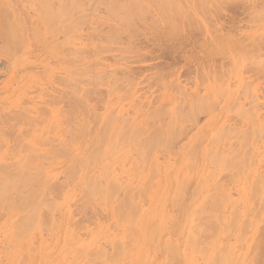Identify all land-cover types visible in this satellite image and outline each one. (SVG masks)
Returning a JSON list of instances; mask_svg holds the SVG:
<instances>
[{
	"label": "rangeland",
	"instance_id": "obj_1",
	"mask_svg": "<svg viewBox=\"0 0 264 264\" xmlns=\"http://www.w3.org/2000/svg\"><path fill=\"white\" fill-rule=\"evenodd\" d=\"M9 1V0H8ZM11 2H12V0H10ZM9 1V2H10ZM27 1V2H26ZM54 1V0H53ZM56 1V0H55ZM54 1V2H55ZM70 1V0H69ZM81 1V3H79V4H81L82 5V3H83V6H85V7H83V9L82 8H80L81 7V5H76L75 6V8L74 7H72V10L71 11H68V13H67V11H66V13H64V15H60V17H64V18H59L60 20H57L58 18L56 17L55 19H53V21L55 22H52V20H51V22L53 23V26H52V24H51V22L49 21V22H46V18H45V16L44 15H42V17H40L41 15H40V13H41V11H40V13L38 14V12L39 11H34V10H37L36 8H37V5H36V7L34 6L35 5V3L31 0V2L29 1V0H13V2H14V4H10L9 2H7V0L5 1V0H2V1H0V8H3V9H5L6 10V12H7V14H6V12H5V14H6V16L8 15V19L6 18V16H4V19L5 20H9L11 17H13V15L15 14V10H18V9H20V11H21V14H20V11L18 10L17 11V13H19L18 15H15L16 17H20L21 18V21L23 20V22H21V25L19 26V28L20 29H15L14 30V35L13 36H16V34H18L17 36L19 37V35H22V36H20L19 38H18V40H20L19 42L17 41V43H16V41H14L13 40V38H8L7 40H4L5 42L7 41V44L8 43H10V44H8V46H10V49H11V55H10V52H8L9 50H7L9 47L7 46V44L6 43H4V44H2V40H3V38H5V37H2L1 36V34H0V51L1 52H3V54H4V52H5V54L7 55V53H9V55H7V57H9V56H12V57H10V61H8L7 59V57H5L6 55L4 54V55H2V53L0 52V116L1 115H3L4 113L3 112H5V111H7V112H5V116H10V117H12V118H15L14 120L17 122V123H13V122H15V121H9V120H7V119H9L10 117H5L4 115H3V117H2V119H1V117H0V123H2L1 125H2V130H1V127H0V166H2L1 167V169H0V178L1 177H3V176H5L6 174H11V173H14L15 171H17V170H19V171H21L22 173H24L25 175H27V173L29 172V173H31V171H33V173H35L34 175H33V177H32V181H31V184H32V187L34 186L35 187V185L34 184H36L37 185V188L36 189H38L39 187V189H38V195L37 194H35V197H36V199L34 200V202H39V199H40V197H41V199L42 200H40V201H43V200H45L46 198L48 199V197L46 196V198H43L42 196H41V194H42V192H44V195H46V194H48V196L50 197L51 196V198L52 199H55V200H53V201H55L54 203V205H53V208H52V199L50 200V198L47 200H45L44 202H43V204H41V203H38V204H41V206L39 205L38 206V204L36 205V203H34V207H35V205L36 206H38L36 209H38L37 211L38 212H36V210H34L33 209V212L35 211V213H36V215H35V213H34V215L33 216H31V217H33V218H30V221L28 220V222L30 223H28V225H30L31 226V224L32 225H34L33 227H34V229L32 230V228L33 227H31V229H29L28 230V228H27V231H25L24 233L26 234H24V233H22L21 231V233L19 232V228L17 227L18 225H20V223H22V221H23V219H20V218H22V214L23 213H25V212H27L28 210L27 209H29L30 208V206H28V205H26V206H24L23 207V205L21 204V206L19 205H17V203H18V201H19V195L20 196H22V193L24 192V191H26L28 188H26V187H24V189H23V187H22V189H23V191H19V190H16L18 187H21L22 185H20V184H18L19 186L17 187V188H15L14 186L13 187H11V188H8V191H7V196H6V198H7V200L5 201V199L2 201V202H0V264H17L18 263V261L20 260V262H21V258H23V260L24 259H26L25 261L27 262H25V264H87V263H89V264H165L166 262H168V260H167V258H170L172 255L171 254H173V255H175V256H178V257H176L175 258V256H172V258H170V260H169V262H174V261H177L176 263H178V261H179V259H180V262L179 263H182V264H218L217 262H219V264H234V263H237V264H253L254 262V264H264V219L262 220V218L264 217V206L263 207H260V205L262 204V202H261V204H260V200H261V196L262 197H264V194H262V192L264 193V134H262V137H263V139H262V137H259V135L262 133V131H264V129H263V126H264V124L263 123H260V121L261 120H263L264 121V73H263V71H264V62H262V61H264V37L262 36L261 37V34H263L264 33V18H263V20H259V19H261L262 18V16H263V13H264V9H262L263 7L262 6H264V0H258V1H260V3L261 2H263V5H261L259 2H257L256 0H254L255 2H257V3H259L258 4V6H257V9H256V5L254 6V3H253V5H252V2H254L253 0L251 1V2H249L250 0H234V3H230V2H232L233 0H227V1H230V2H228V3H230V4H228L227 3V5H226V1H221V0H219L218 2H219V4H218V2H217V0H216V2H215V0H207L208 2V4L206 3L205 4V6L206 7H208V8H211L210 10L208 9V8H206V9H208L207 11L206 10H203V8H201L200 10H199V12L197 13L196 11H198L197 9H195V4L192 2V1H190V0H177V2H178V5H179V3H183V4H180V7L182 8L183 6H185L184 8H189L191 11H189L190 12V14H192V16H193V18L192 19H190L189 20V22H192V20L193 19H195V24H193L194 26H195V28L193 29V27L194 26H192V27H190L192 24L191 23H189V25H186V26H189L188 28L189 29H184L183 30V28L184 27H186L185 25L183 26V28H181V30H179L178 29V31L177 32H181L182 33V35H181V33H178L177 34V32L176 33H171L170 32V34H168L169 33V31H167V29H164V27H165V23H163L162 21H160L162 18H161V16H160V14H158V12H157V10L151 5V4H149L148 2H150L151 1V3H153L152 2V0H145V1H143L142 0V2L143 3H145L144 5L146 6V7H148V8H146L147 9V12H146V14H145V16L142 18L143 20H141L142 21V23H143V21L146 23V25L145 24H142L141 23V21L138 19H135V24L134 25H136L137 24V29H135L134 27H133V30H132V32L134 31V33H131V31H130V29H128L129 31H127V29H126V32H129V35H128V33H126V32H124L125 30L124 29H121L122 31H120L118 28L116 29V30H119V31H114L115 29L114 28H116L117 26H119V27H121L120 25V22L118 21V23L119 24H117L116 22H115V20H117V19H115V20H113L112 19V17L111 16H109L110 15V8H109V10H108V7H109V5L106 3V2H104L103 0L101 1H99L100 3L98 4V6H97V1L98 0H95V1H93L92 0V2H91V0H90V4H89V1L88 2H86L85 1V3L83 2L84 0H80ZM79 1V2H80ZM120 1V0H119ZM122 1V5L126 8V9H129L130 8V3H128L126 0H124V2H123V0H121ZM154 1V3H156V1H157V4H160L159 3V1L160 0H153ZM179 1H181V2H179ZM184 1V2H183ZM220 1H221V3H220ZM24 2V3H23ZM26 2V3H25ZM95 2V3H94ZM189 3V4H187V3ZM192 2V3H191ZM210 2V3H209ZM214 3V6H215V4L217 5V7L216 8H220V10L219 11H217V12H214V11H216L217 9L216 8H214V6L212 5V6H210L209 4H213ZM11 5V6H13V7H11V6H7L6 5V7H5V5ZM16 3V4H15ZM88 3V4H87ZM92 3H94V4H92ZM124 3H125V5H124ZM236 3V4H235ZM243 3V4H242ZM248 3H250V4H248ZM256 3V4H257ZM30 6H28V5ZM120 4V3H119ZM161 4H162V2H161ZM188 6H187V5ZM221 4H222V6H221ZM24 5L26 6V7H24ZM101 5V6H100ZM102 5H104L105 6V8L108 10H106L105 8H104V6H102ZM121 5V4H120ZM181 5H183V6H181ZM191 5V6H190ZM192 5H194L195 7L193 8L192 7ZM220 5V6H219ZM3 6V7H2ZM92 6H94V10H95V13H94V10L93 11H91V8H92ZM151 6V7H150ZM204 6V5H203ZM224 6V7H223ZM252 6V7H251ZM16 7H17V9H16ZM87 7H89V8H87ZM95 7H97L96 9H95ZM118 7H120V6H118ZM160 7V6H159ZM249 7V8H248ZM254 7H255V11H254ZM7 8V9H6ZM32 8V9H31ZM80 8V9H79ZM123 8V7H122ZM152 8H154V9H152ZM161 8V7H160ZM163 8V7H162ZM197 8V7H196ZM204 8V9H205ZM218 8V9H219ZM259 8V9H258ZM260 8H261V11H263V12H261V11H259L260 10ZM34 9V10H33ZM74 9H75V11H74ZM78 9V10H77ZM89 10V12H92V13H94V14H92L91 13V15L92 16H90V18H89V16L88 17H86V13L85 12H88V10ZM124 9V8H123ZM123 9H121V10H123ZM213 9V10H212ZM216 9V10H215ZM116 10V9H115ZM118 12L119 13H121V12H123V11H121L119 8H118ZM196 10V11H195ZM212 10V11H211ZM258 10V11H257ZM12 11H14V12H12ZM72 11H74V12H72ZM107 11V12H106ZM121 11V12H120ZM163 11H165L164 10V8H163ZM194 11V12H193ZM255 12L256 14H254L255 15V18H254V16H253V13H251V12ZM88 12V13H89ZM215 13L216 15H218V16H216V17H214L215 15L213 14H211V13ZM14 13V14H13ZM16 13V14H17ZM30 13V14H29ZM36 13V14H35ZM82 13H85V14H82ZM87 13V15H90V13L88 14ZM102 13H104V14H102ZM149 13V14H148ZM197 13V14H196ZM200 13V14H199ZM211 15V16H208L209 14ZM262 13V14H261ZM42 14V13H41ZM67 14V15H66ZM71 14H73V15H71ZM80 14H82V15H84V17L85 18H89V19H87L88 21H92L90 24L88 23V21H87V23H85L84 24V22L86 21V19H85V21H82L81 22V20H84V18H83V16L82 15H80ZM96 14V15H95ZM106 14H108V15H106ZM196 14V15H195ZM199 14V15H198ZM208 14V15H207ZM12 15V16H11ZM40 15V16H39ZM74 15H75V17H76V15L77 16H79V17H77V18H79V19H81L80 20V23H79V25L78 26H74V25H77V24H75V20H77L75 17H74ZM204 15V16H203ZM205 15H207V16H205ZM259 15H261V16H259ZM26 16L28 17L27 18V20L25 19L26 18ZM33 16V17H32ZM94 16H97V17H94ZM101 16V17H100ZM199 16V17H198ZM252 16V17H251ZM32 17V18H31ZM70 17V18H69ZM75 18L74 20L73 19H71V18ZM152 17H154V19L152 18ZM155 17H157L156 19H158L157 21L160 23H157V21H153V20H156L155 19ZM160 17V18H159ZM201 17V18H200ZM204 17L205 18H207L209 21H206V22H203L205 19H204ZM212 18V20H211V18ZM258 17H260V18H258ZM105 18H108L107 20L105 19ZM148 18H151V19H153V20H150V19H148ZM216 18V19H215ZM34 19H35V21H34ZM40 21H39V20ZM68 21H67V20ZM92 19H94V20H92ZM197 19V20H196ZM206 19V20H207ZM217 19H220V22L221 23H219V20H217ZM257 19H258V22H256L257 21ZM61 20H62V23L64 24H59V22L61 23ZM67 22H65V21ZM103 21V23L101 22V21ZM108 20H110V21H108ZM211 20V21H210ZM250 20V21H249ZM255 20V21H254ZM10 22H11V19L9 20ZM27 21V22H26ZM37 21H39V22H37ZM48 21V20H47ZM115 23H114V22ZM139 21V22H138ZM154 23H153V22ZM196 21H200V23H201V26L203 27H197V26H199V25H197V23L198 22H196ZM260 21V22H259ZM41 22V23H40ZM70 22V23H69ZM79 21H76V23H78ZM98 22V24H95V23H97ZM99 22H101V23H99ZM107 22H108V24H107ZM151 22H152V25H151ZM194 22V21H193ZM207 22H209V24H207V26L209 27V26H211V27H209L208 29H210L211 30V32H210V30H208L209 31V33L207 32V27L205 26L206 25V23ZM211 22V23H210ZM214 22V23H213ZM231 22H234L235 23V25H236V23H238V26H235L234 25V23H231ZM37 25H36V24ZM49 25H48V24ZM74 23V24H73ZM105 23H106V25H105ZM110 23V24H109ZM147 23H150L149 25H151V27L153 28V25L154 24H156L157 26L159 25V26H161L162 27V25H164V27H160V28H150V26L148 27L147 26ZM185 23H187V22H185ZM204 23H205V25H204ZM229 23H231V24H229ZM28 24V25H27ZM38 24H40V25H38ZM45 24H47L46 26L48 27V28H43V26H45ZM56 24H58V25H56ZM115 24V27L114 26H112V25H114ZM117 24V25H116ZM188 24V23H187ZM211 24V25H210ZM214 24L216 25V29H214L215 27H214ZM222 24V25H221ZM258 25V26H260L261 28L259 29V27L257 28L256 26H254V25ZM263 24V25H262ZM25 25H26V28H25ZM36 25V26H35ZM69 25H71V29L70 28H68V27H70ZM96 25V26H95ZM142 25V26H141ZM145 25V26H144ZM155 25V26H156ZM224 25H226V26H224ZM262 25V26H261ZM40 28H39V27ZM59 26H60V28H59ZM65 26H67V27H65ZM86 26V27H85ZM90 26V28H88ZM92 26H94V29H92V34L91 33H89V32H91V28H92ZM102 26V27H101ZM156 26V27H157ZM227 26H229L228 28H227ZM231 26H235V28L236 29H234L233 27H232V31H230L231 29H229V28H231ZM31 27V28H30ZM34 27H35V29H34ZM68 28V29H70L69 31H70V33H69V31L67 32V31H64V29L65 28ZM98 27H99V29H98ZM111 27H113V29H111ZM138 27L139 28H141L142 29V27L144 28V29H140V31H139V29H138ZM145 27H146V29H145ZM198 29H197V28ZM222 27V28H221ZM30 28V29H29ZM42 28V29H41ZM62 28V29H61ZM96 28V29H95ZM109 28V29H108ZM148 28V29H147ZM166 28V27H165ZM187 28V27H186ZM199 28H201V30L199 29ZM226 28H227V30H226ZM45 29H46V31H45ZM57 29V30H60V32H58V31H55V30ZM77 29H79V30H77ZM163 30V32H165V34H166V36L165 35H163V36H161L162 34H163V32L162 33H160V30ZM217 29H219L218 31H214V30H217ZM223 29H225V30H223ZM263 31H262V30ZM29 30H31L30 32L32 33V35L34 36H31L30 35V33H29ZM34 30L37 32H34ZM62 30L64 31V34L65 35H63L62 34ZM65 30H67V29H65ZM137 30V31H136ZM156 30V31H155ZM259 30V31H258ZM16 31V32H15ZM20 31H21V33H20ZM45 31V32H44ZM52 31H53V34H51L52 33ZM100 31V32H99ZM112 31H114L115 33H117L118 32V34H115V33H112ZM143 31V32H142ZM159 31V32H158ZM40 32V33H39ZM49 32V33H48ZM56 32H58V34L56 33ZM74 32L76 33V36H74L75 34H74ZM94 32H96V33H94ZM111 32V35L110 34H108V33H110ZM120 32H122V33H120ZM155 34H154V33ZM158 32V33H157ZM192 32V33H191ZM229 32V34H226V33H228ZM230 32H232V33H234V34H232V33H230ZM26 33V34H25ZM44 33V34H43ZM56 33V34H55ZM59 33H61V34H59ZM107 33V34H106ZM142 33V34H141ZM190 33V34H189ZM218 33H221V36L222 35H233V37L231 36V39L232 38H234L235 40H234V42H237V43H240V44H233L232 43V41H233V39H232V41H228V40H230L229 38L228 39H226L225 40V35L224 36H222V37H220L219 35H217ZM261 33V34H260ZM39 34V35H38ZM68 34V35H67ZM103 34H104V39H105V37H106V35H107V39H108V36L110 35V36H112V38L113 37H118L117 38V40L115 39V38H113V40L115 41H113L110 37V42H108V40H106V41H100V39L102 40V38L103 37H101V35L103 36ZM106 34V35H105ZM178 35V36H175V35ZM192 34V35H191ZM203 34V35H202ZM210 34H213V35H211L210 36ZM214 34H216L219 38H220V40H221V38H222V41H224L223 42V44H225V46H224V48L223 47H220V48H223L224 49V53L223 54H220V53H222L223 52V50L222 49H218V50H216V52H215V54L216 55H213L212 56V54H214L213 52H209V51H205V53L203 52V48L200 46V45H202L204 42H208V43H206L207 44V46L208 45H212V42H214L212 39L214 38V37H217V36H214ZM249 34H253L254 36H256V38H257V34H260V36L257 38L258 40H256L255 39V41L252 39V36H247V35H249ZM25 35H26V37H27V39L25 38ZM48 35V36H47ZM50 35L51 36H54V37H50ZM62 37V36H64V38L62 37H60V36ZM67 35V36H66ZM72 36L71 38H69L70 36ZM91 35V36H90ZM97 35H99L98 37H97ZM180 35V36H179ZM264 35V34H263ZM16 36V37H17ZM30 36L32 37V38H34V40H32L31 41V38H30ZM60 37L57 41H55L56 39V37ZM66 36V37H65ZM89 36V37H88ZM129 36V37H128ZM152 36V37H151ZM173 36V37H172ZM185 38H184V37ZM203 36V37H202ZM207 36V37H206ZM213 36V37H212ZM254 36H253V38H254ZM22 37V38H21ZM47 37V38H46ZM48 37L51 39V41H52V45L49 43L50 42V39H48ZM96 37V38H95ZM162 37V38H161ZM188 38V40H187V38ZM199 37V39H203L204 41L202 42V41H200V43L198 42L199 41V39H194V38H198ZM223 37H224V39H223ZM243 37V38H242ZM251 37V38H250ZM262 39H261V38ZM26 39V40H28V42L27 41H24L23 39ZM68 38L70 39V41H72L71 43H69V40H68ZM99 38V39H98ZM55 39V40H54ZM63 40V41H68L67 43V45L65 46L64 45V43H63V41H61V40ZM65 39V40H64ZM153 39H154V41H153ZM158 39V40H157ZM167 39V40H166ZM182 39V40H181ZM237 39V40H236ZM239 39H241V41H243V44L241 43V41L239 40ZM243 39H245V41L243 40ZM247 39V40H246ZM250 39H251V41H250ZM260 39V40H259ZM10 40H12V42H13V45H11V41ZM49 40V41H48ZM61 41V42H58V41ZM119 40V41H118ZM165 40V41H164ZM186 40V41H185ZM208 40H210V41H208ZM121 41V42H120ZM183 41V42H182ZM221 41V42H222ZM259 43H258V42ZM20 42H22V44L20 43ZM27 42V43H26ZM75 43V45L74 44H72V43ZM106 42V43H105ZM112 42V43H111ZM120 42V43H119ZM127 42H128V44H127ZM227 42H230V45H235V47L237 46V48H235V47H233V48H235V49H238L239 50V48H241L242 49V47L244 46V45H246V42H247V44H248V46H250L251 44H252V46L254 47V45L255 44H258L257 45V47H254L255 48V50H254V48L252 47V46H250L251 48H249L247 45V48H249V50H250V52H251V54L253 55V57L254 58H259V59H262L261 61L259 60V59H255L254 60V58H252L253 59V61H250L251 63L252 62H257L258 63V61H260V62H262L263 64V66H262V74H261V72H258V71H260L261 70V65H260V68L258 67V68H256L257 66H254L253 64H255V63H252V67L256 70H254V71H252L253 70V68L251 67V63L250 64H247V63H249L248 61L249 60H251V59H249V60H247V57L248 58H250L249 56H247L248 55V53H250L249 52V50L247 49V48H243V50L246 52V50H248V52L247 53H243V54H247V55H244L243 57H242V59H241V54H242V52H240L241 50H239V53L237 52L238 50H235V49H232V50H230L231 48H232V46H231V48H229L228 46H230ZM253 42H255V44H253ZM261 42V43H260ZM263 42V43H262ZM14 43H16L18 46H16L17 47V49L15 50V48H14V45H16V44H14ZM61 43H63V44H61ZM154 43H156V44H154ZM160 43V44H159ZM197 43V44H196ZM227 43V44H226ZM6 44V46H5V48L4 47H2V45H5ZM54 44V45H53ZM66 44V43H65ZM72 44V45H71ZM94 44H96V45H94ZM107 44V45H106ZM131 44H132V46H131ZM157 44H159V45H157ZM195 44H196V46H195ZM200 44V45H199ZM21 45V46H20ZM28 45V46H27ZM60 45V46H59ZM102 46L101 48H103L102 49V51L100 50V48H99V52L97 51H95L94 52V50H93V48H97V47H99V46ZM110 45V46H109ZM199 45V46H198ZM12 46V47H11ZM24 46V47H23ZM53 46V47H52ZM88 46V47H87ZM93 46V47H92ZM104 46V47H103ZM106 46H108V48L106 47ZM128 46V47H127ZM130 46V47H129ZM178 46V47H177ZM198 46V47H197ZM203 46V45H202ZM204 46L206 47V45L204 44ZM256 46V45H255ZM259 46V47H258ZM2 47V48H1ZM8 47V48H7ZM21 47L23 48V49H21ZM28 47V48H27ZM64 47V49L65 50H67V47H68V50H70L71 51V53H73V52H76L77 51V49H78V51L76 52L77 54H78V52H79V56H80V54H82L80 57H78L77 56V54L76 53H73L72 55L70 54H68L67 56H65L64 54H61V53H65V50L63 51V49L62 48ZM69 47H70V49H69ZM90 47H92V48H90ZM167 47V48H166ZM173 47V48H172ZM195 47V48H194ZM201 47V48H200ZM212 47V46H211ZM210 46L208 47V48H211ZM27 48V49H26ZM53 48V50H51ZM113 48V49H112ZM133 48H135V49H133ZM136 48H137V50H136ZM161 48V49H160ZM172 48V49H171ZM175 48V49H174ZM208 48H206V49H208ZM263 48V49H262ZM26 49V50H25ZM62 49V50H61ZM85 49H86V51H85ZM124 49L125 50V52L124 51H122V50ZM150 51H149V50ZM169 49V50H168ZM194 49V50H193ZM201 49V51H199ZM258 51H257V50ZM58 50H60V51H58ZM67 50V51H68ZM89 50H91V52L89 51ZM131 50V51H130ZM132 50H133V52H132ZM173 50V51H172ZM177 50V51H176ZM221 50H222V52H221ZM234 50H235V52H234ZM260 50V51H259ZM53 51V52H52ZM66 51V52H67ZM83 51V53H80V52H82ZM85 51V52H84ZM122 51V52H121ZM194 51V52H193ZM196 51H198V53L196 52ZM219 51H220V53H219ZM232 51V52H231ZM54 52H56L55 54H54ZM69 52V51H68ZM89 52V53H88ZM166 52V53H165ZM174 52V53H173ZM183 52V53H182ZM187 52V53H186ZM193 54H192V53ZM197 54H199V55H197ZM201 52H203L202 54H201ZM206 52L208 53V54H206ZM50 53H51V55H50ZM164 53V54H163ZM188 53H189V56H188ZM210 53H212L211 55H209ZM219 53V54H218ZM226 53V54H225ZM229 53V54H228ZM233 53H237L236 55L238 56V59H236L237 57H236V55L234 54V56H233ZM241 53V54H240ZM14 54V55H13ZM119 54V55H118ZM145 54H146V56H145ZM181 54H183L182 55V57L180 56ZM185 54H187L186 55V57H188V58H186L184 55ZM192 56H191V55ZM194 54H195V57H193L194 56ZM205 54V56H203ZM238 54H240V56L238 55ZM49 55V56H48ZM59 55H61V57H60V62H62L63 60V58H64V60H66L67 59V61H68V58H70V60H71V57L73 58L71 61L73 62V61H79V63L76 61V63L75 62H73V63H71L70 62V60H69V62L70 63H66V61L64 62L65 63V66H64V68H62L63 66H62V63H56V57L58 58L59 57ZM78 57V58H76V56ZM135 55V56H134ZM202 55V56H201ZM228 55V56H227ZM255 55V56H254ZM16 56V57H15ZM75 56V57H74ZM84 56V57H83ZM102 56V57H101ZM123 56V57H122ZM143 56V57H142ZM160 56V57H159ZM190 56H191V58H190ZM197 56H199V58L197 57ZM208 56V57H207ZM212 56V57H211ZM225 56V57H224ZM247 56V57H246ZM261 56V57H260ZM51 57V58H50ZM184 57V58H183ZM196 57H197V59H196ZM202 57H204L203 58V60L201 59ZM205 57H207V58H205ZM222 57V58H221ZM226 57H227V59H226ZM230 59H229V58ZM234 57H235V59H234ZM246 57V58H245ZM79 58H81L82 59V61H80L79 60ZM137 58V59H136ZM180 58V59H179ZM186 58V59H185ZM243 58L245 59L244 60V62L243 63H241V61L243 60ZM15 59V60H14ZM119 59V60H118ZM136 59V60H135ZM189 61H188V60ZM225 59V60H224ZM19 60V61H18ZM58 60V59H57ZM58 60V61H59ZM62 60V61H61ZM117 60V61H116ZM194 60V61H193ZM228 60H230L231 61V63H230V61H228ZM247 60V61H246ZM258 60V61H257ZM15 61H17L18 63H16ZM50 61H52V62H50ZM55 61V62H54ZM57 61V62H58ZM95 61V62H94ZM218 61V62H217ZM223 61V62H222ZM15 64H14V63ZM49 62H50V64H49ZM81 62V63H80ZM121 62H122V64H121ZM165 62V63H164ZM198 64H197V63ZM56 63V64H55ZM94 63H96V64H94ZM98 63V64H97ZM124 63V64H123ZM202 63H203V66H202ZM230 63V64H229ZM237 63V64H236ZM240 65H239V64ZM90 64V65H89ZM158 64V65H157ZM163 64V65H162ZM196 64H197V67H195L196 66ZM214 64H216V65H214ZM219 64V65H218ZM231 64H232V67H234L233 69H234V71H232L233 72V74L231 75V70H230V68H231ZM236 64V65H235ZM245 65V67H244V65ZM259 64H261V63H259ZM258 64V65H259ZM8 65V66H7ZM10 65V66H9ZM73 65V66H72ZM81 65V66H80ZM87 65V66H86ZM95 65V66H94ZM165 65V66H164ZM201 65V66H200ZM250 65V66H249ZM256 65V64H255ZM58 66V67H57ZM60 66V67H59ZM72 66V67H71ZM83 66H84V68H83ZM205 66V67H204ZM210 66V67H209ZM238 68H237V67ZM243 66V68L241 69V67ZM247 66V67H246ZM78 67H82V70H83V72H82V70H79L78 71V73L79 72H81L80 73V77L78 76L79 74L78 73H69V71L68 70H71V71H75V72H77V70L75 69V68H78ZM88 67V68H87ZM169 67V68H168ZM202 67V68H201ZM219 67V68H218ZM237 69H236V68ZM240 67V68H239ZM10 68V69H9ZM86 68V69H85ZM91 69L92 71L94 70V72H96V71H103L102 73L104 74V77H106V78H103V75H102V73L101 72H99L98 74L100 75L101 74V76H98V75H96V73H95V76L94 75H92V74H94V72L92 73V71L91 70H87V69ZM200 68V69H199ZM247 68H249V69H247ZM252 70H251V69ZM65 69V70H64ZM162 69H164V71L162 70ZM206 69V70H205ZM208 69H210V70H212V74H211V71H208ZM215 69V70H214ZM232 69V70H233ZM235 69H236V71H235ZM244 69H247V70H245L244 71ZM258 69H260V70H258ZM52 70H53V72H52ZM85 70H87L88 72H90L91 71V73H87V71H85ZM105 70V71H104ZM258 70V71H257ZM68 71V72H67ZM86 73H85V72ZM125 71L127 72V74L125 73ZM160 71V72H159ZM163 71V72H162ZM214 71H216L217 72V75H218V73H219V75H220V79H218L217 78V75H216V72H214ZM224 71V72H223ZM227 71H228V73L229 74H227ZM67 72V73H66ZM116 72V73H115ZM123 72H124V74H123ZM142 72V73H141ZM153 72V73H152ZM159 72V73H158ZM165 72H166V74H165ZM201 72V73H200ZM224 74H223V73ZM256 72H258V74L256 73ZM49 73V74H48ZM62 73H64V74H62ZM82 73L84 74V75H82ZM107 73V74H106ZM131 73H132V75H133V79L134 80H132V78L130 77V76H132L131 75ZM141 73V74H140ZM210 73V74H209ZM254 73V74H253ZM257 75H256V74ZM46 74H47V76H46ZM71 76H70V75ZM76 75V76H73V75ZM92 75V77L90 78V76H87V75ZM106 74V75H105ZM157 74V75H156ZM161 74V75H160ZM202 74V75H201ZM207 74V75H206ZM222 74V75H221ZM236 74V75H235ZM242 74V75H241ZM14 75V76H13ZM57 76L59 79L57 80V78L56 77H54L53 78V76ZM83 77H82V76ZM154 75H155V77H154ZM169 75V76H168ZM204 75V76H203ZM209 75V76H208ZM212 75L213 76H215L216 75V80L217 81H219V82H216V80H214L215 79V77H212ZM219 75H218V77H219ZM229 75V76H228ZM235 75V76H234ZM241 75V76H240ZM259 75V76H258ZM96 76H98V77H96ZM127 76V77H126ZM150 76V77H149ZM153 76V77H152ZM166 76H168V77H166ZM224 76V77H223ZM232 76V77H231ZM68 77H70V78H68ZM71 77H73L74 79H76V80H72L73 78H71ZM75 77H77V78H75ZM145 77H147V78H145ZM157 77V78H156ZM211 77V78H210ZM222 77V78H221ZM231 77V78H230ZM243 77V78H242ZM82 79V81H81V79ZM88 78H90V79H92L93 78V80H91V82H93V83H91L89 80L90 79H88V81L92 84V86L89 84H87V79ZM120 78V79H119ZM126 78V79H125ZM204 78H205V81H204ZM210 78V79H209ZM214 78V79H213ZM245 78V79H244ZM80 79V80H79ZM85 79H86V81H85ZM109 79V80H108ZM155 79V80H154ZM160 79V80H159ZM222 79H224L223 81H224V83H223V86H224V89H222L223 87H222ZM227 79V80H226ZM230 79V80H229ZM48 80H50V81H48ZM59 80H61V82L59 81ZM107 80V81H106ZM125 80H127V81H125ZM150 80V81H149ZM154 80V81H153ZM158 80V81H157ZM242 82H241V81ZM252 80H255V81H252ZM79 81V82H78ZM84 81V83H81V82H83ZM110 83H109V82ZM132 81V82H131ZM140 81V82H139ZM156 81V82H155ZM161 81V82H160ZM165 81V82H164ZM200 81V82H199ZM209 81H211V82H209ZM238 81V82H237ZM244 81H246V83L248 82V81H250V83H247V85L249 84L250 85V87L252 88V90L253 89H255V91L253 92L251 89H249L250 87H249V85L247 86V87H249V88H246L247 90H245L244 88H243V85H244ZM68 82H70L71 84H70V86H72V87H78V89H77V91L79 90V93H77L76 92V90H74L72 87H71V89H73V90H71L70 88H69V84H68ZM75 83V84H77L78 86H74V84L72 85V83ZM97 82H99V84L97 83ZM125 84H124V83ZM134 82V83H133ZM169 82V83H168ZM215 82H216V84H215ZM63 83V84H62ZM65 83V84H64ZM94 83H97V85L96 84H94ZM127 83H129V84H127ZM164 83V84H163ZM242 83H243V85H242ZM245 83V84H246ZM85 86H84V85ZM87 84V85H86ZM123 84V85H122ZM127 84V85H126ZM131 84V85H130ZM160 84V85H159ZM168 84V85H167ZM199 84V85H198ZM225 84V85H224ZM238 84V85H237ZM61 85V86H60ZM67 85V87H65ZM99 85V86H98ZM212 85V86H211ZM219 85H221V86H219ZM210 86V87H209ZM229 86H230V88H229ZM242 86V87H241ZM81 87H85V88H89V87H96L97 89H92L91 88V90L90 89H86L87 91H85V92H87L88 93V90H90V93H88V95H89V97L87 96V95H85L87 98H84L83 96V94H85L83 91L85 90H83L82 89V91L80 90L81 89ZM123 87V88H122ZM159 87H161V89L159 88ZM167 87V88H166ZM219 87H222L221 89H219ZM239 87V88H238ZM57 88V89H56ZM69 88V89H68ZM80 88V89H79ZM103 88V89H102ZM111 88V90L113 91H111V90H109V89ZM236 88V89H235ZM240 88L242 89H244V91H243V89H242V93L241 92H238L239 90H240ZM40 89V90H39ZM56 90V92H59V93H53L52 91L53 90ZM61 89V90H60ZM102 89V90H101ZM107 91H106V90ZM181 89H182V91H181ZM215 89V90H214ZM234 89V90H233ZM58 90H60V91H58ZM114 90H116V91H114ZM208 90V91H207ZM219 91V94L218 93H215V91L216 92H218ZM222 90H228V91H226V94L224 95L223 94V92L225 93V91H222ZM233 91V93H232V91ZM249 90H251V92L249 91ZM92 91V92H91ZM94 91V92H93ZM185 91V93L186 94H184L183 92ZM189 91V92H188ZM209 91H210V93H209ZM214 91V92H213ZM220 91L222 92V96H223V98H222V96H221V94H220ZM249 91V92H248ZM44 92V93H43ZM48 92V93H47ZM55 92V91H54ZM68 93V94H66L67 96H71V92H72V94H74V97H77V96H79V94L81 95V92H83V94H82V99L84 100L83 102H80V101H82V99H80V96L79 97H77V98H79L78 100H80V101H78L76 98H74L75 99V101H73V95L71 96L72 97V100H71V98H67V99H65V97H66V95L64 94V93ZM74 92H76L77 94H75ZM187 92H188V94H187ZM196 92V93H195ZM232 94H231V93ZM235 92V93H234ZM243 92H244V94H243ZM246 92H248L249 94L248 95H246L247 93ZM62 93V94H61ZM92 93V94H91ZM104 93V94H103ZM191 93V94H190ZM238 93V94H237ZM251 93V94H250ZM252 93H255V94H252ZM45 94V95H44ZM49 94H54V96H55V98H53V95L51 96V95H49ZM56 94H58V95H56ZM96 94V95H95ZM196 96H195V95ZM204 94H206V95H204ZM211 94V95H210ZM60 95H62V97H60ZM65 95V97H63ZM94 95V96H93ZM105 95V96H104ZM128 95H129V97H128ZM187 95V96H186ZM190 95H191V97H190ZM202 95H204V97L202 96ZM235 95V96H234ZM236 95H237V97H236ZM239 95V96H238ZM36 96V97H35ZM50 97V98H52V99H48L47 97ZM98 96V97H97ZM126 96V97H125ZM200 96V97H199ZM221 96V97H220ZM253 96H255V97H253ZM103 99H102V98ZM120 99H119V98ZM188 97H189V99H188ZM192 97H194V98H192ZM197 97H199L198 99H197ZM201 97H202V99L204 98V100L206 101V102H208V98H209V103H204V100H203V103L205 104V107H207V111L205 110V109H203V111L201 112V107H200V105H201V103H199V104H197L198 102H201L202 101V99H201ZM212 97V98H211ZM227 97V98H226ZM237 99H236V98ZM246 97V98H245ZM62 98V99H61ZM112 98V99H111ZM188 100H187V99ZM220 98V99H219ZM222 98V99H221ZM54 99V100H53ZM56 99V100H55ZM86 99H88V100H86ZM100 99V100H99ZM201 99V100H200ZM214 101H213V100ZM219 99V100H218ZM22 100V101H21ZM48 100V101H47ZM50 100V101H49ZM59 101V103H57L56 101ZM62 100V101H61ZM63 100H64V102H63ZM78 101V104H77V101ZM103 100V101H102ZM138 100V101H137ZM192 100H194V101H192ZM49 103H47V102ZM51 101H52V103H53V105H52V103H51ZM56 102L55 104H54V102ZM65 101H68V102H74V104H76V106L78 105V109L76 108V111H74V113L77 115H75L74 113H73V115H75V116H73V115H71L70 113H68L69 112V109L70 110H74V105H72L71 103H70V106L72 107V108H70V106H69V104L67 103V102H65ZM96 101H97V103H96ZM171 101V102H170ZM187 101V102H186ZM193 103H192V102ZM197 101V102H196ZM223 101H224V103H223ZM239 101V102H238ZM21 102H23V103H21ZM61 102H63V103H61ZM76 102V103H75ZM186 102V103H185ZM194 102H196L195 104L196 105H194V106H196V107H193V104H194ZM213 102H215L214 104H213V106H214V108H213V106H212V103ZM217 102H218V104H217ZM229 102H231V104H232V106H229L228 105V103ZM65 103V104H64ZM81 103V104H80ZM82 103H86L88 106H85L84 104H83V107H82ZM102 103V104H101ZM178 103V104H177ZM181 103V104H180ZM183 103H185L184 105H183ZM223 103V104H222ZM235 103H236V105H235ZM237 103H239V104H237ZM252 103V104H251ZM254 103V104H253ZM18 104H20V106L18 105ZM67 104V105H66ZM145 104V105H144ZM181 106H180V105ZM192 104V105H191ZM207 104H208V106H207ZM222 104V105H221ZM144 105V106H143ZM199 105V106H198ZM247 105V106H246ZM253 105H256L255 107L253 106ZM25 106V108H27V109H29V110H27V113L25 114L26 116H23L25 119L27 118V122L29 123V124H31V126L30 125H28L27 123L25 124V123H23L24 122V120H22L23 119V117H22V113L21 112H17V113H11V111L12 112H15V111H25V109H23V107ZM61 106V107H60ZM115 106V107H114ZM132 106V107H131ZM141 106V107H140ZM201 106H203V105H201ZM210 106V107H209ZM212 106V107H211ZM222 106V107H221ZM238 106H240V107H238ZM243 106V107H242ZM21 107V108H20ZM38 107H39V110H38ZM43 109V107H44V109L45 108H47L45 111H44V109L42 110L41 108ZM80 107V108H79ZM84 107H85V109H84ZM89 107L91 108V112L92 113H94V115L90 112V111H88V109H89ZM169 107V108H168ZM177 107V108H176ZM183 107V108H182ZM199 107V109H197ZM227 107H229V108H227ZM69 108V109H68ZM88 108V109H87ZM147 108H149V112H148V109ZM170 108H172V109H170ZM180 108V109H179ZM184 108H187V110H189L188 112L190 113V115H188V113H186L187 112V110L185 111L184 110ZM194 108H196L195 110H194ZM203 108V107H202ZM223 108V109H222ZM224 108H226V109H229V110H226V109H224ZM234 108H237V109H234ZM254 108H256V111L255 110H253ZM41 109V110H40ZM62 109L64 110L63 112H62ZM66 109H68V112H66ZM109 109V110H108ZM114 109V111H113V116L114 115H116L115 116V118L117 117V119H120L119 117H120V115H121V119L124 117V119H122V121L121 120H116L114 117V120H113V118H111V116H110V111H111V113H112V110ZM151 109V110H150ZM154 109V110H153ZM210 109H212V111L210 110ZM214 109V110H213ZM233 109V110H232ZM245 110L246 111V109L248 110L247 112H249V113H253V111L255 112L254 114H255V116H254V114H252V115H250V114H248L247 112H245V115H240V116H238V114L240 113V111L241 112H243V110ZM251 109V110H250ZM9 110V111H8ZM85 111V115H86V113H87V117L85 116V115H83L84 114V112H80V111ZM109 112H108V111ZM156 110H157V112H156ZM172 112H171V111ZM221 112H220V111ZM236 110H240V111H236ZM250 110V111H249ZM41 111V112H40ZM42 111H44V112H42ZM60 111L62 112V114L60 113ZM93 111H96V112H93ZM162 113H161V112ZM170 111V113L169 114H167V112H169ZM185 111V112H184ZM209 111V114L207 113ZM26 112V111H25ZM25 112H23V115H24V113ZM66 112V113H65ZM72 112V111H71ZM106 112V113H105ZM140 112V115L138 114ZM151 112V115H148V117L146 116L148 113H150ZM155 112V114L153 115V113ZM166 112V113H165ZM233 112V113H232ZM238 113L237 115H236V113ZM18 113H21V114H18ZM41 114V115H39V114ZM43 113H46V114H44L43 115ZM47 113H48V115H47ZM65 113V114H64ZM67 113L69 114L68 116H67ZM95 113H97V115L95 116ZM143 113H144V116H143ZM156 113H157V116H156ZM176 113V114H175ZM197 113V114H196ZM205 113V114H204ZM222 113V114H221ZM246 113H247V115H246ZM7 114V115H6ZM10 114V115H9ZM30 116V119H28V115ZM61 114V115H60ZM102 114V115H101ZM107 114H109L108 115V117H109V119L107 118V120H109L110 122H108V123H110V124H112L113 126L116 124L115 123V121L117 122L118 121V123L114 126L115 128L116 127H118L119 126V128H117V129H119V130H121V131H123V132H127V134L130 136L129 138L130 139H127L126 140V142H125V144H123V147H121V146H119L118 147V145L117 146H115L114 144H112L113 142H112V140H110V141H107V144L105 143V144H99L98 145V147L99 148H101L102 147V149H100V151H98L99 150V148L97 149L96 148V150H95V152L96 151H98L97 152V155H100L101 154V151H102V154H101V156H100V158H97L98 156H95L96 157V159L97 160H94V158L95 157H92L91 158V160L93 159V161H90L89 162V159H90V157H91V155H90V157L89 158H87L88 156H89V154H88V152H90L91 151V149L93 150V148L94 147H97V145H95L94 143H93V137H94V135L96 134H98V132L100 131V129H101V126L104 124L103 122L104 121H106L105 119H106V117H107ZM158 114H159V116H158ZM202 114V115H201ZM208 114V115H207ZM215 114V115H214ZM226 114V115H225ZM229 114H231V115H229ZM241 114V113H240ZM244 114V113H243ZM11 115H14V116H11ZM20 115V116H19ZM51 115V116H50ZM67 116V117H69V116H71V117H69L71 120H73V122L74 121H76L75 123H72V121L71 120H69V118L67 119L66 117H63V116ZM83 116L82 118H81V116ZM90 115H91V117H92V119H90ZM93 115V116H92ZM122 115H124V116H122ZM137 115H139L138 117H137ZM160 115H161V117H160ZM169 115H170V118H169ZM178 115V116H177ZM249 115V116H248ZM72 116L73 117H76L77 119H75V118H73L72 119ZM143 116V118L141 119V117ZM147 118H146V117ZM149 116H152V118H153V116L154 117H156L157 119L156 120H151V119H149ZM173 116V117H172ZM181 116H182V118L185 116V119L184 120H186V119H189L190 118V120L192 121V123H191V121H188L187 120V122L186 123H184L185 121L182 119L181 120ZM201 116V117H200ZM228 116V117H227ZM232 118H231V117ZM252 116V120H253V116L255 117V119L253 120V122L251 121V119L249 118V119H247L248 117H251ZM258 116V117H257ZM22 117V118H21ZM32 117V118H31ZM40 117H41V120L39 121V119H40ZM94 117V118H93ZM95 117H98V119H97V122H94V121H96V120H93V119H95ZM128 118L129 119V121H128V123H127V125L125 124L126 122H127V119H125V118ZM137 117V118H136ZM146 119H145V118ZM160 117V118H159ZM177 117V118H176ZM193 117H195V118H193ZM211 117V118H210ZM246 117V118H245ZM6 118V119H5ZM35 118V120L37 121H35V123H34V121H30V120H32V119H34ZM88 118V119H87ZM136 118V119H135ZM173 119V121L171 122L172 123V129L170 128V120H172ZM191 118H193V120L191 119ZM201 118V119H200ZM215 118V119H214ZM217 118H218V120H217ZM237 118V119H236ZM246 120V122H245V120ZM5 120V122H6V120H7V123H5L4 121H1V120ZM11 119V118H10ZM42 119L44 120V121H42ZM62 119L64 120H66L67 119V121H65V122H68L69 123V121H70V123H72V125L73 124H75V125H69L71 128H74V129H79L80 128V132L79 131H77V130H74V129H72L71 130V128L69 129V130H67V131H69V133H71V131H72V133L73 134H77L76 136H74V135H72V134H69V133H67V132H65L64 133V131H65V129L63 128L64 127V125H65V127L67 126V124L66 123H64L63 121H62ZM81 119V120H80ZM86 119V120H85ZM132 119H134V120H132ZM149 119V120H148ZM244 121H243V120ZM11 120H13V119H11ZM20 120V122L18 123V121ZM29 120V121H28ZM69 120V121H68ZM84 120L86 121L85 123H84ZM90 120L93 122H90ZM104 120V121H103ZM113 120V121H112ZM124 120V121H123ZM125 120H126V122H125ZM132 120V121H131ZM138 120V122H135V121H137ZM151 120V121H150ZM179 120V121H178ZM217 120V121H216ZM239 120V121H238ZM242 122H241V121ZM255 120H256V124L257 123H259V124H254V122H255ZM9 121V122H8ZM38 121L39 122H41V123H39L38 124ZM79 121V122H78ZM103 121V122H102ZM164 123H163V122ZM183 121V122H182ZM195 121H196V123H195ZM234 121V122H233ZM248 121V122H247ZM25 122H26V120H25ZM33 122V123H32ZM101 122L103 123V124H101ZM125 122V123H124ZM130 122H131V124H134V126L132 127V125L130 124ZM183 124H182V123ZM208 122H210V123H208ZM213 124H212V123ZM237 122V123H236ZM262 122V121H261ZM77 123H79V124H77ZM94 123H96V124H94ZM106 123H107V121H106ZM105 123V124H106ZM123 123V124H122ZM170 123V124H169ZM178 123V124H177ZM194 123V124H193ZM249 123V124H248ZM5 124V125H4ZM77 124V125H76ZM93 126H92V125ZM161 124H163L162 125V127L164 126V129L165 130H163V132H161L162 130V128L160 127V125ZM165 124V125H164ZM184 124H186V126L184 125ZM207 124V125H206ZM227 124V125H226ZM12 125H16L15 127L14 126H12ZM32 125H33V127H32ZM96 125V126H95ZM100 125V126H99ZM124 125H126V127H124V128H122L121 126H124ZM132 127V128H128V127H130V126ZM142 125H143V128H142ZM149 127H148V126ZM151 125V126H150ZM158 127H157V126ZM167 125V126H166ZM191 125H192V128H191ZM194 125V126H193ZM227 126V127H230L231 128V126H232V129H231V132L232 133H230V130H229V132H227V131H224V129L226 128V129H228L227 127H223L224 129H222V126ZM251 125H253V127L251 126ZM256 125V126H255ZM9 128H8V127ZM10 126H12V127H10ZM53 126V127H52ZM80 126V127H79ZM83 126V127H82ZM137 126H139L140 127V130H146L145 131V133L143 132V134L144 135H146V134H148V132L150 133V134H152L155 138H156V140H157V138L159 139V140H157V141H159V145H158V148L156 149L155 147L157 146V143H156V146L155 145H153V146H155L154 147V149H153V146H152V144L150 145L149 144V146L152 148V151H150V155L149 156H147V157H145V156H143V155H145V154H147L146 152L150 149H148L146 152H145V154H144V151L143 152H140L139 150H137L138 148H137V146L135 147V145H137V143L134 141H132L131 139H133L135 136H138V137H140V138H143V136L144 135H142L141 133L142 132H139V131H137L138 129H139V127H138V129H137ZM157 127V130L155 129L156 127ZM166 126V127H165ZM176 126H177V128H176ZM183 126V127H182ZM189 126H190V128H189ZM210 126V127H209ZM239 127L238 128V130H239V132L241 131V130H246L248 127H250L252 130H253V132H255V133H257V129H258V131L260 132H258L259 133V135H258V133L257 134H255V133H251L252 131H251V129L250 128H248L251 132L249 133V135H250V140L249 139H247L248 137H249V135H248V133H247V137L245 138V140H247V141H245L243 138H239V137H237V136H239V135H243V134H245V132L244 131H242V132H244V133H241V134H239V132L237 131V134H236V136H235V134H234V132L236 133V131H234L233 129H234V127ZM68 127V126H67ZM79 127V128H78ZM121 127V128H120ZM214 127V128H213ZM256 127H257V129H256ZM259 127V128H258ZM11 128V129H10ZM14 128L16 129V130H14ZM53 128V129H52ZM69 128V127H68ZM67 128V129H68ZM91 128H93V130L91 129ZM126 128H128V129H130L129 131H127V129ZM136 128V129H135ZM146 128V129H145ZM147 128H149V130H147ZM161 128V129H160ZM166 128H167V130L170 128V133L168 134V131L166 130ZM185 130V133H186V135L185 136H182V132H184L183 131V129ZM209 128V129H208ZM213 128V129H212ZM218 128H220V129H218ZM229 128V129H230ZM256 130H255V129ZM8 129V130H7ZM61 129V130H60ZM82 129V130H81ZM98 129V130H97ZM123 129V130H122ZM133 129H135V130H133ZM176 129L178 130L177 132H178V135H176L177 134V132H176ZM207 129V130H206ZM225 129V130H226ZM237 129V128H236ZM263 129V130H262ZM24 130L27 132V134H26V132H24ZM71 130V131H70ZM92 130V131H91ZM142 130V131H143ZM182 130V131H181ZM204 130V131H203ZM209 130V131H208ZM217 130H222L223 131V136H225L224 134H225V132L226 133H229V135L227 134L225 137H223V136H220V134L218 135V131ZM233 130V131H232ZM261 130V131H260ZM20 131V132H19ZM21 131H23V133L21 132ZM83 131V132H82ZM86 131H87V133H86ZM95 131H96V133H95ZM153 133H152V132ZM159 133H158V132ZM165 131H167V132H165ZM188 131V132H187ZM206 131V132H205ZM211 131V132H210ZM221 131V132H222ZM2 132V133H1ZM6 132H7V135H6ZM11 134H10V133ZM14 132V133H13ZM78 132V133H77ZM91 132V133H90ZM125 132V133H126ZM174 132V133H173ZM208 132V133H207ZM247 132H249V131H247ZM4 133V134H3ZM18 133V134H17ZM25 133V134H24ZM80 133V135H79V137H78V134ZM88 133H90V134H88ZM132 133H134V136H133V134ZM136 133V134H135ZM137 133H139V134H137ZM164 133V135L163 136H165L164 138H163V136H162V134ZM173 133V134H172ZM196 133V134H195ZM208 134V136H207V134ZM210 133V134H209ZM264 133V132H263ZM12 134H14V135H16V136H14V135H12ZM42 134V135H41ZM64 134H66L65 136H64ZM69 134V135H68ZM87 134V135H86ZM150 134H148V135H150ZM158 134V135H157ZM193 134V135H192ZM195 134V135H194ZM197 134H198V136H197ZM221 134V135H222ZM232 134H234V137H232L233 135ZM239 134V135H238ZM253 134H255V135H258V137L259 138H257V136H253ZM12 135V136H11ZM17 135H19V137L22 139V137H23V139H24V141L22 142V140H20V144H18L19 143V138L17 139ZM71 135V136H70ZM86 135V136H85ZM147 135V136H148ZM168 135H169V137H168ZM173 135H175L174 137H175V142L173 143V144H171L172 143V141H171V139H172V137H173ZM179 135H181V136H179ZM191 135V136H190ZM200 135V136H199ZM206 135V136H205ZM216 136V138L215 137H213V136ZM15 138H14V137ZM41 136V137H40ZM67 136V137H66ZM68 136H70V137H68ZM73 136V137H72ZM132 136V137H131ZM147 136L145 137L144 136V138H147ZM176 136H179L178 138L176 137ZM48 137V139L50 140V143L48 144V141H47V143L44 141V138H45V140H46V138ZM51 139H50V138ZM65 137V138H64ZM76 137H78V138H75ZM149 137V136H148ZM153 137V138H154ZM162 137V138H161ZM208 137H209V139L210 140H208ZM217 137L219 138L220 137V139H219V142H216L218 139H217ZM235 137H237V138H239L238 139V141H237V139L235 138ZM241 137H243V136H241ZM254 137H255V139L257 138V141L258 140H260V142L258 141V143H257V141H254V142H252L251 143V141H252V139H254ZM8 138V139H7ZM13 138V139H12ZM41 138H43V139H41ZM67 138H68V140L70 141V139H72L73 140V142L71 141V142H69V141H64V139L65 140H67ZM70 138V139H69ZM151 138H152V136H151ZM169 138V139H168ZM190 138V139H189ZM200 138V139H199ZM225 138L227 139H229V141L228 140H226L225 142H224V140H225ZM231 138V139H230ZM47 139V140H48ZM63 141H62V140ZM149 139H150V137H149ZM165 139V144H163V140ZM168 139V140H167ZM174 139V138H173ZM198 139H199V141H198ZM214 139H217V140H215V142H214V144H212V142L214 141ZM234 139H235V141H234ZM243 139V140H242ZM262 139V140H261ZM10 140V141H9ZM91 140H92V143L94 144H91ZM128 140H129V142H128ZM131 140V141H130ZM134 140H135V138H134ZM182 140V141H181ZM187 140H189V141H187ZM232 140H233V142H236L237 141V144L236 143H232ZM249 140V141H248ZM42 141V144H40V142ZM52 141H54V142H52ZM56 141H58L57 143H58V145H57V143H56ZM169 143H168V142ZM198 141V142H197ZM241 141H243V143L244 142H247V143H244L245 145L247 144L248 146L246 147ZM13 142H14V144L15 145H13ZM39 142V143H38ZM43 142H44V144H43ZM66 142H68L69 144H67ZM132 143V145H131V143ZM167 142V143H166ZM171 142V143H170ZM209 142H210V144H209ZM223 142V144L225 143V146H224V148H223V146H221V143ZM230 143V145L232 146V147H237V149H235L234 148V150L233 149H231L232 147L231 146H229V143ZM241 142V143H240ZM263 142V143H262ZM18 144V146H17V144ZM22 143H24V144H26V145H30L29 147L27 146V147H24V148H22V150H21V147L22 146H20V145H22ZM36 143H38V144H36ZM51 143H53L52 145H51ZM67 145H66V144ZM128 144V146H127V144ZM189 143V144H188ZM251 143V144H250ZM255 143H257V144H255ZM48 144V145H47ZM81 144H82V146H81ZM110 144V145H109ZM170 144V145H169ZM185 144H186V147H185ZM194 144H196L195 145V148L197 149H192V148H194ZM222 144V145H223ZM233 144H235V145H233ZM241 144H243V147L245 146L246 148H245V150H246V152L248 151H250L249 152V156H248V154L246 155V156H248V157H246V160H244V158H243V153L244 154H246V152H245V150H242V148H241ZM250 144V145H249ZM253 144V145H252ZM54 145V146H53ZM56 145V146H55ZM69 145V146H68ZM92 145V146H91ZM113 145V146H112ZM120 145V144H119ZM125 145V146H124ZM161 145V146H160ZM171 145H173V146H171ZM192 145V146H191ZM198 145V146H197ZM213 145H215V146H213ZM237 145V146H236ZM239 145H241V146H239ZM12 146H16V148H14V147H12ZM58 147V150L60 149V147H62V146H64V148L66 149V148H68V149H66L65 151H68L67 152V154H66V152H62L63 154H64V156H60V155H57V153H53V149H50V147ZM60 146V147H59ZM101 146V147H100ZM110 148H109V147ZM112 146V147H111ZM114 146H115V148H114ZM160 146V147H159ZM163 146H164V148H165V151L167 150V146H168V149L169 150H172L173 152H172V154H171V151H164L162 148H163ZM181 146H183V147H181ZM208 146V148H206ZM229 146V147H228ZM252 146H253V148H252ZM128 147H131L130 149L128 148ZM134 147V148H133ZM170 147L172 148V147H174L175 148V150H174V148L173 149H170ZM179 147V148H178ZM204 147V148H203ZM14 148V149H13ZM34 148H35V150H34ZM90 148V149H89ZM114 148V149H113ZM117 148V149H116ZM119 148L121 149V148H124V149H122V151L121 150H119ZM127 148H128V151H127ZM212 148V149H211ZM214 148H215V150H214ZM222 148V149H221ZM228 148V149H227ZM13 151H12V150ZM19 149V150H18ZM25 149H30V150H25ZM48 149V150H47ZM89 149V151H87ZM113 149V151L111 152V150ZM115 149H116V151L117 152H119V153H117L116 151H115ZM161 149V150H160ZM178 149V150H177ZM182 150V152H181V150ZM184 149V150H183ZM212 150L211 152L212 153H210L209 154V150ZM227 149V150H226ZM229 149H231V150H229ZM244 149V148H243ZM17 150V151H16ZM53 150V151H52ZM61 150H63V147L61 148ZM82 150H84L85 152H83ZM106 150V151H105ZM119 150V151H118ZM138 151V152H133V151ZM146 150V149H145ZM156 150V151H155ZM163 150V151H162ZM190 150H194V153L195 152H198V153H195V155L193 156V157H190L189 155H190V153H192V151L191 152H189ZM204 150H205V152H204ZM219 152H218V151ZM223 150V151H222ZM224 150H226V152H228V151H232V152H228L227 154H225L226 152L224 151ZM240 151V157L238 158V159H240L241 157V159H240V161L242 160V163L240 164L239 163V165L236 163V167H237V169H238V171L237 170H235V169H233V170H235V171H231L232 170V168H234L235 166H233L234 165V161L236 162L237 161V158L236 159H234V157H232L231 158V155L234 153L235 154V152L237 153V151ZM255 152H254V151ZM12 151V152H11ZM16 151V152H15ZM23 151V152H22ZM115 151V152H114ZM160 151V152H159ZM176 152V154H175V152ZM181 153H180V152ZM183 151H185L186 153H184V154H182L183 153ZM217 151V152H216ZM241 151H243V152H241ZM260 151V155L258 154V152ZM29 152V153H28ZM48 152H50V156L51 155H55L54 157H53V159H52V157H50V158H47V159H44V157L42 158V160H41V158L40 157H42L41 155H43V156H46V154H48ZM57 152H60V151H57ZM72 152V153H71ZM91 152H93V151H91ZM100 152V153H99ZM130 152V153H129ZM162 152H164V153H162ZM188 152H189V155H188ZM216 152V154L217 153H219L220 154V156H222L220 159V165H219V163L217 162L216 163V161H214L215 162V165H214V167H212V165H209V164H212L213 162H211L210 160H208V159H210L211 158V156H208V155H212L213 153H215ZM223 152V153H222ZM225 152V153H224ZM15 153V154H14ZM30 153H39V154H41L40 155V157H39V155H37L38 156V158L37 157H35V156H33V155H30ZM42 153H46L45 155L44 154H42ZM61 153V154H62ZM110 153V154H109ZM112 153V154H111ZM113 153H115L114 155H113ZM136 153V157L134 158V156L132 157V155H134ZM142 153V154H141ZM161 153V154H160ZM174 153V154H173ZM178 153V154H177ZM14 154V155H13ZM35 154V155H36ZM60 154V153H59ZM66 154V155H65ZM73 154V155H72ZM82 154V155H81ZM87 154H88V156H87ZM91 154V153H90ZM93 155H95L94 153H92ZM132 154V155H131ZM139 154V155H138ZM183 156H182V155ZM198 154H199V156L200 157H202V158H199L198 157ZM208 154V155H207ZM219 154H217V155H219ZM253 154H255V155H253ZM13 155V156H12ZM28 155V157H29V155L32 157V160H31V158H30V165L31 166H29L28 167V165H29V163H28V165L26 166V164H24V161H25V163H26V161L29 159V158H27L26 156ZM49 155V154H48ZM102 155H104V156H102ZM110 155H113V156H110ZM120 155V156H119ZM123 155V156H122ZM130 155H131V157H130ZM179 155V159L177 158L176 159V157ZM188 155V156H187ZM227 155V156H226ZM238 154H236L235 156H237ZM80 156V157H79ZM87 156V157H86ZM118 156V157H117ZM138 156H140V157H138ZM142 156L144 157V158H146V160L147 159H149L148 160V162H147V165H146V167H145V169H146V172H145V169H144V171H142L143 169H141V167L143 168L144 167V165H145V163H146V160H144V158H142ZM226 156V157H225ZM256 156V157H255ZM258 156H259V158H258ZM7 157V158H6ZM10 157V158H9ZM35 157V158H34ZM48 157V156H47ZM63 157V158H62ZM111 157H115V158H111ZM189 157V159H187ZM196 157V158H195ZM207 157H209L208 159H207ZM228 158V159H230V160H232L233 161V165L230 163V169H229V171H228V169H226V173H225V171H223V170H225V169H223L222 170V168H224V167H228L229 168V165H227V163H229L230 161H226L225 160V158ZM245 157V156H244ZM252 157H253V160H252ZM22 158V159H21ZM26 158H27V160H26ZM46 158V157H45ZM75 158V159H74ZM118 158H120V159H118ZM125 158V159H124ZM132 158V159H131ZM142 158V159H141ZM182 158V159H181ZM193 158V159H192ZM250 158V159H249ZM254 158H255V160H254ZM40 159V160H39ZM44 159V160H43ZM66 159V160H65ZM70 159V160H69ZM79 159H85V163H83V165L85 166H88L89 165V167L90 168H88V167H83V165H82V163L80 162V160ZM87 159H88V161H87ZM107 159H109V163L107 162ZM125 160V163H124V160ZM155 161H154V160ZM174 159H176V161L174 160ZM198 159V160H197ZM199 159H201V161L199 160ZM68 160V161H67ZM73 160V161H72ZM115 160H117L116 162H115ZM138 160V161H137ZM139 160H140V163H141V167L138 165V163H139ZM142 160H144L145 162H142ZM187 160H188V163H187ZM207 162V164L204 162ZM212 160V159H211ZM214 160V159H213ZM263 160V161H262ZM12 161H13V163H12ZM15 161V162H14ZM78 161V162H77ZM99 163H98V162ZM114 161V162H113ZM154 161V162H153ZM174 161V162H173ZM180 161V162H179ZM199 161V162H198ZM203 161V163H201ZM225 161L227 162V163H225ZM231 161V162H232ZM245 161H247V162H245ZM10 162V163H9ZM28 162V161H27ZM41 162H43V163H41ZM45 162H48L47 164L45 163ZM80 164V165H82L81 167L79 166V168H78V164ZM80 162V163H79ZM84 162V161H83ZM94 162V163H93ZM156 162V163H155ZM179 162V163H178ZM190 162H191V164H193V165H191L192 167L191 168H195V170L194 169H191V168H188L189 166H190ZM211 162V163H210ZM238 162H239V160H238ZM243 162L245 163V164H243ZM38 163V164H37ZM40 163V164H39ZM97 163V164H96ZM106 163V164H105ZM114 163V164H113ZM121 163V164H120ZM159 163V164H158ZM175 163V164H174ZM178 163V164H177ZM184 165H183V164ZM224 163L227 165H224ZM10 165V167H9V165ZM13 166H12V165ZM16 164H17V166H16ZM25 165V166H22V165ZM43 166H42V165ZM71 164V166L73 165L74 166V164H76V167L78 168V169H76V173H74L73 171L75 170L74 168H76L75 166H74V168H72L73 169V171L72 170H69L70 172L69 173H71V172H73V174H70L72 177H73V175L75 176L74 177V181H72V178L70 179L71 181V183L69 182V181H67V180H69V179H67L66 178V175H65V173H67L68 172V170H65V171H63V173H60V172H62V170L63 169H65L66 167L67 168H69L68 167V165H70ZM97 166H96V165ZM103 164V165H102ZM123 164V165H122ZM124 164H125V166H124ZM154 166V168L152 169L151 168V166L152 165ZM182 164V165H181ZM247 164V165H246ZM261 164V165H260ZM6 165H8V168H5V170H2L4 167L3 166H5L6 167ZM55 165V166H54ZM116 165H119V166H117L116 167ZM134 165H136V169H139V170H134L135 169V166ZM166 165V166H165ZM175 165V166H174ZM178 167H177V166ZM201 167H200V166ZM216 165H217V169H216ZM231 165H232V168H231ZM251 165V166H250ZM33 166V167H32ZM59 166V167H58ZM72 166V167H73ZM109 166H110V168H111V170L109 169ZM129 166H130V168H129ZM182 166V167H181ZM188 166V167H187ZM218 166H219V168H218ZM248 166V167H247ZM261 166V167H260ZM41 167H43V170H42V168ZM139 167V168H138ZM161 167V168H160ZM170 167V168H169ZM172 167V168H171ZM177 167V168H176ZM185 167H187V168H185ZM205 169H204V168ZM211 168L212 169V171L213 172H209V168ZM251 167V168H250ZM259 167V168H258ZM27 168V169H26ZM88 168V169H87ZM115 168V169H114ZM129 168V169H128ZM134 168V169H133ZM255 168V169H254ZM34 169H36L35 170V172H34ZM40 169V171L39 172H37L38 170ZM69 169H71V167L69 168ZM94 170V171H92V170ZM101 170V169H103L100 173H99V171H97V170ZM108 169H109V171H110V173H109V171H108ZM114 169V170H113ZM152 169V170H151ZM179 169H181V170H179ZM191 169V170H190ZM198 169V170H197ZM200 169V170H199ZM216 169V170H215ZM242 170V172H243V174L244 173H246L245 175H243L242 173H240V171ZM246 169V170H245ZM251 169V171H249V170ZM2 170V171H1ZM10 170L12 171V170H14V171H12L11 173H10ZM105 170H107V171H105ZM113 170V172H111ZM115 170H117V172L115 171ZM154 170H155V174L157 173V175L159 176V177H157V176H154L153 177V173L151 172V171H153L154 172ZM161 170H162V172H161ZM176 170V171H175ZM255 170V171H254ZM26 171H28L27 173H25ZM124 171L127 173L128 172V175H126V174H124ZM132 171V172H131ZM179 171H180V173H179ZM184 171V172H183ZM203 171V172H202ZM219 171V172H218ZM224 173V175L223 176H219V175H221V174H223L222 172ZM228 171V172H227ZM248 171H249V173H248ZM3 174H2V173ZM88 172V173H87ZM105 172H107V173H105ZM123 172V173H122ZM131 172V173H130ZM134 172V173H133ZM146 173V174H143V173ZM149 172L150 173H152V174H149ZM169 172H171V174L169 173ZM207 172H208V174H207ZM215 172H217V173H215ZM221 172V173H220ZM242 174L241 176L240 175H238V176H236L237 174ZM255 172V173H254ZM259 174H258V173ZM32 173V174H33ZM69 173H67V176H69V177H71L70 175H69ZM97 173H99V174H97ZM122 173V174H121ZM132 173L134 174L132 177L133 178H131V175H132ZM161 173H162V175H161ZM165 173L167 174V175H169V176H165ZM173 173V174H172ZM178 173V174H177ZM210 173V174H209ZM215 173V174H214ZM258 174L257 176L255 175V174ZM76 174V175H75ZM97 174V175H96ZM135 174H137L136 176V181L135 180H133L134 179V177H135ZM180 174V175H179ZM199 174V175H198ZM229 174V175H228ZM230 174L231 175H233V178L231 177H229L230 176ZM249 174H250V176H249ZM251 174H252V176H251ZM98 175H100L101 177L100 178H97L98 177ZM103 175H106V178H105V176L103 177ZM143 175H145V176H143ZM147 175V176H146ZM148 175H151L152 177H150L149 179L150 180H152L151 182H149V179H147V177H148ZM173 175V176H172ZM206 175H209V176H206ZM214 175V176H213ZM255 175V176H254ZM28 176V175H27ZM43 176V177H42ZM97 176V177H96ZM127 176V177H126ZM130 178H129V177ZM178 176V177H177ZM216 176V177H215ZM235 176V177H234ZM243 176V177H242ZM248 176H249V178H248ZM262 176V177H261ZM40 177H41V179H42V182H41V180H40ZM50 177V178H49ZM57 177V178H56ZM91 177V180L89 179ZM95 177L97 178V179H95ZM109 177V178H108ZM110 177H111V180L113 181V182H115L116 184H117V181L119 182H123L124 180H127L128 181V184L126 183V185H128V186H126V187H124L125 185V181L123 182L124 184H123V186H119L120 184L118 183V188H116V189H118V190H116L117 192H116V194L114 195V193H115V190L113 191L112 189H114L113 187H115V186H110V187H112V189L109 187V185H113V182L112 181H110L109 182V180H110ZM140 177H142V178H140ZM168 179H167V178ZM170 177V178H169ZM181 177H182V179H183V177H184V180H182V182H181V180H178V179H181ZM194 177V178H193ZM211 177V178H210ZM219 177H221V178H219ZM48 178L51 180V178H52V182L53 183H56V185H52L53 186V189H55L56 188V190H57V188H60V189H58L56 192L59 194H57L56 192H54V191H50V190H52L51 188V185H50V189H48L49 190V192L50 193H48L47 191L45 192V190L44 189H46V182L47 183H49V184H51V181L50 180H48ZM64 178V179H63ZM102 178V179H101ZM105 178V179H104ZM124 178V179H123ZM152 178V179H151ZM154 178V179H153ZM178 178V179H177ZM230 179V181H229V179ZM235 178V179H234ZM247 178H248V180H247ZM61 179H63V180H61ZM85 179V180H84ZM90 180L91 181V183H90V181H88V183H87V180ZM95 179V180H94ZM130 179H131V182H133V181H135V183H132V185L130 184ZM141 179V180H140ZM145 179H147L148 180V182L150 183H148ZM176 179L178 180V181H176ZM200 179V180H199ZM205 179V180H204ZM218 179H219V181L221 182H219L218 181ZM221 179V180H220ZM254 179V180H253ZM47 180V181H46ZM55 180V181H54ZM61 180V181H60ZM65 180V181H64ZM98 180H100V182L98 181ZM103 180V181H102ZM105 180H108V181H106L105 182ZM115 180V181H114ZM170 180H172L173 181V183L170 181ZM188 180V181H187ZM190 180V181H189ZM209 180H211V181H209ZM218 181V183L216 184L215 183V181ZM255 180H261V181H259L258 182V184H260V185H258V186H260V187H258V186H256V183L257 182H255ZM36 183H35V182ZM46 181V182H45ZM49 181V182H48ZM79 181H81V182H79ZM86 181V182H85ZM95 181H98V183L97 182H95ZM143 181H146V184L143 182ZM167 181V182H166ZM208 181L210 182V186H213V189L215 188V192H217V194H220V196L219 195H217L215 192H213L212 190V187L210 188V186L208 185ZM238 181H240V182H238ZM253 181V182H252ZM61 182H63V184L60 183ZM102 182H104V183H102ZM156 185H154L153 183ZM162 183V185H161V183ZM169 182H171V183H169ZM190 182V183H189ZM192 182V183H191ZM261 182V183H260ZM43 183V184H42ZM87 183V186L88 185H90L91 184V186L93 185H95V183H96V185L97 184H102V186H103V190H104V187L105 188H109L108 190L107 189H105L104 191H105V193L107 192V191H110L111 193H109V194H107L106 195V197H105V193H101V192H104V191H102L101 190V186H99V188H100V190H99V192H100V194L98 193L97 195H95V194H91V192H90V186L88 187V191H89V197H91L92 199H91V201L93 202H91L90 201V198H88V196H86V195H88V194H85L84 193V195H85V198H86V200H87V198L89 199V201L87 200V202L85 201V198L83 199V197H84V195H82L83 194V192H86L87 193V190H86V186H83L84 184H86ZM106 183H108L107 184V186H106ZM110 183H112V184H110ZM114 183V184H115ZM147 183H148V186H151V185H154V186H151V187H153V190H152V188L151 187H148V190L146 191V197L144 196H142V193L138 190L139 189V186H140V188H146V187H144V185H147ZM157 183H158V185H157ZM159 183H160V185H159ZM169 183V184H168ZM200 183V184H199ZM250 183V184H249ZM252 183H254L253 185H252ZM64 184H66V186H64L63 187V185ZM104 184V185H103ZM135 184V185H134ZM167 184H168V186H169V188L171 189V191L169 192V188H167L168 186H167ZM170 184H171V187H170ZM192 186H191V185ZM213 184V185H212ZM216 184V185H215ZM221 185L222 184V186L223 187H226V188H222L221 187V189H223V191L226 189V191H224L226 194H224V192H221V191H219V190H217V188L215 187V186H217V187H220L219 185ZM44 185H45V188H44ZM48 185V184H47ZM61 185V186H60ZM81 185V186H80ZM96 185L94 186L95 187V189H93V187H91L92 188V190H98L99 188H98V185H97V188H96ZM180 185H182V187L183 186H186V187H184V189L182 188V190H180ZM190 185V186H189ZM203 185V186H202ZM229 185V186H228ZM243 185H245V186H243ZM117 186V185H116ZM135 186V189L133 188ZM137 186V187H136ZM160 186V187H159ZM179 186V187H178ZM203 188H202V187ZM205 186H207V187H205ZM209 186V187H208ZM253 186H256V187H253ZM55 187V188H54ZM124 187V188H123ZM176 187H178V188H176ZM189 187H191L190 188V190L191 191H189ZM257 187L258 188H261L260 190H258L257 189ZM44 188V189H43ZM82 188V189H81ZM84 188H85V191H83L84 190ZM122 189L120 192H119V190L120 189ZM127 188V189H126ZM159 188H161L160 190H159ZM176 188V189H175ZM188 188V189H187ZM200 188H202V189H200ZM210 188V190L212 191H210V190H208ZM13 190V192H15L14 191V189L16 190V192L18 191V193L19 194H15V196H14V194H13V192L10 194V190ZM20 189V188H19ZM46 189V190H47ZM63 189V190H62ZM130 189V190H129ZM137 189V190H136ZM142 189H141V191H142ZM220 189V190H221ZM241 189V190H240ZM243 189V190H242ZM253 189H254V191H253ZM256 189V190H255ZM11 190V191H12ZM42 190V191H41ZM60 190V191H59ZM112 190V191H111ZM127 190V191H126ZM134 190H136V192H135V194H134ZM146 190V189H145ZM144 189H143V192L145 191ZM151 190V191H150ZM160 192H159V191ZM166 190V191H165ZM167 190H168V192H167ZM178 190H179V192H178ZM185 190V191H184ZM207 190H208V192H207ZM249 190H252V192L250 191L249 192ZM74 191V192H73ZM83 191V192H82ZM94 191H92V193H94ZM138 191H139V193H138ZM195 191V192H194ZM219 191V192H218ZM256 191V192H255ZM262 191V192H261ZM21 192V193H20ZM37 192V191H36ZM52 192V193H51ZM82 192V193H81ZM113 192V193H112ZM125 192V193H124ZM126 192H128V196H129V200L131 199L130 198V195H131V197L132 196H134V199L136 198V197H138V198H136L133 202H138L139 201V205H140V207H142V208H140L139 207V205H138V207L140 208V210L138 209V212L137 211H135V212H137V214L135 215H133L132 216V214L134 213L133 211H132V213H131V215H130V208H128L127 207V209H125V211L126 212H128L129 214H126L125 213V211H121V209L119 210L118 209V207L120 208V206H117V204L119 205V203H118V198L120 199V197L121 198H123V197H125L127 194H126ZM131 192V193H130ZM151 192V193H150ZM176 192H177V194H176ZM181 192H183V194L182 195H179V193H181ZM194 192V193H193ZM196 192H199V193H197L196 194ZM207 192V193H206ZM254 192V193H253ZM258 192V194H261V195H257L256 193ZM46 193V194H45ZM53 193H55V195L53 194ZM78 193V194H77ZM95 193H96V191H95ZM119 193V194H118ZM137 193V194H136ZM148 193V194H147ZM150 193V194H149ZM155 193H156V195H155ZM167 193V194H166ZM203 193V194H202ZM210 193V194H209ZM212 193V194H211ZM222 193H223V196L225 197V198H227V200L229 201H227V200H225L223 197H221L222 196ZM251 195H253L251 198H253L254 196V198L252 199V201L249 199V195L250 194ZM253 193V194H252ZM8 194H10V196L8 195ZM53 194V195H52ZM66 194V195H65ZM103 194V195H102ZM110 194H111V199H110ZM113 194V195H112ZM126 194V195H125ZM141 194V195H140ZM144 194V193H143ZM162 194V195H161ZM191 194V195H190ZM193 194L195 195L194 197H193ZM208 194V197L210 196V197H212L213 199L214 198H218V196H219V200H217L218 201V203H220V204H222V207L220 206V204H217L216 202V199H214L215 200V206H216V204L217 205H219V206H216L217 207V210L219 209H222V214H221V212H220V216H222L223 218H220V216L219 217H215V216H212V218L210 217V219H212V220H214L213 221V223H212V226H211V222H212V220H211V222L209 223V222H206L205 220L204 221H199V223H202V226L198 223L197 225H200L201 226V229H203V228H207L208 230H210L211 232L213 231V233H215L216 235H212L213 236V240L212 241H214L213 243L214 244H210V243H206L205 245L203 244V248L206 250V255H204L203 253V255L201 256H199L198 254V252L200 251V253L201 252H203V251H201V249L199 250V248H202V246L201 245H199L200 243L199 242H197V239L198 238H200V237H208L207 236V231L204 229V230H202V231H204V232H202L201 230H199V232H198V234H196V236H195V240L196 241H194V240H191V242L190 243H194V242H197V243H199L198 245H197V250L196 249H194L193 250V248H192V246H194L193 244L191 245V244H188L187 245V243H186V241H188L187 239V236L188 235H192V238H193V234H191V232L193 231V230H189V229H191V227L193 228L194 226V228H195V230H196V226L197 225H193V224H195L194 222H196V221H198V219L196 220L195 218H196V216H197V212L198 213H200V214H202L203 215V213H201L200 212V208H197V207H199V205L201 204V206L204 208V209H206V208H210V207H208L207 205L208 204H211V203H207L208 202V200L210 201V199L208 198H206L205 197V195H207ZM227 194H229V197H228V195ZM247 194V195H246ZM255 194V195H254ZM37 195V196H36ZM56 195H57V197H56ZM90 195H92V196H90ZM101 197H100V196ZM138 195V196H137ZM167 195V196H166ZM187 195H190V197L189 196H187ZM201 195V196H200ZM225 195H227V196H225ZM256 195L258 196V197H256ZM18 196V197H17ZM83 196V197H82ZM115 196H116V200H115ZM120 196V197H119ZM155 198H154V197ZM157 196V197H156ZM168 196H169V198L171 199V201H170V199L168 198ZM173 196H175V199H172V197ZM181 197V198H178V197ZM203 196V197H202ZM216 196V197H215ZM231 196V197H230ZM246 196H248V198L246 197ZM15 197H17L16 198V201H15V199H13V198H15ZM68 197H69V199H68ZM148 197V198H147ZM164 197V198H163ZM176 197L178 198V201H176ZM193 197V198H192ZM11 200V205L9 204L10 203V200ZM95 198H97V199H95ZM100 198H102L101 200H100ZM105 198V199H104ZM133 198V197H132ZM139 198H141L140 200H139ZM153 198L155 199L154 201H153ZM187 198V199H186ZM232 198V199H231ZM257 198V199H256ZM58 199V200H57ZM62 199V200H61ZM76 199V200H75ZM80 199V200H79ZM108 199H109V203H108ZM145 199V200H144ZM148 199V200H147ZM161 199H162V201H164L163 203L161 202ZM167 199H169L168 201H167ZM181 201H180V200ZM190 199V200H189ZM207 199V200H206ZM243 199H244V201H243ZM248 199V200H247ZM262 199H264V198H262ZM60 200V201H59ZM82 200H84L85 201V203L87 204V203H90L91 202V204H95L97 207H92V205H87V207L85 208V206H86V204L84 203V206L82 207L81 206V204L83 203L82 202ZM98 200H100L99 202H98ZM117 201V203L115 202V201ZM143 200V201H142ZM151 200V201H150ZM158 200V201H157ZM160 200V201H159ZM172 200L174 201V202H172ZM183 200L185 201V202H183ZM192 200V201H191ZM203 200H204V202H203ZM205 200L207 201V202H205ZM232 200V201H231ZM249 200H250V202H249ZM253 200H254V202H255V200H256V203H254L253 204ZM13 201H15L14 203H13ZM51 201V202H50ZM68 201V202H67ZM114 201V202H113ZM131 201H132V199L130 200V204L129 205H132L133 206V208H131V210H133L134 209V207H135V205H137V203L136 204H134V203H131ZM170 201V202H169ZM191 201V202H190ZM211 201H213L212 199H211ZM241 201V202H240ZM3 202H5L4 204H5V206L7 207V209L6 208H4L5 206L3 205L2 206V204H3ZM48 202H50L51 204H50V206H48L49 204H48ZM153 202V203H152ZM178 202V203H177ZM196 202V203H195ZM239 202H240V204H239ZM20 203V202H19ZM104 203V204H103ZM109 205H108V204ZM149 203H151V204H149ZM177 203V204H176ZM181 204V205H178V204ZM189 203H192V204H189ZM200 203V204H199ZM214 203V202H213ZM243 203V204H242ZM102 204V205H101ZM142 204V205H141ZM162 204V205H161ZM176 204V205H175ZM199 204V205H198ZM207 204V205H206ZM237 204L239 205V206H237ZM241 204L244 206H241ZM255 204H256V206H255ZM263 204H264V200H263ZM262 204V205H263ZM10 205V206H9ZM19 207V208H17V206ZM25 205V204H24ZM43 205H45V206H43ZM47 205V206H46ZM71 205V206H70ZM112 205V207H110ZM115 205H116V207H117V213H119V211H121V213L123 214H126L127 216H129L130 217V219H129V217L126 219V220H124L125 218H124V216H126V215H121V213H119L120 215H119V217H117L118 216V214L116 213V207H115ZM148 205H150L149 206V208H148ZM157 205H159L158 207H157ZM226 205H228V206H226ZM231 205V206H230ZM254 205V206H253ZM261 205V206H262ZM16 206V207H15ZM132 206H129V207H132ZM179 206V207H178ZM197 206V207H196ZM200 206V207H201ZM204 206H206V208L204 207ZM212 206V205H211ZM214 206V204H213V207H215ZM237 207V209L239 210V213H241V216H237V217H239V218H237L236 220H238V221H231V222H233L230 226L228 225L229 224V222H230V219H231V217H233V209H234V207ZM247 206H248V208H247ZM250 206H253L254 207V209L252 210V211H248L249 210V207ZM261 208V211L262 212H260V211H257V209H260L259 207ZM20 207H22L23 209H20ZM49 207H51V208H49ZM55 207H57V208H60V209H57V213L54 211V210H56V209H54ZM81 207H82V209H81ZM109 209H108V208ZM138 207H135L136 209L138 208ZM154 207H156V208H154ZM213 207H211V208H213ZM215 207V208H216ZM219 207V208H218ZM232 207V208H231ZM236 207H235V210H236ZM239 207H240V209H239ZM253 207H250V209L251 208H253ZM258 207V208H257ZM31 208H33V206L31 207ZM46 208H49V210H47L46 211V213H48V215L49 214H51V215H49V217H47L48 219H46L48 222V224L46 223V222H44V226H45V224H46V226H50L49 227V231H46V232H44V229H46V226H45V228L44 227H42L41 226V229H40V227H39V225H40V223L42 222V220L43 219H41L42 217H41V215L39 214V212L40 213H42L41 211H39V210H42L43 211V213H44V215L46 214L45 213V210H46ZM88 208V209H87ZM145 208V209H144ZM146 208H147V210H146ZM160 208V209H159ZM184 208V209H183ZM3 209V210H2ZM19 209V210H18ZM51 209V210H50ZM63 209V210H62ZM110 209H112V210H110ZM115 209V210H114ZM153 209V210H152ZM168 209V212H166V210ZM195 209V210H194ZM197 209H200V210H197ZM204 209L202 210L203 212H204ZM226 209V210H225ZM229 209H232L233 211H231V210H229ZM17 210V211H16ZM24 210V211H23ZM25 210H27V211H25ZM32 210V209H31ZM71 210V211H70ZM128 210V211H127ZM135 210V209H134ZM146 210V211H145ZM157 210V211H156ZM186 210V211H185ZM192 210H193V212H192ZM217 210H215V211H217ZM219 210H218V212H219ZM238 210L237 211H235V213L234 214H236V212L238 213ZM50 213H49V212ZM64 211L66 212L65 214H64ZM80 211V212H79ZM114 211H115V213H114ZM141 211H143L142 213L143 214H141ZM190 211V213H188ZM196 211V212H195ZM247 211V212H246ZM255 211H257L256 213H255ZM12 212V213H11ZM18 212H19V214H18ZM70 212V213H69ZM79 212V213H78ZM82 212V213H81ZM97 212V213H96ZM113 212V213H112ZM158 212H161V213H158ZM165 212V213H164ZM186 212V213H185ZM214 213V210L213 209H209V213ZM225 212V213H224ZM231 212V213H230ZM252 212V213H251ZM194 213V214H193ZM207 212H205V214H206ZM208 213V214H209ZM210 213V215H212ZM244 213V214H243ZM250 214V215H247V214ZM257 214V215H255V214ZM261 213V214H260ZM20 214L22 215L21 217H18V216H20ZM27 214V213H26ZM33 214V213H32ZM67 214L69 215V216H67ZM71 214V215H70ZM101 214V215H100ZM161 214V215H160ZM165 214H166V216H165ZM200 214H198V215H200ZM204 214V215H205ZM246 214V215H245ZM253 214H254V216H253ZM259 214V215H258ZM25 215V214H24ZM43 215V214H42ZM43 215V216H44ZM47 215V214H46ZM47 215V216H48ZM53 215V216H52ZM57 215V216H56ZM112 215V216H111ZM186 215V216H185ZM190 215H192V216H190ZM210 215H208V216H210ZM213 215H215V213L213 214ZM217 215H219V214H216V216ZM242 215H243V217H242ZM56 216V217H55ZM117 218H120V219H116V217ZM123 217V220L124 221H122V219H121V217ZM163 216V217H162ZM168 216V219H166V217ZM235 216V215H234ZM248 216V217H247ZM256 216H258V217H256ZM261 216V217H260ZM30 217V216H29ZM37 217V218H36ZM40 217V219H41V222H39V221H37L38 220V218ZM72 217V218H71ZM132 217H133V219H132ZM136 217V218H135ZM155 217V218H154ZM160 217V218H159ZM175 218V219H177L176 221L178 222H171L170 224H169V219H170V221L171 220H175V219H171V218ZM191 219H195V220H191ZM193 217H195V218H193ZM242 217V218H241ZM245 217H247L246 219H247V222L246 221H242V219H244L245 220ZM260 217V218H259ZM20 219V220H22V221H20V220H18V219ZM35 218V221L34 220H32V219H34ZM53 218H56V220L54 219L53 220ZM70 218V219H69ZM163 218V219H162ZM199 218H200V216H199ZM204 218L205 219H207L206 218V216H204ZM204 218H202V219H204ZM221 219L220 221H221V223L218 221L219 219ZM228 218H230L229 219V221H228ZM236 217H234L233 219H231V220H234ZM254 218V219H253ZM44 219H45V216H44ZM159 219H162L163 221L161 222V220H160V222L161 223H159ZM166 219V220H165ZM181 219V220H180ZM201 219V220H202ZM241 219V220H240ZM18 220V221H17ZM34 222V223H32V221ZM46 220H43V221H46ZM117 220H119V222L117 221ZM128 220H129V222H128ZM131 220H133L132 222H131ZM153 220V221H152ZM157 220V221H156ZM200 220V219H199ZM215 220H216V224H215ZM254 220V221H253ZM256 220H257V222H256ZM17 221V222H16ZM20 221V222H19ZM57 221V222H56ZM67 221V222H66ZM148 221V222H147ZM187 221H188V223H187ZM192 221H194V222H192ZM207 221H209V219L207 220ZM262 221V222H261ZM115 222V223H114ZM120 222H123V223H120ZM138 222V223H137ZM140 222H141V224H140ZM145 222V223H144ZM164 222H166V223H164ZM168 222V223H167ZM192 222V223H191ZM207 224V223H209V224H207L205 227H204V225H205V223ZM225 222V223H224ZM252 222H253V224H252ZM3 223V224H2ZM16 223H19L18 225L16 224ZM39 223V224H38ZM110 223H111V225H110ZM126 223H128V224H126ZM130 223V224H129ZM152 223V224H151ZM175 223V224H174ZM180 223V224H179ZM218 223H220V224H218ZM222 223H224V224H222ZM234 223H235V225L237 226V230L235 229V231L233 230H231V227H232V225H234ZM242 223H244V224H246V227H247V229H245V227H243L244 229H240V228H242V227H240L241 226V224ZM255 223V224H254ZM263 225H262V224ZM13 224H14V227H13ZM117 224V225H116ZM118 224H120L119 226H118ZM139 224H140V227H139ZM150 224H151V227H150ZM164 224V225H163ZM168 224V225H167ZM172 224H174V227H172L173 225ZM177 224H178V226H177ZM204 224V225H203ZM224 226V228H222V225ZM243 224V225H244ZM251 224V225H250ZM5 225V226H4ZM27 225V226H28ZM52 225H54L53 227H52ZM130 225V226H129ZM137 226V229H136V226ZM147 225V226H146ZM156 225H157V227H156ZM167 227H166V226ZM256 225V226H255ZM15 226H16V228H15ZM23 224H21V228H23ZM26 226V225H25ZM24 226V227H25ZM26 226V227H27ZM29 226V227H30ZM57 226H60V228L59 227H57ZM127 228H126V227ZM131 226H133V227H131ZM159 226V227H158ZM166 228H165V227ZM168 226H170L169 228H168ZM200 226H198V227H200ZM253 226V227H252ZM13 227V228H12ZM129 227H131L132 229L134 228V232H133V230L131 229L129 232V234H128V232H127V230L129 229ZM154 227V228H153ZM197 227V228H198ZM203 227V228H202ZM217 227H219L218 228V231H217V233H216V230H217ZM227 227V228H226ZM239 227V228H238ZM262 227V228H261ZM18 228V229H17ZM42 228H44L43 229V231H40V230H42ZM51 228H53V230L51 229ZM140 228H142V229H140ZM148 228H150L151 230L149 231V233H147L148 232ZM155 228H156V230H157V232H156V230H155ZM158 228V229H157ZM163 228V229H162ZM168 228V229H167ZM177 228V229H176ZM193 228V229H194ZM228 228H230V229H228ZM18 230V232L19 233H16L17 232V230ZM26 228H24V230H25ZM55 229V230H54ZM63 229V230H62ZM118 229H119V231H118ZM127 229V230H126ZM153 229V230H152ZM164 229H166V231L164 230ZM172 229V230H171ZM184 229V230H183ZM199 229V228H198ZM198 229H197V231H198ZM263 229V230H262ZM14 230V231H13ZM57 230V232H55ZM105 230V231H104ZM108 230V231H107ZM140 230V231H139ZM147 230V231H146ZM164 230V231H163ZM171 230V231H170ZM175 230H178V232L177 231H175ZM181 230H183L182 232H181ZM215 230V231H214ZM224 231V234H223V231ZM230 230H231V234H233V235H231L230 234V236L231 237H229V236H227L228 234H229V232H230ZM243 231V230H245L246 231V233H244L243 235L244 236H242V234L240 233V231ZM35 231V232H34ZM53 231V232H52ZM107 231V234L105 233ZM162 231V232H161ZM175 231V232H174ZM179 231H180V234H178L179 233ZM189 231H191L190 233H189ZM201 231V232H200ZM209 231V232H210ZM220 231V232H219ZM239 231V232H238ZM241 231V232H242ZM244 231V232H245ZM15 232V233H14ZM73 232V233H72ZM104 232V233H103ZM133 232V233H132ZM185 232V233H184ZM254 232V233H253ZM132 233V234H131ZM135 233H137V234H135ZM158 233V234H157ZM176 233V234H175ZM184 233V234H183ZM195 233H196V231H195ZM194 233V234H195ZM220 234L221 233V235L218 237L217 236V234ZM227 233V235L226 236H224L225 234ZM243 233V232H242ZM253 233V234H252ZM19 234H21V235H23L22 237L23 238H21V236H18ZM32 234V235H31ZM36 234V235H35ZM70 234V235H69ZM72 234V235H71ZM105 234H106V236H105ZM127 234H128V236H127ZM141 234V235H140ZM148 234V235H147ZM151 234V235H150ZM175 236H174V235ZM178 234V235H177ZM183 234V235H182ZM210 234V233H209ZM218 234V235H219ZM238 234H240V236L242 237V238H240V236L238 235ZM14 235V236H13ZM17 235V236H16ZM56 237H54V236ZM75 235V236H74ZM126 237H125V236ZM130 235L132 236V238H130ZM169 235L171 236V237H169ZM204 235V236H203ZM239 237V238H237V236ZM255 235H257V237H254ZM62 236V237H61ZM105 236V237H104ZM116 236V237H115ZM121 236L123 237V239L121 238ZM133 236H135V238L136 239H134V237ZM142 236V237H141ZM148 236V238L150 239V238H152V239H150L151 240V242L149 241V240H147V237ZM162 236V237H161ZM177 236V237H176ZM181 236V237H180ZM212 236H209V239L211 240L212 238ZM260 236V237H259ZM15 237H18V239L17 238H15ZM129 237V238H128ZM141 237V238H140ZM179 237V238H178ZM224 237H227V238H224ZM246 237H248V238H246ZM253 237H254V239H253ZM13 238H15V241H14V243H13V241L11 242L12 243V245L9 243L10 241H11V239L13 240ZM163 240H162V239ZM181 238V239H180ZM190 238V237H189ZM197 238V239H196ZM202 238V239H203ZM205 238L203 239V240H205ZM258 238V239H257ZM108 239V240H107ZM110 239V240H109ZM116 239V240H115ZM125 239V241H127L128 242V244L130 245V242H131V244L132 243H136L137 245H135V243L133 244L134 246H133V249L131 248L132 246L130 245V247L129 248H131L130 250L128 249L127 250V245L128 244H126L123 240ZM140 239V240H139ZM156 239V240H155ZM173 239V240H172ZM175 239L176 240H178V239H180L181 241H175ZM201 239V240H202ZM226 240V241H222V240ZM244 239V240H243ZM252 239V240H251ZM62 240V241H61ZM115 240V241H114ZM138 240V241H137ZM145 240H147V241H145ZM152 240H155V241H153L152 242ZM157 240L159 241L158 242V244H157ZM183 240L185 241V242H183ZM208 240V239H207ZM207 240H205V241H207ZM260 240V241H259ZM111 241V242H110ZM121 241V242H120ZM149 241V242H148ZM162 241V242H161ZM163 241L165 242L164 244H166L167 243V245L164 247L163 246ZM212 241H210V242H212ZM239 241H241V242H239ZM256 241H257V243L259 244L258 246H257V243H256ZM113 242H115V244L113 243ZM121 244H120V243ZM148 242V243H147ZM155 242H156V244L157 245H159L157 248H158V250L157 249H155V250H157L158 251V253H157V251L155 252L156 253V256H155V253H154V251L155 250H153L155 247H153V246H155L156 244H155ZM168 242L170 243V245L171 246H175V244H177V246H175V248L173 249L172 248V250L170 249V247L171 246H168ZM178 242V243H177ZM183 242V243H182ZM202 242V241H201ZM208 242V241H207ZM221 242H223V244L225 243V242H227L226 244L227 245H224V247L222 246L223 244L221 243ZM236 242V243H235ZM126 244V246H125V244ZM155 244V245H153V244ZM159 243H161L162 245H160ZM173 243V244H172ZM189 243V242H188ZM196 243V244H197ZM205 243V242H204ZM235 243V244H234ZM253 243H256L255 245H256V247H254L255 245L253 244ZM261 243H263V244H261ZM27 244V246H25ZM120 245V248H119V250L117 249V245ZM124 244V246L126 247H124V248H122V245ZM183 244V245H182ZM185 244H186V246H185ZM207 244H209V245H207ZM216 244V245H215ZM238 244V245H237ZM15 245V246H14ZM18 245V246H17ZM65 245V246H64ZM118 245V246H119ZM151 245V246H150ZM191 245V246H190ZM214 245H215V248H213L214 247ZM222 246L223 247V249H224V251L223 250H221L220 248H222V247H220V246ZM241 247H240V246ZM243 245V246H242ZM246 246V248H245V246ZM249 245H252V246H250L249 247ZM63 246V247H62ZM143 246V247H142ZM167 246L169 247V248H167ZM179 246V247H178ZM190 247V250H189V248H187V247ZM218 246V247H217ZM233 246V247H232ZM11 247V248H10ZM137 248V249H135V248ZM163 247H164V249L165 248H167V249H165V250H162L163 249ZM185 247V248H184ZM199 247V248H198ZM206 247V248H205ZM211 247V248H210ZM244 247V248H243ZM258 247H260L261 249L259 250V248ZM79 248L80 249H82V248H84L83 250H81V251H79ZM88 248V249H87ZM152 248V249H151ZM160 248H162L161 250H160ZM179 248V249H178ZM184 248V249H183ZM218 248V249H217ZM229 248V249H228ZM243 248V249H242ZM253 248H255V249H258V250H255V249H253ZM18 249V250H17ZM54 249V250H53ZM86 249V250H85ZM115 249H116V252L118 253H116L115 252ZM126 249V250H125ZM139 249H140V251H139ZM176 249V251H174ZM182 249V250H181ZM192 249V250H191ZM227 249V250H226ZM54 252H53V251ZM88 250V251H87ZM90 250V251H89ZM166 250H171L170 252L168 251V253L166 252ZM196 250V251H195ZM230 250H231V252H230ZM52 251V252H51ZM77 251V252H76ZM100 252V254L98 253L97 254V252ZM127 252V256L125 255L126 254V252ZM172 251L174 252V253H172ZM194 251V252H193ZM217 251V253L218 254H221V256H223V258H222V261L223 262H221V260H219V261H216V260H214L216 257H214V256H219L218 257V259H221V256L220 255H217V253H216V255H215V252ZM219 251V252H218ZM239 251V252H238ZM254 251H255V253H254ZM260 253V251H261V255L258 253V252ZM11 252V253H10ZM15 252V253H14ZM80 252V253H79ZM131 252V253H130ZM154 253V254H152V253ZM176 252V253H175ZM178 252V253H177ZM186 252H187V254H188V256H187V254H186ZM210 254H209V253ZM221 252V253H220ZM233 252V253H232ZM74 253H76V254H74ZM84 254V253H86V254H84V255H82V254ZM91 253V254H90ZM115 253L117 254L116 256H114L115 255ZM125 253V254H124ZM151 254V257H150V255L149 254ZM167 255H169V256H167ZM204 253H205V251H204ZM13 254V255H12ZM23 254V255H22ZM55 254V255H54ZM57 254V255H56ZM62 254V255H61ZM108 254H109V256H108ZM110 254H113L112 255V257H111V255ZM137 254H139V255H137ZM143 254V255H142ZM186 254V255H185ZM234 254H236L238 257H240L239 259H238V257H236V255H234ZM239 254H240V256H239ZM242 254V255H241ZM21 255H22V257H21ZM33 255V256H32ZM90 255L93 257V258H91L90 257ZM130 255V256H129ZM148 255V256H147ZM158 255V256H157ZM182 255H185V257L184 256H182ZM235 257H234V256ZM259 255V256H258ZM126 256V257H125ZM138 256V257H137ZM142 256V257H141ZM152 256H154V259H153V257ZM167 256V257H166ZM210 256H213L214 257V259H213V257L211 258ZM227 256H231V259L230 258H226ZM256 256V257H255ZM263 256V257H262ZM15 257V259H13ZM110 257V258H109ZM134 259H133V258ZM137 257V258H136ZM148 257V258H147ZM157 257V258H156ZM200 257V258H199ZM201 257H203V259L204 260H202V263H201ZM209 257V258H208ZM246 257H248L247 259H246ZM251 257H254L255 258V260H253L252 259V262H250L251 260H250V258ZM13 260H12V259ZM89 258H91V260H93V262L89 259ZM112 258V259H111ZM114 258V259H113ZM126 258V259H125ZM135 258H136V260L138 261L139 260V258H140V262H137L136 263V261H135ZM193 258V259H192ZM212 260H211V259ZM232 258H233V261H231L232 260ZM246 259V261H243L244 259ZM257 258V259H256ZM259 258H262V259H260L259 260ZM28 259V260H27ZM123 259H125V260H123ZM152 259H153V263L151 262L152 261ZM188 259V260H187ZM190 259V260H189ZM207 259V260H206ZM227 259H229L230 261H228ZM12 262H11V261ZM145 260V261H144ZM158 260V261H157ZM160 260V261H159ZM167 260V261H166ZM193 260V261H192ZM198 260V261H197ZM208 260H210L211 262H213V261H216V262H213V263H209L208 262ZM248 260H250V261H248ZM14 261V262H13ZM88 261H90V262H88ZM126 261H128V263H126ZM130 261H131V263H130ZM135 261V262H134ZM143 261H144V263H143ZM157 261V262H156ZM162 261V262H161ZM186 261V262H185ZM225 261V262H224ZM254 261V262H253ZM256 261L258 262V263H256ZM260 261V262H259ZM11 262V263H10ZM33 262V263H32ZM48 262V263H47ZM121 262V263H120ZM165 262V263H164ZM168 262V263H169ZM192 262V263H191ZM246 262V263H245ZM22 264H24L23 263V261L21 262ZM21 263H19V264H21ZM170 264V263H169ZM172 264H174V263H172Z\"/></svg>",
	"mask_w": 264,
	"mask_h": 264
},
{
	"label": "bare ground",
	"instance_id": "obj_2",
	"mask_svg": "<svg viewBox=\"0 0 264 264\" xmlns=\"http://www.w3.org/2000/svg\"><path fill=\"white\" fill-rule=\"evenodd\" d=\"M0 1H2V0H0ZM5 1H6V0H5ZM9 1H10V0H9ZM9 1L7 0V2H9ZM22 1H23V0H22ZM29 1L31 2V0H29ZM32 1L35 3V5H34L35 7H36V5H37V8H36L37 10H34V9H33V10H34V11H39V10H40L42 14H41L40 11H39L38 14L40 13V15H41V16H40V15H39V16L42 17V15H44L45 18L48 20V21L46 20V22H49V21L51 22V20H52V22H54L55 20L53 21V19H55L56 17L58 18L57 20H60L61 18H64V17H60V15H64V13H66V11H67V13H68V11H71V10H72V7L75 8L76 5H81V4H79V3H81L80 0H70V1H69V0H56V1L54 0L55 2H54L53 0H32ZM79 1H80V2H79ZM85 1H86V2L89 1V4H90V0H88V1H87V0H84L83 2L85 3ZM93 1H95V0H93ZM99 1H100V0H98V1L96 2V3H97V6H98V4L100 3ZM101 1H102V0H101ZM103 1L106 2V3L109 5V7H108V10H109V8H110V10H109V11H110V12H109L110 15H109V16H111L113 20L117 19V20H115V22H116L117 24H119L118 21H119L120 24H121V25H120L121 27L117 26L116 28H114V29H115L114 31H119V30L122 31L121 29H124V30H125L124 32H126V29H127V31H129L128 29H130L131 33H134L135 30L132 32L133 27L135 28V27L137 26V24L134 25V24H135V19H137V20H138V19H139V20H140V19L143 20L142 18L145 16V14H146V12H147V9H146V8H148V7H146V6L144 5L146 2L143 3L142 0H128L129 2L126 0L128 3L131 2V3H130V8H129V9H126V8L122 5L123 3H122L121 0H120V1H119V0H103ZM143 1H145V0H143ZM155 1H156V0H155ZM186 1H187V0H186ZM190 1H192V0H190ZM209 1H210V0H209ZM218 1H219V0H217V2H218ZM221 1H223V0H221ZM221 1H220V3H221ZM224 1H226V2H225L226 5H227L228 2H230V1H227V0H224ZM224 1H223V2H224ZM251 1H252V0H250L249 2H251ZM253 1H254V0H253ZM256 1L260 3V1H258V0H256ZM26 2H27V1H26ZM26 2H25V3H26ZM91 2H92V0H91ZM123 2H124V0H123ZM152 2H153V3H151V1H150V2H148V3L151 4V5L157 10L158 14H160V16H161V18H162L160 21H162L163 23H165L164 25H165L166 28L164 27V25H162V27H164V29H167V31H169L168 34H170V32H171V33H176V32L178 31V29L181 30V28H183V26H184L185 24H186V25H189V23H191L192 25H191V26L189 25V26H190V27L194 26L193 24H195V19H193L192 22H189V20L193 18L192 14H190V12H189V11H191V10H190L188 7H187V8H184L185 6H183V5H181V6H183V7L181 8V7H180V4H183L181 1H179V2H181V3H179V5H178L177 0H160V1H159L160 4H157V1H156V3H154V1L152 0ZM161 2H162V4H161ZM183 2H184V1H183ZM192 2L195 4V6H196L197 8H196L194 5H192V7H193V8L195 7V9L198 10V11H196V10H195V11L198 13L199 10H200L201 8H203V7L205 8V7H206L205 4H206L208 1H207V0H193ZM192 2H191V3H192ZM215 2H216V0H215ZM257 2H255V1L252 2V5H253V3H254V6L256 5V6H255L256 9H257V6H258V4H259V3H257ZM263 2H264V1H263ZM263 2H261L262 4H261V3H260V4L263 5ZM9 3H10V4H14L13 0H12V2L10 1ZM23 3H24V2H23ZM31 3H32V2H31ZM94 3H95V2H94ZM94 3H92V4H94ZM119 3H120L121 5H120ZM186 3H187V2H186ZM209 3H210V2H209ZM212 3H213V2H212ZM230 3H234V0H233L232 2H230ZM230 3H228V4H230ZM256 3H257V4H256ZM3 4H4V3H3ZM15 4H16V3H15ZM87 4H88V3H87ZM187 4H189V3H187ZM187 4H186V5H187ZM207 4H208V3H207ZM218 4H219V2H218ZM235 4H236V3H235ZM242 4H243V3H242ZM248 4H250V3H248ZM260 4H259V5H260ZM0 5H1V4H0ZM4 5H5V4H4ZM6 5H7V4H6ZM6 5H5V7H6ZM27 5H28V4H27ZM94 5H95V4H94ZM124 5H125V3H124ZM203 5H204V6H203ZM209 5H210V6H212V5L214 6V3H213V4H209ZM261 5H260V6H261ZM7 6H8V5H7ZM9 6H11V5H9ZM9 6H8V7H9ZM28 6H29V5H28ZM100 6H101V5H100ZM102 6H104V5H102ZM118 6H120V7H118ZM159 6H160L161 8H160ZM187 6H188V5H187ZM190 6H191V5H190ZM219 6H220V5H219ZM221 6H222V4H221ZM0 7H1V6H0ZM2 7H3V6H2ZM11 7H13V6H11ZM24 7H26V6L24 5ZM29 7H30V6H29ZM83 7H85V6H83V3H82V5H81L80 8L83 9ZM122 7H123L124 9H123ZM150 7H151V6H150ZM162 7L164 8L165 11H163V8H162ZM216 7H217V5L215 4L214 8H216ZM223 7H224V6H223ZM251 7H252V6H251ZM255 7H254V11L256 10ZM262 7H263L262 9H264V6H262ZM80 8H79V9H80ZM87 8H89V7H87ZM93 8H94V6H92L91 11L94 10ZM96 8H97V7H95V9H96ZM104 8H105V6H104ZM118 8H119L120 10L123 9V10H121V11H123V12L120 11L121 13H119V12H118V11H119ZM154 8H152V9H154ZM204 8H203V10H206V11H207L208 9H209V10L211 9V8H208V7H206V8H208V9H206V8L204 9ZM218 8H219V7H218ZM218 8H216L217 10L215 9L216 11H214V12L219 11L220 8H219V9H218ZM248 8H249V7H248ZM6 9H7V8H6ZM16 9H17V7H16ZM31 9H32V8H31ZM38 9H39V10H38ZM75 9H76V8H75ZM75 9H74V11H75ZM92 9H93V10H92ZM105 9H106V8H105ZM115 9H116V10H115ZM155 9H154V10H155ZM258 9H259V8H258ZM18 10L20 11V9H18ZM18 10H15V14L13 13L14 15H13V17L10 18V19H11V22H10V21H9L10 19H9L8 21L4 19V16H6V14H7L6 10L3 9V8H0V34H1L2 37H5V38H3V40H2V44H4V43L7 44V41L5 42L4 40H7L9 37H10V38H13L14 41H16V40H17L18 42L20 41V40H18V38H19L20 36H22V35H19V37L17 36L18 34H16L17 37H16V36H13V35L15 34V33H14V30H15V29H20L19 26L21 25V22H23V20L21 21V18H20L19 16H18V17L15 16V15H18V14H19V13H17ZM77 10H78V9H77ZM87 10H88V9H87ZM96 10H97V9H96ZM106 10H107V9H106ZM108 10H107V11H108ZM201 10H202V9H201ZM203 10H202V11H203ZM212 10H213V9H212ZM212 10H211V11H212ZM74 11H72V12H74ZM107 11H106V12H107ZM254 11H253V12H254ZM257 11H258V10H257ZM259 11H261V8H260ZM263 11H264V10H263ZM263 11H261V12H263ZM5 12H6V14H5ZM12 12H14V11H12ZM88 12H89V10H88ZM88 12H85L86 14H85V13H82V14H85L86 17L89 16V18H90V16H92V15H91L92 12H89L90 15H87ZM193 12H194V11H193ZM203 12H204V11H203ZM250 12H251V11H250ZM253 12H251V13H253ZM16 13H17V14H16ZM89 13H88V14H89ZM94 13H95V10H94ZM94 13H92V14H94ZM197 13H196V14H197ZM217 13H218V12H217ZM20 14H21V11H20ZM29 14H30V13H29ZM35 14H36V13H35ZM68 14H69V13H68ZM82 14H80V15H82ZM102 14H104V13H102ZM148 14H149V13H148ZM196 14H195V15H196ZM199 14H200V13H199ZM199 14H198V15H199ZM208 14H209V13H208ZM208 14H207V15H208ZM211 14H212V15L214 14V15H215L214 17L218 16V15H216V14L213 13V12H212ZM218 14H219V13H218ZM254 14H256V13H255V12L253 13V16H254V18H255V15H254ZM261 14H262V13H261ZM66 15H67V14H66ZM71 15H73V14H71ZM80 15H79V16H80ZM95 15H96V14H95ZM106 15H108V14H106ZM207 15H205V16H207ZM256 15H257V14H256ZM11 16H12V15H11ZM44 16H43V17H44ZM79 16L76 15V17H75V15H74V17L77 19V20H75V24H77V25H74V26H78V25H79L80 20L82 19V18H81V19L77 18V17H79ZM82 16H83L84 20H81V22H82V21H85V19H86V21L84 22V24L87 23V21H88L87 19H89V18H85L84 15H82ZM203 16H204V15H203ZM208 16H211V15L209 14ZM208 16H207V17H208ZM259 16H261V15H259ZM32 17H33V16H32ZM32 17H31V18H32ZM43 17H42V18H43ZM94 17H97V16H94ZM100 17H101V16H100ZM198 17H199V16H198ZM251 17H252V16H251ZM6 18H7V19L9 18L8 15L6 16ZM27 18H28V17L26 16L25 19L27 20ZM59 18H60V19H59ZM69 18H70V17H69ZM75 18L72 17L71 19L74 20ZM152 18L154 19V17H152ZM156 18H157V17H155V19H156ZM159 18H160V17H159ZM200 18H201V17H200ZM210 18H211V17H210ZM216 18H217V17H216ZM216 18H215V19H216ZM258 18H260V17H258ZM263 18H264V13H263L262 18L259 19V20L261 21V20H263ZM105 19L107 20L108 18H105ZM148 19L153 20V19H151V18H148ZM204 19H205V20H204L203 22L209 21V20H208L207 18H205V17H204ZM206 19H207V20H206ZM255 19H256V18H255ZM38 20H39V19H38ZM66 20H67V19H66ZM92 20H94V19H92ZM141 20H140V21H141ZM157 20H158V19L153 20V21L155 22V21H157ZM196 20H197V19H196ZM211 20H212V18H211ZM211 20H210V21H211ZM217 20H219V23H221V22H220V19H217ZM27 21H28V20H27ZM27 21H26V22H27ZM34 21H35V19H34ZM39 21H40V20H39ZM39 21H37V22H39ZM64 21H65V20H64ZM67 21H68V20H67ZM76 21H79V22L76 23ZM100 21H101V20H100ZM108 21H110V20H108ZM153 21H152V22H153ZM193 21H194V22H193ZM249 21H250V20H249ZM254 21H255V20H254ZM260 21H259V22H260ZM52 22H51V24H52V26H53V23H52ZM55 22H56V21H55ZM55 22H54V23H55ZM65 22H66V21H65ZM89 22H90V21H88V23H89ZM91 22H92V21H91ZM91 22H90V23H91ZM101 22L103 23V21H101ZM101 22H99V23H101ZM113 22H114V21H113ZM115 22H114V23H115ZM138 22H139V21H138ZM152 22H151V25H152ZM154 22H153V23H154ZM185 22H187L188 24L185 23ZM196 22H198V21H196ZM256 22H258V19H257ZM40 23H41V22H40ZM66 23H67V22H66ZM69 23H70V22H69ZM82 23H83V22H82ZM88 23H87V24H88ZM90 23H89V24H90ZM92 23H93V22H92ZM102 23H101V24H102ZM141 23H142V21H141ZM155 23H156V22H155ZM157 23H159V22L157 21ZM157 23H156V24H157ZM210 23H211V22H210ZM213 23H214V22H213ZM231 23H234V22H231ZM231 23H229V24H231ZM263 23H264V22H263ZM35 24H36V23H35ZM47 24H48V23H47ZM47 24H45V26H43V28H44V27H45V28H48L47 26H48L49 24H48V25H47ZM59 24H61V25L63 24V23H62V20H61V23L59 22ZM73 24H74V23H73ZM95 24H98V22L95 23ZM107 24H108V22H107ZM109 24H110V23H109ZM117 24H116V25H117ZM142 24H145V25H146V23H145L144 21H143ZM149 24H150V23H147V26H148ZM156 24L153 25V28H154V29H155V28L158 29V28L161 27V26H159V25L157 26ZM159 24H160V23H159ZM207 24H209V22H207L206 25H205V23H204V25L207 27V32L209 33L208 30H210V29H208V28L211 27V26L208 27ZM27 25H28V24H27ZM36 25H37V24H36ZM36 25H35V26H36ZM38 25H40V24H38ZM46 25H47V26H46ZM56 25H58V24H56ZM63 25H64V24H63ZM63 25H62V26H63ZM105 25H106V23H105ZM145 25H144V26H145ZM151 25H149L150 28H152ZM155 25H156L157 27H156ZM186 25H185V26H186ZM197 25H199V26H197V27H202L200 21L197 23ZM210 25H211V24H210ZM221 25H222V24H221ZM234 25H235V23H234ZM262 25H263V24H262ZM262 25H261V26H262ZM69 26H70V27H68V28L71 29V25H69ZM95 26H96V25H95ZM112 26L115 27V24L112 25ZM141 26H142V25H141ZM149 26H148V27H149ZM189 26H186L187 28L184 27L183 30H184V29H186V30L189 29V28H188ZM224 26H226V25H224ZM235 26H238V23H236ZM235 26H231V28H229V29H231L230 31H232V27H233L234 29H236ZM254 26L257 27L258 25L255 24ZM38 27H39V26H38ZM65 27H67V26H65ZM65 27H64V28H65ZM85 27H86V26H85ZM101 27H102V26H101ZM162 27H161V28H162ZM197 27H196V28H197ZM214 27H215L214 29H216V25H215V24H214ZM228 27H229V26H227V28H228ZM238 27H239V26H238ZM258 27H259V29L261 28L260 26H258ZM258 27H257V28H258ZM25 28H26V25H25ZM30 28H31V27H30ZM30 28H29V29H30ZM39 28H40V27H39ZM59 28H60V26H59ZM68 28H65V29H67V30L64 29V31H67V32H68V31L70 30V29H68ZM88 28H90V26H89ZM117 28H118L119 30H116ZM153 28H152V29H153ZM194 28H195V26L193 27V29H194ZM202 28H203V27H202ZM221 28H222V27H221ZM227 28H226V30H227ZM26 29H27V28H26ZM34 29H35V27H34ZM41 29H42V28H41ZM61 29H62V28H61ZM61 29H60V30H61ZM92 29H94V26H92V28H91V32H89V33H91V34L93 33V32H92ZM95 29H96V28H95ZM98 29H99V27H98ZM108 29H109V28H108ZM111 29H113V27H111ZM135 29H137V27H136ZM138 29H139V31H140L141 28L138 27ZM142 29H144V28L142 27ZM142 29H141V30H142ZM145 29H146V27H145ZM147 29H148V28H147ZM197 29H198V28H197ZM199 29L201 30V28H199ZM35 30H36V29H35ZM35 30H34V32H36ZM54 30H55V29H54ZM60 30H57V29H56L55 31L60 32ZM71 30H72V29H71ZM77 30H79V29H77ZM218 30H219V29L214 30V31L216 32V31H218ZM223 30H225V29H223ZM261 30H262V29H261ZM30 31H31V30H29L30 35L33 36L34 34L32 35V33H31L32 31H31V32H30ZM45 31H46V29H45ZM45 31H44V32H45ZM64 31L62 30V34H63V35H65V34H64ZM114 31H112V33H115ZM136 31H137V30H136ZM155 31H156V30H155ZM258 31H259V30H258ZM262 31H263V30H262ZM15 32H16V31H15ZM46 32H47V31H46ZM58 32H56V33L58 34ZM99 32H100V31H99ZM122 32H123V31H122ZM122 32H120V33H122ZM124 32H123V33H124ZM142 32H143V31H142ZM158 32H159V31H158ZM158 32H157V33H158ZM162 32H163V30L161 29V30H160V33H162ZM210 32H211V30H210ZM20 33H21V31H20ZM36 33H37V32H36ZM39 33H40V32H39ZM48 33H49V32H48ZM56 33H55V34H56ZM69 33H70V31H69ZM94 33H96V32H94ZM123 33H122V34H123ZM126 33H128V35H129V32H126ZM153 33H154V32H153ZM178 33H181V32H177V34H178ZM191 33H192V32H191ZM230 33H232V32H230ZM25 34H26V33H25ZM43 34H44V33H43ZM51 34H53V31H52ZM59 34H61V33H59ZM74 34H75L74 36H76V33H75V32H74ZM106 34H107V33H106ZM106 34H105V35H106ZM108 34L111 35V32L108 33ZM115 34H118V32L115 33ZM141 34H142V33H141ZM154 34H155V33H154ZM177 34H176L175 36H178ZM189 34H190V33H189ZM226 34H229V32L226 33ZM232 34H234V33H232ZM260 34H261V33H260ZM260 34H257V38L260 36ZM263 34H264V33H263ZM263 34H261V37H262V36L264 37ZM38 35H39V34H38ZM67 35H68V34H67ZM67 35H66V36H67ZM110 35L108 36V39H109V40L107 39V35H106V37H105V39L108 40V42H110V38H111L112 40H113V38H115V39L117 40L118 37H117V38H116V37H113V38H112L113 35H112V36H110ZM163 35L166 36L165 32H163V34H162L161 36H163ZM181 35H182V33H181ZM191 35H192V34H191ZM202 35H203V34H202ZM211 35H213V34H210V36H211ZM217 35H219L220 37H222V36H224L225 34L221 36V33H218ZM217 35L214 34V36H217ZM230 35H231V34H230ZM230 35H228V36L225 35V37H226L225 40L229 38L230 40H228V41H232V39H233V41H232L233 44H240V43L234 42L235 39H234V38L231 39V36L233 37V35H231V36H230ZM31 36H30V38H31V41H32V40H34V38H32ZM47 36H48V35H47ZM59 36H60V35H59ZM66 36H65V37H66ZM69 36H70V35H69ZM90 36H91V35H90ZM98 36H99V35H97V37H98ZM179 36H180V35H179ZM247 36H248V37H249V36H252V39H253L254 41H255V39L258 40V39L256 38V36H254L253 34H249V35H247ZM253 36H254V38H253ZM33 37H34V36H33ZM50 37H54V36H51V35H50ZM55 37H56V36H55ZM60 37H61V36H60ZM60 37H59V38H60ZM62 37L64 38V36H62ZM62 37H61V38H62ZM71 37H72V36H70L69 38H71ZM88 37H89V36H88ZM101 37H103V38H102V40L100 39V41H106V40L104 39V34H103V36L101 35ZM109 37H110V38H109ZM128 37H129V36H128ZM151 37H152V36H151ZM172 37H173V36H172ZM183 37H184V36H183ZM202 37H203V36H202ZM206 37H207V36H206ZM212 37H213V36H212ZM261 37H260V38H261ZM10 38H9V39H10ZM21 38H22V37H21ZM25 38L27 39L26 35H25ZM25 38H24L23 40L28 42V40H26ZM46 38H47V37H46ZM57 38H58V37H56V38H55L56 40H55V39H54V40L57 41V40L59 39V38H58V39H57ZM69 38H68L69 43H71L72 41H70ZM72 38H73V37H72ZM95 38H96V37H95ZM161 38H162V37H161ZM184 38H185V37H184ZM186 38H187V37H186ZM242 38H243V37H242ZM250 38H251V37H250ZM48 39H50V38L48 37ZM98 39H99V38H98ZM115 39H114V40H115ZM194 39H195V40H196V39H199V37H198V38H194ZM223 39H224V37H223ZM261 39H262V38H261ZM0 40H1V39H0ZM60 40H61V39H60ZM60 40H59L58 42L63 41V40H61V41H60ZM64 40H65V39H64ZM114 40H113V41H114ZM157 40H158V39H157ZM166 40H167V39H166ZM181 40H182V39H181ZM187 40H188V38H187ZM212 40L214 41V42H212V45L210 44V45L207 46L206 43H208V42H204V43L202 44L203 46L199 44L202 48L204 47V48L202 49L203 52L205 53L206 50L209 51V52H213L214 54H212V53L209 54V55L212 54V56H213V55H216V54H217V53L215 54L216 50H218V49H219V50L222 49L223 52H222V50H221L222 53H220V51H219V53H220V54H223V53L225 52L224 49H223L224 46H225V44H223L224 41H222V38H221V40H220V38L217 36V37H214ZM236 40H237V39H236ZM239 40L241 41V39H239ZM243 40L245 41V39H243ZM246 40H247V39H246ZM259 40H260V39H259ZM10 41L12 42V40H10ZM17 41H16V43H17ZM34 41H35V40H34ZM48 41H49V40H48ZM118 41H119V40H118ZM153 41H154V39H153ZM164 41H165V40H164ZM185 41H186V40H185ZM200 41L203 42L204 40H203V39H202V40L199 39L198 42L200 43ZM208 41H210V40H208ZM221 41H222V42H221ZM250 41H251V39H250ZM27 42H26V43H27ZM67 42H68V41H63V43H64L65 46L68 44ZM106 42H107V41H106ZM106 42H105V43H106ZM114 42H115V41H114ZM120 42H121V41H120ZM120 42H119V43H120ZM182 42H183V41H182ZM257 42H258V41H257ZM16 43H14V44H16ZM20 43L22 44V42H20ZM49 43L52 45V41H51V39H50V42H49ZM63 43H61V44H63ZM65 43H66V44H65ZM111 43H112V42H111ZM227 43L230 45V42H227ZM227 43H226V44H227ZM241 43L243 44V41H241ZM258 43H259V42H258ZM260 43H261V42H260ZM262 43H263V42H262ZM6 44H5V45H2V47L5 48ZM8 44H10V43H8ZM8 44H7V46H8ZM72 44L75 45L74 42H73ZM72 44H71V45H72ZM127 44H128V42H127ZM154 44H156V43H154ZM159 44H160V43H159ZM159 44H157V45H159ZM196 44H197V43H196ZM196 44H195V46H196ZM204 44L206 45V47L204 46ZM253 44H255V42H253ZM11 45H13V42L11 43ZM53 45H54V44H53ZM94 45H96V44H94ZM106 45H107V44H106ZM199 45H198V46H199ZM246 45L248 46L247 42H246ZM246 45H244V46L242 47V49L239 48V50H241L240 52L243 51L242 54L240 53V54H241V59H242V57H243L244 55H247V54H243V53L245 52V51L243 50V48H244V47L247 48ZM255 45H256V46H255ZM255 45H254V47H257L258 44H255ZM16 46H18V45H17V44L14 45L15 50L17 49ZM20 46H21V45H20ZM27 46H28V45H27ZM59 46H60V45H59ZM98 46H99V45H98ZM109 46H110V45H109ZM131 46H132V44H131ZM198 46H197V47H198ZM209 46H210V47L212 46V47H211V48H208ZM231 46H232V48H231ZM250 46H252V44H251ZM250 46H248V47L251 48ZM2 47H1V48H2ZM8 47H9V48H8ZM8 47H7V48H8L7 50L10 49V46H8ZM11 47H12V46H11ZM23 47H24V46H23ZM52 47H53V46H52ZM87 47H88V46H87ZM92 47H93V46H92ZM92 47H90V48H92ZM101 47H102V46H99V47H97L96 49L93 48L94 52H95L96 50H97L98 52H99L100 50L102 51L103 48H101ZM103 47H104V46H103ZM106 47L108 48V46H106ZM127 47H128V46H127ZM129 47H130V46H129ZM132 47H133V46H132ZM177 47H178V46H177ZM201 47H200V48H201ZM220 47H223V48H220ZM228 47L231 48L230 50L237 48V46L235 47V45H234V46H233V45H230V46H228ZM233 47H235V48H233ZM252 47H253V46H252ZM254 47H253V48H254ZM258 47H259V46H258ZM27 48H28V47H27ZM27 48H26V49H27ZM61 48H62V47H61ZM99 48H100V50H99ZM166 48H167V47H166ZM172 48H173V47H172ZM172 48H171V49H172ZM194 48H195V47H194ZM206 48H208V49H206ZM249 48H247V49L249 50ZM21 49H23V48L21 47ZM26 49H25V50H26ZM62 49H63V51H64L66 48L64 49V47H63ZM62 49H61V50H62ZM69 49H70V47H69ZM112 49H113V48H112ZM133 49H135V48H133ZM160 49H161V48H160ZM174 49H175V48H174ZM262 49H263V48H262ZM0 50H1V49H0ZM51 50H53V48H52ZM67 50H68V47H67ZM67 50H65V53L63 52V53H61V54H64V55L66 54L65 56H67L69 53L72 55L73 53H76V52L78 51V49H77L76 52L71 53L70 50H68L69 52H68ZM121 50H122V49H121ZM136 50H137V48H136ZM148 50H149V49H148ZM168 50H169V49H168ZM193 50H194V49H193ZM235 50H238V49H235ZM235 50H234V52H235ZM239 50L237 51L238 53H239ZM248 50H246L245 53H247ZM254 50H255V48H254ZM256 50H257V49H256ZM10 51H11V49H10L8 52H10ZM58 51H60V50H58ZM66 51H67V52H66ZM85 51H86V49H85ZM85 51H84V52H85ZM89 51L91 52V50H89ZM97 51H96V52H97ZM122 51L125 52L124 49H123ZM122 51H121V52H122ZM130 51H131V50H130ZM149 51H150V50H149ZM172 51H173V50H172ZM176 51H177V50H176ZM199 51H201V49H200ZM257 51H258V50H257ZM259 51H260V50H259ZM0 52H1V51H0ZM11 52H12V51H11ZM11 52H10V55H11ZM52 52H53V51H52ZM96 52H95V53H96ZM132 52H133V50H132ZM193 52H194V51H193ZM196 52L198 53V51H196ZM196 52H195V53H196ZM203 52H201V54H202ZM231 52H232V51H231ZM249 52H250V50H249ZM1 53H2V55L5 54V52H4V54H3V52H1ZM55 53H56V52H54V54H55ZM80 53H83V51L80 52ZM88 53H89V52H88ZM165 53H166V52H165ZM173 53H174V52H173ZM182 53H183V52H182ZM186 53H187V52H186ZM191 53H192V52H191ZM197 53H196V54H197ZM219 53H218V54H219ZM70 54H69V55H70ZM76 54H77V53H76ZM163 54H164V53H163ZM192 54H193V53H192ZM206 54H208V53L206 52ZM225 54H226V53H225ZM228 54H229V53H228ZM234 54L236 55L237 53H233V56H234ZM240 54H238V55L240 56ZM5 55H6V54H5ZM7 55H9V53H7ZM7 55H6L5 57H7ZM13 55H14V54H13ZM50 55H51V53H50ZM81 55H82V54H80V56H81ZM118 55H119V54H118ZM182 55H183V54H181L180 56L182 57ZM186 55H187V54H185L184 56L186 57ZM190 55H191V54H190ZM197 55H199V54H197ZM251 55H252V54H251V52H250V53H248L247 56L250 57ZM48 56H49V55H48ZM51 56H52V55H51ZM75 56H76V55H75ZM75 56H74V57H75ZM77 56L80 57V56H79V52H78ZM77 56H76V58H78ZM134 56H135V55H134ZM145 56H146V54H145ZM188 56H189V53H188ZM191 56H192V55H191ZM191 56H190V58H191ZM201 56H202V55H201ZM203 56H205V54H204ZM212 56H211V57H212ZM227 56H228V55H227ZM247 56H246V57H247ZM254 56H255V55H254ZM10 57H12V56L7 57V58H8V59H7L8 61H10V60H9ZM15 57H16V56H15ZM60 57H61V55H59L58 58L56 57V60H55L56 63H62L63 61H64V62L66 61V63H70V62H71V63H73V62L76 63V61H77V60H76V61H73V62H72L71 60H72L73 58L71 57V60H70V58H68V61H67V59L64 60V58H63V59H62L63 61L61 60L62 62H60V60H59ZM83 57H84V56H83ZM101 57H102V56H101ZM122 57H123V56H122ZM142 57H143V56H142ZM159 57H160V56H159ZM193 57H195V54H194ZM197 57L199 58V56H197ZM197 57H196V59H197ZM207 57H208V56H207ZM207 57H205V58H207ZM213 57H214V56H213ZM224 57H225V56H224ZM236 57H237L236 59H238V56H237V55H236ZM246 57H245V58H246ZM260 57H261V56H260ZM50 58H51V57H50ZM183 58H184V57H183ZM186 58H188V57H186ZM186 58H185V59H186ZM203 58H204V57H202L201 59L203 60ZM221 58H222V57H221ZM228 58H229V57H228ZM252 58H254L253 55H252L250 58L247 57V60L251 59V60L248 61L249 63H247V64H250V63H251L250 61H253ZM57 59H58L59 61H58ZM136 59H137V58H136ZM136 59H135V60H136ZM179 59H180V58H179ZM188 59H189V58H188ZM188 59H187V60H188ZM226 59H227V57H226ZM229 59H230V58H229ZM234 59H235V57H234ZM255 59H259V58H254V60H255ZM14 60H15V59H14ZM69 60H70V62H69ZM79 60L82 61L81 58H79ZM118 60H119V59H118ZM189 60H190V59H189ZM189 60H188V61H189ZM224 60H225V59H224ZM244 60H245V59L243 58V60L241 61V63H243ZM247 60H246V61H247ZM259 60L261 61L262 59H259ZM18 61H19V60H18ZM55 61H54V62H55ZM57 61H58V62H57ZM116 61H117V60H116ZM193 61H194V60H193ZM228 61H230V60H228ZM257 61H258V60H257ZM260 61H258V63H257V62H256V63H255V62H252V63H255V64H256V65L253 64L254 66H257L256 68H258V67L260 68V65H261V70L258 69V70H260V71H258V70H257V71H258V72H261V74H262V66L264 65L262 62H264V61H262V62H260ZM15 62L18 63L17 61H15ZM50 62H52V61H50ZM50 62H49V64H50ZM64 62L62 63V66H63L62 68H64V66H65V63H64ZM77 62L79 63V61H77ZM82 62H83V61H82ZM94 62H95V61H94ZM217 62H218V61H217ZM222 62H223V61H222ZM13 63H14V62H13ZM52 63H53V62H52ZM56 63H55V64H56ZM80 63H81V62H80ZM164 63H165V62H164ZM196 63H197V62H196ZM230 63H231V61H230ZM230 63H229V64H230ZM252 63L250 64L251 67L253 66ZM259 63H261V64H259ZM14 64H15V63H14ZM94 64H96V63H94ZM97 64H98V63H97ZM121 64H122V62H121ZM123 64H124V63H123ZM197 64H198V63H197ZM197 64H196L195 67H197ZM236 64H237V63H236ZM236 64H235V65H236ZM238 64H239V63H238ZM258 64H259V65H258ZM262 64H263V65H262ZM89 65H90V64H89ZM157 65H158V64H157ZM162 65H163V64H162ZM214 65H216V64H214ZM218 65H219V64H218ZM239 65H240V64H239ZM243 65H244V64H243ZM250 65H249V66H250ZM7 66H8V65H7ZM9 66H10V65H9ZM72 66H73V65H72ZM72 66H71V67H72ZM80 66H81V65H80ZM86 66H87V65H86ZM94 66H95V65H94ZM164 66H165V65H164ZM200 66H201V65H200ZM202 66H203V63H202ZM57 67H58V66H57ZM59 67H60V66H59ZM204 67H205V66H204ZM209 67H210V66H209ZM236 67H237V66H236ZM236 67H235V68H236ZM244 67H245V65H244ZM246 67H247V66H246ZM79 68H80V67L75 68V69L77 70V72H75V71H71V70H68V71H69V73L71 72V73H73V74H74V73H78L79 70H82V67H81L80 69H79ZM83 68H84V66H83ZM87 68H88V67H87ZM168 68H169V67H168ZM201 68H202V67H201ZM218 68H219V67H218ZM233 68H234V67H232V64H231V68H230L231 72L234 71ZM237 68H238V67H237ZM237 68H236V69H237ZM239 68H240V67H239ZM242 68H243V66L241 67V69H242ZM252 68H253V67H252ZM256 68H255V69H256ZM9 69H10V68H9ZM78 69H79V70H78ZM85 69H86V68H85ZM199 69H200V68H199ZM232 69H233V70H232ZM236 69H235V71H236ZM247 69H249V68H247ZM247 69H244V71L247 70ZM250 69H251V68H250ZM255 69L253 68V70H252V69H251V70L254 71ZM64 70H65V69H64ZM83 70H84V69H83ZM83 70H82V72H83ZM87 70L89 71V70H91V69L89 68V69H87ZM87 70H85V71H87ZM94 70H95V69H94ZM94 70H93V71L91 70L92 73L94 72ZM162 70L164 71V69H162ZM205 70H206V69H205ZM214 70H215V69H214ZM68 71H67V72H68ZM85 71H84V72H85ZM88 71H87V73H91V71H90V72H88ZM104 71H105V70H104ZM163 71H162V72H163ZM208 71H211V74L213 73L212 70H210V69H208ZM255 71H256V70H255ZM52 72H53V70H52ZM67 72H66V73H67ZM99 72H101V71H96V72H94V74H92V75L95 76V73H96V75L101 76V74H100V75L98 74ZM102 72H103V71H102ZM102 72H101V73H102ZM159 72H160V71H159ZM159 72H158V73H159ZM214 72H216V71H214ZM223 72H224V71H223ZM223 72H222V73H223ZM245 72H246V71H245ZM258 72H256V73L258 74ZM80 73H81V72L78 73V74H79V75H78L79 77H80ZM85 73H86V72H85ZM85 73H84V74H85ZM115 73H116V72H115ZM125 73L127 74L126 71H125ZM141 73H142V72H141ZM141 73H140V74H141ZM152 73H153V72H152ZM200 73H201V72H200ZM219 73H220V72H219ZM219 73H218V75H219ZM256 73H255V74H256ZM263 73H264V71H263ZM48 74H49V73H48ZM62 74H64V73H62ZM73 74H72V75H73ZM84 74L82 73V75H84ZM106 74H107V73H106ZM106 74H105V75H106ZM123 74H124V72H123ZM165 74H166V72H165ZM209 74H210V73H209ZM223 74H224V73H223ZM227 74H229L228 71H227ZM232 74H233V72L231 73V75H232ZM253 74H254V73H253ZM257 74H256V75H257ZM69 75H70V74H69ZM76 75H77V74H76ZM76 75H73V76H76ZM82 75H81V76H82ZM92 75L90 74V75H87V76H90V78H91ZM102 75H103V78H106V77H104V74H103V73H102ZM131 75H132V73H131ZM156 75H157V74H156ZM160 75H161V74H160ZM201 75H202V74H201ZM206 75H207V74H206ZM216 75H217V72H216ZM216 75H215V76L212 75V77H215V79L213 78L214 80H216ZM218 75H217V78L220 79V75H219V77H218ZM221 75H222V74H221ZM235 75H236V74H235ZM235 75H234V76H235ZM241 75H242V74H241ZM241 75H240V76H241ZM13 76H14V75H13ZM46 76H47V74H46ZM70 76H71V75H70ZM98 76H96V77H98ZM168 76H169V75H168ZM168 76H166V77H168ZM203 76H204V75H203ZM208 76H209V75H208ZM228 76H229V75H228ZM258 76H259V75H258ZM54 77H56L57 80L59 79V78H58L57 76H55V75L53 76V78H54ZM82 77H83V76H82ZM101 77H102V76H101ZM126 77H127V76H126ZM130 77L132 78V80H134V79H133V75L130 76ZM149 77H150V76H149ZM152 77H153V76H152ZM154 77H155V75H154ZM223 77H224V76H223ZM231 77H232V76H231ZM231 77H230V78H231ZM68 78H70V77H68ZM71 78H73V77H71ZM75 78H77V77H75ZM90 78H88V79H90ZM145 78H147V77H145ZM156 78H157V77H156ZM210 78H211V77H210ZM210 78H209V79H210ZM221 78H222V77H221ZM242 78H243V77H242ZM77 79H78V78H77ZM80 79H81V78H80ZM80 79H79V80H80ZM86 79H87V78H86ZM86 79H85V81H86ZM88 79H87V81H88ZM119 79H120V78H119ZM125 79H126V78H125ZM244 79H245V78H244ZM72 80H76V79L73 78ZM91 80H93V78L90 79L89 81L91 82ZM108 80H109V79H108ZM154 80H155V79H154ZM154 80H153V81H154ZM159 80H160V79H159ZM223 80H224V79H222V84H221L223 88H222V87H219V89H221V88L224 89V86H223L224 81H223ZM226 80H227V79H226ZM229 80H230V79H229ZM48 81H50V80H48ZM59 81L61 82V80H59ZM81 81H82V79H81ZM89 81L87 82V84H88V85L90 84V85L92 86L91 83H93V82L90 83ZM106 81H107V80H106ZM125 81H127V80H125ZM149 81H150V80H149ZM157 81H158V80H157ZM204 81H205V78H204ZM240 81H241V80H240ZM252 81H255V80H252ZM78 82H79V81H78ZM108 82H109V81H108ZM131 82H132V81H131ZM139 82H140V81H139ZM155 82H156V81H155ZM160 82H161V81H160ZM164 82H165V81H164ZM199 82H200V81H199ZM209 82H211V81H209ZM216 82H219V81L216 80ZM216 82H215V84H216ZM237 82H238V81H237ZM241 82H242V81H241ZM81 83H84V81L81 82ZM97 83L99 84V82H97ZM97 83H94V84L97 85ZM109 83H110V82H109ZM123 83H124V82H123ZM133 83H134V82H133ZM168 83H169V82H168ZM245 83H246V81H244V85H243V83H242V85H243V88L245 87L244 89L247 90L246 88H249V87H250L249 84H248L249 87H247V86H248L247 83H250V81H248L246 84H245ZM62 84H63V83H62ZM64 84H65V83H64ZM68 84H69V88L71 89V87H72V86H70L71 83L68 82ZM73 84H74V86H78V85L75 84L74 82L72 83V85H73ZM87 84H86V85H87ZM124 84H125V83H124ZM127 84H129V83H127ZM127 84H126V85H127ZM163 84H164V83H163ZM83 85H84V84H83ZM99 85H100V84H99ZM99 85H98V86H99ZM122 85H123V84H122ZM130 85H131V84H130ZM159 85H160V84H159ZM167 85H168V84H167ZM198 85H199V84H198ZM221 85H219V86H221ZM224 85H225V84H224ZM237 85H238V84H237ZM246 85H247V86H246ZM60 86H61V85H60ZM84 86H85V85H84ZM211 86H212V85H211ZM65 87H67V85H66ZM209 87H210V86H209ZM241 87H242V86H241ZM69 88H68V89H69ZM72 88H73L74 90H76L77 93H79V90L77 91L78 87H72ZM76 88H77V89H76ZM91 88H92V87H89V88H88V87H87V88H85V87H84V88L81 87V89L79 88L81 91H82V89H83V90L85 89V90L83 91L85 94H83V92H81V95L79 94L80 99H82L83 97H84V98H87L85 95H87V96L89 97L88 93H90ZM93 88H94V89H97L96 87H93ZM93 88H92V89H93ZM122 88H123V87H122ZM159 88L161 89V87H159ZM166 88H167V87H166ZM229 88H230V86H229ZM238 88H239V87H238ZM243 88H242V89H243ZM56 89H57V88H56ZM73 89H71V90H73ZM86 89H90V90H88V93L85 92V91H87ZM102 89H103V88H102ZM102 89H101V90H102ZM108 89H109V88H108ZM235 89H236V88H235ZM242 89L240 88V90H239L238 92H241V93H242ZM244 89H243V91H244ZM249 89L252 90L251 87H250ZM39 90H40V89H39ZM60 90H61V89H60ZM60 90H58V91H60ZM105 90H106V89H105ZM109 90H111V88H110ZM112 90H113V89H112ZM112 90H111V91H112ZM214 90H215V89H214ZM233 90H234V89H233ZM251 90H249V91L251 92ZM54 91H55V92H54ZM106 91H107V90H106ZM114 91H116V90H114ZM181 91H182V89H181ZM207 91H208V90H207ZM217 91H218V90H217ZM222 91H225V90H222ZM226 91H228V90H226ZM226 91H225V93L223 92L224 95L226 94ZM231 91H232V90H231ZM249 91H248V92H249ZM252 91L254 92L255 89H253ZM52 92H53V93H59V92H56L55 89H54ZM76 92H74V93L77 94ZM91 92H92V91H91ZM93 92H94V91H93ZM112 92H113V91H112ZM188 92H189V91H188ZM188 92H187V94H188ZM213 92H214V91H213ZM248 92H246V93H247L246 95L249 94ZM43 93H44V92H43ZM47 93H48V92H47ZM63 93H64V92H63ZM183 93L186 94L185 91H184ZM195 93H196V92H195ZM209 93H210V91H209ZM215 93H218V94H219V91H218V92L215 91ZM230 93H231V92H230ZM232 93H233V91H232ZM232 93H231V94H232ZM234 93H235V92H234ZM61 94H62V93H61ZM64 94L66 95V94H68V93H64ZM82 94L84 95L83 97H82ZM91 94H92V93H91ZM103 94H104V93H103ZM190 94H191V93H190ZM220 94H221V96H222V92H221V91H220ZM237 94H238V93H237ZM243 94H244V92H243ZM250 94H251V93H250ZM252 94H255V93H252ZM44 95H45V94H44ZM49 95H51V94H49ZM52 95H53V98H55L54 94H52ZM52 95H51V96H52ZM56 95H58V94H56ZM65 95H64L63 97H65ZM68 95H69V94H68ZM72 95H73V101H75L74 98H76L77 100L79 99V98H77V97H79V96L74 97V94H72V92H71V96H72ZM95 95H96V94H95ZM194 95H195V94H194ZM204 95H206V94H204ZM204 95H202V96L204 97ZM210 95H211V94H210ZM51 96H50V97H51ZM71 96L69 97V96L66 95L65 99H67V98L69 97V98H71V100H72V97H71ZM93 96H94V95H93ZM104 96H105V95H104ZM186 96H187V95H186ZM195 96H196V95H195ZM221 96H220V97H221ZM234 96H235V95H234ZM238 96H239V95H238ZM35 97H36V96H35ZM50 97L48 96L47 98L49 99ZM60 97H62V95H60ZM97 97H98V96H97ZM125 97H126V96H125ZM128 97H129V95H128ZM190 97H191V95H190ZM199 97H200V96H199ZM199 97H197V99H198ZM236 97H237V95H236ZM236 97H235V98H236ZM253 97H255V96H253ZM101 98H102V97H101ZM118 98H119V97H118ZM192 98H194V97H192ZM211 98H212V97H211ZM222 98H223V96H222ZM222 98H221V99H222ZM226 98H227V97H226ZM245 98H246V97H245ZM50 99H52V98H50ZM61 99H62V98H61ZM102 99H103V98H102ZM111 99H112V98H111ZM119 99H120V98H119ZM186 99H187V98H186ZM188 99H189V97H188ZM188 99H187V100H188ZM201 99H202V97H201ZM201 99H200V100H201ZM219 99H220V98H219ZM219 99H218V100H219ZM236 99H237V98H236ZM53 100H54V99H53ZM55 100H56V99H55ZM77 100H76V101H77ZM84 100H85V99H84ZM84 100L82 99V101H80V100H78V101L83 102ZM86 100H88V99H86ZM99 100H100V99H99ZM203 100H204V98L202 99L201 102H198V103H197V104L201 103V105H203V106L200 105V107H201V112L203 111V109H205V110L207 109V107H205V104H206V103H209V98H208V102H206L207 100H206V101L204 100V103H205V104L203 103ZM212 100H213V99H212ZM21 101H22V100H21ZM47 101H48V100H47ZM47 101H46V102H47ZM49 101H50V100H49ZM61 101H62V100H61ZM78 101H77V104H78ZM102 101H103V100H102ZM137 101H138V100H137ZM192 101H194V100H192ZM192 101H191V102H192ZM213 101H214V100H213ZM53 102H54V101H53ZM56 102L59 103L58 100H57ZM56 102H54V104H55ZM63 102H64V100H63ZM63 102H61V103H63ZM65 102H67V103L69 104V106H70V103H71L72 105H74V110H70V109L68 108V109H69V112H68V109H66V112H68V113H70L71 115H73L74 111H76V108L78 109V105L76 106V104H74V102H72V101H71V102L65 101ZM170 102H171V101H170ZM186 102H187V101H186ZM186 102H185V103H186ZM196 102H197V101H196ZM196 102H194L193 107H196V106H194V105H196V104H195ZM238 102H239V101H238ZM21 103H23V102H21ZM47 103H48V102H47ZM49 103H50V102H49ZM49 103H48V104H49ZM51 103H52V101H51ZM57 103H56V104H57ZM75 103H76V102H75ZM96 103H97V101H96ZM185 103H183V105H184ZM192 103H193V102H192ZM214 103H215V102L212 103V106H213ZM223 103H224V101H223ZM223 103H222V104H223ZM64 104H65V103H64ZM80 104H81V103H80ZM83 104H84L85 106H88L86 103H82V107H83ZM101 104H102V103H101ZM177 104H178V103H177ZM180 104H181V103H180ZM180 104H179V105H180ZM215 104H216V103H215ZM217 104H218V102H217ZM222 104H221V105H222ZM224 104H225V103H224ZM232 104H233V103H232ZM232 104H231V102L228 103L229 106H232ZM237 104H239V103H237ZM251 104H252V103H251ZM253 104H254V103H253ZM18 105L20 106V104H18ZM52 105H53V103H52ZM66 105H67V104H66ZM72 105H71V106H72ZM144 105H145V104H144ZM144 105H143V106H144ZM191 105H192V104H191ZM235 105H236V103H235ZM71 106H70V108L73 107V106H72V107H71ZM180 106H181V105H180ZM198 106H199V105H198ZM207 106H208V104H207ZM212 106H211V107H212ZM246 106H247V105H246ZM253 106L255 107L256 105H253ZM60 107H61V106H60ZM75 107H76V108H75ZM114 107H115V106H114ZM131 107H132V106H131ZM140 107H141V106H140ZM202 107H203V108H202ZM209 107H210V106H209ZM221 107H222V106H221ZM238 107H240V106H238ZM242 107H243V106H242ZM20 108H21V107H20ZM40 108H41V107H40ZM79 108H80V107H79ZM168 108H169V107H168ZM176 108H177V107H176ZM182 108H183V107H182ZM213 108H214V106H213ZM227 108H229V107H227ZM23 109H25V111H26V112L23 111V112H25L24 115H23V112H22V111H15V112H12V111H11V113L14 114V113H17V112H21V113H22V117H23V116H26L25 114L27 113V110H29V109L25 108V106L23 107ZM41 109H42V108H41ZM41 109H40V110H41ZM43 109H44V107H43ZM43 109H42V110H43ZM46 109H47V108H45L44 111H45ZM84 109H85V107H84ZM87 109H88V108H87ZM147 109H148V112H149V108H147ZM170 109H172V108H170ZM179 109H180V108H179ZM195 109H196V108H194V110H195ZM197 109H199V107H198ZM214 109H215V108H214ZM214 109H213V110H214ZM222 109H223V108H222ZM224 109H226V108H224ZM234 109H237V108H234ZM38 110H39V107H38ZM85 110H86V109H85ZM108 110H109V109H108ZM108 110H107V111H108ZM150 110H151V109H150ZM153 110H154V109H153ZM184 110L186 111L187 108H184ZM205 110H204V111H205ZM210 110L212 111V109H210ZM226 110H229V109H226ZM232 110H233V109H232ZM242 110H243V109H242ZM250 110H251V109H250ZM250 110H249V111H250ZM253 110L256 111V108H254ZM8 111H9V110H8ZM44 111H42V112H44ZM63 111H64V110L62 109V112H63ZM71 111H72V112H71ZM79 111H80V110H79ZM88 111H90V112L92 111L90 107H89ZM113 111H114V109L112 110V113H111V111H110V113H109L110 116H111V118H113V117L115 118V116H116V115L113 116ZM170 111H171V110H170ZM170 111L167 112V114H169ZM185 111H184V112H185ZM188 111H189V110H187L186 113H188V115H190V113H189ZM204 111H203V112H204ZM206 111H207V110H206ZM219 111H220V110H219ZM236 111H240V110H236ZM244 111H245V110H243V112L240 111L241 114H240V113L238 114V113H236V112H235V113H236V115L238 114V116H240V115H245V112H247L248 110L246 109V111H245V112H244ZM5 112H7V111H5ZM5 112H3V113L5 114ZM40 112H41V111H40ZM62 112L60 111L61 114H62ZM66 112H65V113H66ZM80 112H84L83 115H85V111H80ZM93 112H96V111H93ZM108 112H109V111H108ZM156 112H157V110H156ZM160 112H161V111H160ZM171 112H172V111H171ZM220 112H221V111H220ZM21 113H18V114H21ZM65 113H64V114H65ZM68 113H67V116L69 115ZM91 113H92V112H91ZM105 113H106V112H105ZM157 113H158V112H157ZM157 113H156V116H157ZM161 113H162V112H161ZM165 113H166V112H165ZM207 113L209 114V111H208ZM232 113H233V112H232ZM243 113H244V114H243ZM247 113L250 114V115H252V114H254L255 112L253 111V113H249V112H247ZM247 113H246V115H247ZM4 114H3V115H4ZM38 114H39V113H38ZM41 114H42V113H41ZM41 114H39V115H41ZM44 114H46V113H43V115H44ZM61 114H60V115H61ZM74 114H75V113H74ZM92 114L94 115V113H92ZM109 114H107V117H106V119H105V120L107 121V123H106V121H104V120H103L104 122L102 121L104 124L101 122V124H103V125L101 126L100 131L98 132L97 135L95 134L94 137H93V139H92V140H93V143H94L95 145H97V147H94L93 150L91 149V151H93V152H91V151L88 152L89 156H88V154H87L88 157H87V156H86V157L89 158L90 155H91V157H90V159H89V162H90V161H93V159L91 160L92 157L98 156L97 158H100V156H101L103 150L101 151V154H100V155H97V152L100 151V149H102L101 146H100L101 148L98 147L99 144H102V143H103V144H105V143L107 144V141L112 140V142H113L112 144H114L115 146L118 145V147H119V146L122 145L121 147H123V144H125L126 140H127V139H130V138H129L130 136L127 134L126 131H125V132H126V133H125V132H123V131L117 129V128H119V126L116 127V128L114 127V126L118 123V121H119V120L122 121V119H124V117H123L122 119H121V115H120V117H119L120 119H117V117H116L115 119L118 120V121H117V122L115 121L116 124L113 126L112 124L108 123V122H110L109 120L111 119V118L109 119L110 116L108 117ZM138 114L140 115V112H139ZM154 114H155V112L153 113V115H154ZM170 114H171V113H170ZM175 114H176V113H175ZM196 114H197V113H196ZM204 114H205V113H204ZM208 114H207V115H208ZM221 114H222V113H221ZM3 115H1V116L3 117ZM6 115H7V114H6ZM9 115H10V114H9ZM27 115H28V114H27ZM47 115H48V113H47ZM62 115H63V114H62ZM75 115H76V114H75ZM75 115H73V116H75ZM93 115H92V116H93ZM96 115H97V113H95V116H96ZM101 115H102V114H101ZM139 115H137V117H138ZM148 115H151V112L148 113L146 116L148 117ZM201 115H202V114H201ZM214 115H215V114H214ZM225 115H226V114H225ZM229 115H231V114H229ZM1 116H0V117H1ZM4 116H5V115H4ZM11 116H14V115H11ZM19 116H20V115H19ZM50 116H51V115H50ZM67 116L65 115V116H63V117H66L67 119H68L69 117H71V116H69V117H67ZM73 116H72V119H73V118L77 119L76 117H73ZM76 116H77V115H76ZM80 116H81V115H80ZM85 116L87 117V113H86ZM97 116H98V115H97ZM122 116H124V115H122ZM143 116H144V113H143ZM143 116L141 117V119L143 118ZM146 116H145V117H146ZM158 116H159V114H158ZM177 116H178V115H177ZM248 116H249V115H248ZM254 116H255V114H254ZM254 116H253V120L255 119ZM2 117H1V119H2ZM5 117L8 118V117H10V116L7 115V116H5ZM22 117H21V118H22ZM26 117H27V116H26ZM82 117H83V116H81V118H82ZM137 117H136V118H137ZM139 117H140V116H139ZM139 117H138V118H139ZM145 117H144V118H145ZM147 117H146V118H147ZM160 117H161V115H160ZM160 117H159V118H160ZM172 117H173V116H172ZM200 117H201V116H200ZM227 117H228V116H227ZM230 117H231V116H230ZM257 117H258V116H257ZM10 118L13 119V120H11ZM10 118L7 119V120H9V121H15V120H14L15 118H12V117H10ZM31 118H32V117H31ZM93 118H94V117H93ZM96 118L98 119V117H95V119H93V120H96V121H94V122H97V119H96ZM107 118H108L109 120H107ZM114 118H113V120H114ZM128 118H129V117H128ZM128 118H127V117L125 118V119H127V122H126V120H125L126 123L124 122L126 125H127L128 121H129ZM136 118H135V119H136ZM146 118H145V119H146ZM169 118H170V115H169ZM176 118H177V117H176ZM193 118H195V117H193ZM193 118H191V119L193 120ZM210 118H211V117H210ZM231 118H232V117H231ZM245 118H246V117H245ZM249 118H250L251 121L253 122V120H252V116H251V117H248L247 119H249ZM5 119H6V118H5ZM24 119H25V118L23 117L22 120H24ZM28 119H30V116H29V115H28ZM67 119H66V120H65V119L63 120V119H62V121H63L64 123H66L67 126L69 127V128H68L67 126L65 127V125H64L63 128H64V129L66 128L65 131H64V133H65V132L69 133V131H67V130H69V129L71 128L69 125H70V124L72 125V123H75V122H76V121L73 122L74 119L71 120L70 118H69V120H71L72 123H70L69 120H68L69 123H68V122H65V121H67ZM87 119H88V118H87ZM90 119H92L91 115H90ZM149 119H151V120H153V119L156 120L157 118L154 117V116H153V118H152V116H149ZM149 119H148V120H149ZM171 119H172V118H171ZM182 119L184 120V119H185V116H184L183 118H182V116H181V120H182ZM200 119H201V118H200ZM214 119H215V118H214ZM236 119H237V118H236ZM243 119H244V118H243ZM243 119H242V120H243ZM7 120H6V122H5L4 119L1 120V121H4L5 123H7ZM25 120H26V122H25ZM25 120H24L23 123H25V124L27 123L28 125L31 126V124H29V123L27 122V118H26ZM40 120H41V117H40L39 121H40ZM80 120H81V119H80ZM85 120H86V119H85ZM85 120H84V123L86 122ZM113 120H112V121H113ZM132 120H134V119H132ZM132 120H131V121H132ZM151 120H150V121H151ZM187 120H188V121H191L190 118H189V119L184 120V121H185L184 123H186ZM217 120H218V118H217ZM217 120H216V121H217ZM244 120H245V119H244ZM244 120H243V121H244ZM9 121H8V122H9ZM28 121H29V120H28ZM30 121H34V123H35L36 120H35V118H34V119L30 120ZM39 121H38V124L41 123V122H39ZM42 121H44V120L42 119ZM123 121H124V120H123ZM172 121H173V119L170 120V123H171ZM178 121H179V120H178ZM238 121H239V120H238ZM240 121H241V120H240ZM261 121H262V122H261ZM261 121H260V123H263V124H264V121H263V120H261ZM19 122H20V120L18 121V123H19ZM36 122H37V121H36ZM78 122H79V121H78ZM90 122H92V121L90 120ZM135 122H138V120L135 121ZM162 122H163V121H162ZM164 122H165V121H164ZM164 122H163V123H164ZM182 122H183V121H182ZM182 122H181V123H182ZM233 122H234V121H233ZM241 122H242V121H241ZM245 122H246V120H245ZM247 122H248V121H247ZM2 123H3V122H2ZM2 123H0L1 130H2V125H1ZM13 123H17V122L15 121V122H13ZM32 123H33V122H32ZM92 123H93V122H92ZM105 123H106V124H105ZM170 123H169V124H170ZM191 123H192V121H191ZM195 123H196V121H195ZM208 123H210V122H208ZM211 123H212V122H211ZM236 123H237V122H236ZM77 124H79V123H77ZM77 124H76V125H77ZM94 124H96V123H94ZM122 124H123V123H122ZM130 124H131V122H130ZM177 124H178V123H177ZM182 124H183V123H182ZM193 124H194V123H193ZM212 124H213V123H212ZM248 124H249V123H248ZM254 124H256V120H255ZM257 124H259V123H257ZM257 124H256V125H257ZM4 125H5V124H4ZM39 125H40V124H39ZM73 125H75V124H73ZM73 125H72V126H73ZM79 125H80V124H79ZM91 125H92V124H91ZM126 125L121 126V127L124 128V127H126ZM131 125H132V127L134 126V124H131ZM162 125H163V124L160 125V127L162 128V129L160 128V129L162 130L161 132H163V130H165V129H164V126L162 127ZM164 125H165V124H164ZM171 125H172V123L170 124V128L172 127ZM184 125L186 126V124H184ZM206 125H207V124H206ZM226 125H227V124H226ZM256 125H255V126H256ZM259 125H260V124H259ZM12 126H14V125H12ZM12 126H10V127H12ZM15 126H16V125H15ZM15 126H14V127H15ZM92 126H93V125H92ZM95 126H96V125H95ZM99 126H100V125H99ZM129 126H130V125H129ZM147 126H148V125H147ZM150 126H151V125H150ZM156 126H157V125H156ZM156 126H155V127H156ZM166 126H167V125H166ZM166 126H165V127H166ZM193 126H194V125H193ZM251 126L253 127V125H251ZM7 127H8V126H7ZM32 127H33V125H32ZM52 127H53V126H52ZM73 127H74V126H73ZM79 127H80V126H79ZM79 127H78V128H79ZM82 127H83V126H82ZM121 127H120V128H121ZM132 127L130 126V127H128V128H132ZM138 127H139V126H137V129H138ZM148 127H149V126H148ZM157 127H158V126H157ZM157 127L155 128L156 130H157ZM182 127H183V126H182ZM186 127H187V126H186ZM209 127H210V126H209ZM223 127H227V126H225V125L222 126V129H224ZM233 127H234V126H233ZM8 128H9V127H8ZM12 128H13V127H12ZM67 128H68V129H67ZM128 128H126L127 131L130 130V129H128ZM142 128H143V125H142ZM170 128H169L168 130H167V128H166V130L168 131V134L170 133V131H169ZM176 128H177V126H176ZM189 128H190V126H189ZM191 128H192V125H191ZM213 128H214V127H213ZM213 128H212V129H213ZM227 128H228V129L225 128L226 130L224 129V131L229 132V130H230V133H232V132H231L232 126H231V128H230V127H227ZM229 128H230V129H229ZM236 128H237V129H236ZM238 128H239V127L236 126V127H234L233 130H234V131L237 130V131L239 132L240 129L238 130ZM248 128H250V127H248ZM248 128H247L246 130H241V131L239 132V134L244 133V132L246 131L245 134H243V135H242V134H241V135L238 134L239 136H237V137H239L240 139L243 138V139L245 140V138L249 135V133H250L251 131H252L251 133H255V132H253V130H252L251 128H250L251 131H250ZM258 128H259V127H258ZM10 129H11V128H10ZM52 129H53V128H52ZM72 129H74V128H71V130H72ZM91 129L93 130V128H91ZM135 129H136V128H135ZM135 129H133V130H135ZM143 129H144V128H143ZM143 129H142V130H143ZM145 129H146V128H145ZM171 129H172V128H171ZM182 129H183V128H182ZM208 129H209V128H208ZM218 129H220V128H218ZM254 129H255V128H254ZM256 129H257V127H256ZM256 129H255V130H256ZM263 129H264V126H263ZM263 129H262V130H263ZM7 130H8V129H7ZM14 130H16V129L14 128ZM60 130H61V129H60ZM71 130H70V131H71ZM74 130H77V131L80 132V128H79V129L76 128V129H74ZM81 130H82V129H81ZM92 130H91V131H92ZM97 130H98V129H97ZM122 130H123V129H122ZM139 130H140V127H139V129H138L137 131H139ZM142 130H140L139 132H142L141 134L144 135L143 132L145 133L146 130H143V131H142ZM147 130H149V128H147ZM185 130H186V129H185ZM185 130L183 129L184 132H182V133H183L182 136H185V135H186ZM206 130H207V129H206ZM233 130H232V131H233ZM72 131H73V130H72ZM72 131H71V133H69V134H72V135L76 136L77 134H76V135L73 134L74 132L72 133ZM167 131H165V132H167ZM177 131H178V130L176 129V132H177ZM181 131H182V130H181ZM203 131H204V130H203ZM208 131H209V130H208ZM217 131L219 132L218 135H219L220 133H221V134L223 133L222 130H217ZM221 131H222V132H221ZM237 131H236V133L234 132L235 136H236V134H237ZM242 131H244V132H242ZM247 131H249V132H247ZM260 131H261V130H260ZM19 132H20V131H19ZM21 132L23 133V131H21ZM24 132H26V131L24 130ZM82 132H83V131H82ZM151 132H152V131H151ZM157 132H158V131H157ZM187 132H188V131H187ZM205 132H206V131H205ZM210 132H211V131H210ZM258 132H259V131H258V129H257V133H258ZM263 132H264V131H262V133H261L260 135H259L260 132L258 133L259 137H262V134H264ZM1 133H2V132H1ZM9 133H10V132H9ZM13 133H14V132H13ZM77 133H78V132H77ZM86 133H87V131H86ZM90 133H91V132H90ZM90 133H88V134H90ZM95 133H96V131H95ZM152 133H153V132H152ZM158 133H159V132H158ZM173 133H174V132H173ZM173 133H172V134H173ZM207 133H208V132H207ZM207 133H206V134H207ZM247 133H248V135H247ZM257 133H255V134H257ZM3 134H4V133H3ZM10 134H11V133H10ZM17 134H18V133H17ZM24 134H25V133H24ZM26 134H27V132H26ZM69 134H68V135H69ZM132 134H133V136H134V133H132ZM135 134H136V133H135ZM137 134H139V133H137ZM148 134H150V133L148 132ZM148 134H146V135H144V136L146 137ZM184 134H185V135H184ZM195 134H196V133H195ZM195 134H194V135H195ZM209 134H210V133H209ZM221 134H220V136H223V134H222V135H221ZM227 134L229 135V133H226V132H225L224 135L226 136ZM234 134H232V135H233L232 137H234ZM255 134H253V136H257V138H259L258 135H255ZM6 135H7V132H6ZM12 135H14V134H12ZM12 135H11V136H12ZM27 135H28V134H27ZM41 135H42V134H41ZM65 135H66V134H64V136H65ZM79 135H80V133L78 134V137H79ZM86 135H87V134H86ZM86 135H85V136H86ZM157 135H158V134H157ZM163 135H164V133L162 134V136H163ZM176 135H178V132H177ZM192 135H193V134H192ZM244 135H245V136L247 135V136L245 137ZM250 135H251V134H250ZM250 135H249V137H248L247 139L250 138ZM14 136H16V135H14ZM14 136H13V137H14ZM70 136H71V135H70ZM70 136H68V137H70ZM144 136H143V138H140L141 136H140V137L135 136V137H134L135 140H134V138L131 139V140H132L133 142L135 141V142L137 143V145H135V147L137 146V148H138L137 150H139L140 152H143V151H144V154H145V152L150 148V149L146 152L147 154L143 155V156L147 157V156L150 155L149 153H150V151H152V148H151V147H152L153 145L156 146V143H157V146H156V147L153 146V149H154V147H155L156 149L158 148V145H159L158 143H159V141H157V140H159V139H158L159 137H158L157 140H156V138H155L152 134L148 135V136L150 137V139H149L148 136H147V138H144ZM151 136H152V138H151ZM174 136H175V135H173L171 141L173 140V141L175 142V137H174ZM179 136H181V135H179ZM179 136H176V137L178 138ZM190 136H191V135H190ZM197 136H198V134H197ZM199 136H200V135H199ZM205 136H206V135H205ZM207 136H208V134H207ZM225 136H223V137H225ZM241 136H243V137H241ZM40 137H41V136H40ZM66 137H67V136H66ZM72 137H73V136H72ZM78 137H76V138H78ZM131 137H132V136H131ZM153 137H154V138H153ZM164 137H165V136H163V138H164ZM168 137H169V135H168ZM213 137L216 138L215 135H214ZM237 137H235V138H236L237 141H238L239 138H237ZM14 138H15V137H14ZM18 138H19V139H18ZM49 138H50V137H49ZM64 138H65V137H64ZM70 138H71V137H70ZM70 138H69V139H70ZM74 138H75V137H74ZM76 138H75V139H76ZM161 138H162V137H161ZM173 138H174V139H173ZM179 138H180V137H179ZM257 138L255 139V137H254V139H252L251 143L254 142V141H257ZM7 139H8V138H7ZM12 139H13V138H12ZM17 139L19 140V143H18V144H20V140H22V142L24 141L23 137H22V139H21V138L19 137V135H17ZM41 139H43V138H41ZM47 139H48V137L46 138V140H45V138H44V141H45L46 143H47V141H48V144H49V143H50V140H49V139L47 140ZM50 139H51V138H50ZM168 139H169V138H168ZM168 139H167V140H168ZM189 139H190V138H189ZM199 139H200V138H199ZM199 139H198V141H199ZM217 139H218V140H217ZM217 139H214V141L212 142V144H214L215 140H217L216 142H219L220 137H219V138L217 137ZM230 139H231V138H230ZM243 139H242V140H243ZM262 139H263V137H262ZM262 139H261V140H262ZM61 140H62V139H61ZM92 140H91V144H93V143H92ZM131 140H130V141H131ZM208 140H210L209 137H208ZM226 140L229 141L228 138H227V139L225 138L224 142H225ZM249 140H250V139H249ZM249 140H248V141H249ZM263 140H264V139H263ZM9 141H10V140H9ZM62 141H63V140H62ZM64 141H69V140H68V138H67V140L64 139ZM71 141L73 142L72 139H70L69 142H71ZM173 141H172V143H171V142H170V143L173 144V143H174ZM181 141H182V140H181ZM187 141H189V140H187ZM198 141H197V142H198ZM234 141H235V139H234ZM237 141H236V142H233V140H232V143H236V144H237ZM245 141H247V140H245ZM258 141L260 142V140H258ZM258 141H257V143H258ZM52 142H54V141H52ZM57 142H58V141H56V143H57ZM128 142H129V140H128ZM164 142H165V139L163 140V144H165ZM167 142H168V141H167ZM167 142H166V143H167ZM241 142L243 143V141H241ZM241 142H240V143H241ZM38 143H39V142H38ZM38 143H36V144H38ZM66 143L69 144L68 142H66ZM66 143H65V144H66ZM130 143H131V142H130ZM168 143H169V142H168ZM225 143H226V142H225ZM225 143H224V144H223V142L221 143V146H223V148H224V146H225ZM228 143H229V142H228ZM244 143H247V142H244ZM244 143H243V144H244ZM251 143H250V144H251ZM257 143H255V144H257ZM262 143H263V142H262ZM16 144H17V143H16ZM18 144H17V146H18ZM40 144H42V141L40 142ZM43 144H44V142H43ZM48 144H47V145H48ZM52 144H53V143H51V145H52ZM67 144H66V145H67ZM94 144H93V145H94ZM119 144H120V145H119ZM126 144H127V143H126ZM149 144H150V145L152 144V146L150 147ZM188 144H189V143H188ZM209 144H210V142H209ZM222 144H223V145H222ZM243 144H241L242 146H241V145H239V146H241L242 150H245V148L248 146V145H247L248 143H247L246 145L244 144L246 147H245V146L243 147ZM250 144H249V145H250ZM13 145H15L14 142H13ZM57 145H58V143H57ZM109 145H110V144H109ZM131 145H132V143H131ZM169 145H170V144H169ZM195 145H196V144H194V148H192V149H196V148H195ZM233 145H235V144H233ZM252 145H253V144H252ZM20 146H22V147H21V150H22V148L27 147V146L29 147L30 145H26V144L22 143V145H20ZM23 146H24V147H23ZM53 146H54V145H53ZM53 146L50 147V149H53V150H54V151L52 150L53 153L55 152V153H57V155H60V156H64V154H63L62 152H66V154H67V152L69 151V150H68V151H65V150L68 149L69 147L65 149L64 146H62V147H63V150H61L62 147L59 146L60 149L58 150V147H53ZM55 146H56V145H55ZM68 146H69V145H68ZM81 146H82V144H81ZM91 146H92V145H91ZM112 146H113V145H112ZM112 146H111V147H112ZM115 146H114V148H115ZM124 146H125V145H124ZM127 146H128V144H127ZM160 146H161V145H160ZM160 146H159V147H160ZM171 146H173V145H171ZM191 146H192V145H191ZM197 146H198V145H197ZM213 146H215V145H213ZM229 146H231L230 143H229ZM229 146H228V147H229ZM236 146H237V145H236ZM12 147H14V146H12ZM30 147H31V146H30ZM108 147H109V146H108ZM181 147H183V146H181ZM185 147H186V144H185ZM231 147H232V146H231ZM0 148H1V147H0ZM14 148H16V146H15ZM14 148H13V149H14ZM96 148H97V149L99 148V150L95 152ZM109 148H110V147H109ZM114 148H113V149H114ZM128 148L130 149L131 147H128ZM128 148H127V151H128ZM133 148H134V147H133ZM173 148H174V147H172V148L170 147V149H173ZM178 148H179V147H178ZM183 148H184V147H183ZM203 148H204V147H203ZM206 148H208V146H207ZM234 148H235V147H232L231 149L234 150ZM243 148H244V149H243ZM252 148H253V146H252ZM89 149H90V148H89ZM89 149H88L87 151H89ZM94 149H95V150H94ZM113 149L111 150V152L113 151ZM116 149H117V148H116ZM116 149H115V151H116ZM122 149H124V148H121V149L119 148V150H121V151H122ZM145 149H146V150H145ZM162 149L165 151L164 146H163ZM211 149H212V148H211ZM211 149L209 150V154L212 153V152H211V151H212ZM221 149H222V148H221ZM227 149H228V148H227ZM227 149H226V150H227ZM231 149H229V150H231ZM235 149H237V147H236ZM11 150H12V149H11ZM18 150H19V149H18ZM25 150H27V149H25ZM28 150H30V149H28ZM28 150H27V151H28ZM34 150H35V148H34ZM47 150H48V149H47ZM119 150H118V151H119ZM130 150H131V149H130ZM137 150H136V151H133V152H138ZM160 150H161V149H160ZM163 150H162V151H163ZM174 150H175V148H174ZM177 150H178V149H177ZM180 150H181V149H180ZM183 150H184V149H183ZM196 150H197V149H196ZM214 150H215V148H214ZM226 150H224V151L226 152ZM233 150H232V151H233ZM246 150H247V149H246ZM246 150H245V152H246ZM12 151H13V150H12ZM12 151H11V152H12ZM16 151H17V150H16ZM16 151H15V152H16ZM30 151H31V150H30ZM57 151H60V152H57ZM82 151L85 152L84 150H82ZM105 151H106V150H105ZM115 151H114V152H115ZM155 151H156V150H155ZM166 151H167V152H168V151H171V154H172V152H173L172 150H169V149H168V146H167V150H166ZM166 151H165V152H166ZM191 151H192V153H190V155H189V152H191ZM217 151H218V150H217ZM217 151H216V152H217ZM222 151H223V150H222ZM232 151H228V152H232ZM253 151H254V150H253ZM22 152H23V151H22ZM116 152H117V151H116ZM159 152H160V151H159ZM174 152H175V151H174ZM179 152H180V151H179ZM181 152H182V150H181ZM181 152H180V153H181ZM189 152H188V155H189L190 157H193V156L195 155V153H198V152H195V153H194V150H190ZM204 152H205V150H204ZM216 152L213 153L212 155H208V154H207L208 156H211L210 159H208L209 157H207V159L210 160L211 162H213L212 164H209V165H212V167H214V165H215V162H214V161H216V160H217L216 163L218 162L219 165H220V163H221V162H220V160H221L220 158H221L222 156H220L219 153H217V154H219V155H217ZM218 152H219V151H218ZM225 152H224V153H225ZM228 152H226L225 154H227ZM241 152H243V151H241ZM249 152H250V151H249ZM249 152L247 151L246 154L243 153V158H244V160H246V157L249 156ZM254 152H255V151H254ZM28 153H29V152H28ZM55 153H54V154H55ZM59 153H60V154H59ZM61 153H62V154H61ZM68 153H69V152H68ZM71 153H72V152H71ZM90 153H91V154H90ZM92 153H94L95 155H93ZM99 153H100V152H99ZM117 153H119V152H117ZM129 153H130V152H129ZM138 153H139V152H138ZM162 153H164V152H162ZM184 153H186V152L183 151L182 154H184ZM222 153H223V152H222ZM239 153H240L239 150L237 151V153H236V152H235V154L233 153V154L231 155V158H232V157H234V159H236L237 157L239 158V157H240V154H239ZM14 154H15V153H14ZM14 154H13V155H14ZM33 154H34V155H33ZM35 154H36V153H30V155H33V156H35V157H37V158H38L37 155H39V157H40V155H41V154H39V153H37L36 155H35ZM42 154L45 155L46 153H42ZM48 154H49V155H48ZM48 154H46V156L41 155V156H42V157H40L41 160H42L43 157H44V159H47V158H50V157H52V159H53V157L56 155V154H55V155H51V156H50V152H48ZM66 154H65V155H66ZM109 154H110V153H109ZM111 154H112V153H111ZM114 154H115V153H113V155H114ZM141 154H142V153H141ZM160 154H161V153H160ZM173 154H174V153H173ZM175 154H176V152H175ZM177 154H178V153H177ZM182 154H181V155H182ZM236 154H238V155L235 156ZM247 154H248V156H246ZM258 154L260 155V151L258 152ZM13 155H12V156H13ZM30 155H29V157H28V155L26 156L27 158H29L28 160H27V158H26V160H27L28 162L26 161V163H25V161H24V164H26V166H27L28 163H29L28 167L31 166V165H30V158H31V160H32V157H31ZM57 155H56V156H57ZM72 155H73V154H72ZM81 155H82V154H81ZM113 155H110V156H113ZM131 155H132V154H131ZM131 155H130V157H131ZM138 155H139V154H138ZM188 155H187V156H188ZM253 155H255V154H253ZM47 156H48V157H47ZM102 156H104V155H102ZM119 156H120V155H119ZM122 156H123V155H122ZM133 156H134V158H135V157H136V153H135L134 155H132V157H133ZM143 156H142V158H144ZM182 156H183V155H182ZM226 156H227V155H226ZM226 156H225V157H226ZM244 156H245V157H244ZM35 157H34V158H35ZM45 157H46V158H45ZM79 157H80V156H79ZM117 157H118V156H117ZM138 157H140V156H138ZM178 157H179V155L176 157V159H177ZM198 157H199V158H202V157L199 156V154H198ZM225 157H224V158H225ZM235 157H236V158H235ZM255 157H256V156H255ZM6 158H7V157H6ZM9 158H10V157H9ZM54 158H55V157H54ZM62 158H63V157H62ZM111 158H115V157H111ZM136 158H137V157H136ZM142 158H141V159H142ZM195 158H196V157H195ZM238 158H237V161H236V162L234 161V165H233V161H232V160H230V159H228V158H225L226 161H230L229 163H227V162L225 161V163H227V165H229V168H228V167H224V168H222V170L226 168V169H228V171H229V169H230V163H231L233 166H235L234 168H232V165H231V168H232L231 171H235V170L238 171L239 168L237 169V167H236V163H237L238 165H239V163L241 164V163H242V160L240 161V159H241L242 157H241L240 159H238ZM258 158H259V156H258ZM21 159H22V158H21ZM44 159H43V160H44ZM74 159H75V158H74ZM100 159H101V158H100ZM118 159H120V158H118ZM124 159H125V158H124ZM124 159H123V160H124ZM131 159H132V158H131ZM176 159H174V160L176 161ZM178 159H179V158H178ZM181 159H182V158H181ZM187 159H189V157H188ZM192 159H193V158H192ZM211 159H212V160H211ZM213 159H214V160H213ZM249 159H250V158H249ZM39 160H40V159H39ZM65 160H66V159H65ZM69 160H70V159H69ZM79 160H80V162L82 163V165H83V163H85V159H79ZM94 160H97L96 157L94 158ZM144 160H146V158H144ZM144 160H142V162H145ZM148 160H149V159L146 160V163H145V165H144L143 168L140 166L141 163H140V160H139L138 165L141 167V169H143L142 171H144V169H145V167H146V165H147ZM153 160H154V159H153ZM179 160H180V159H179ZM197 160H198V159H197ZM199 160L201 161V159H199ZM238 160H239V162H238ZM252 160H253V157H252ZM254 160H255V158H254ZM67 161H68V160H67ZM72 161H73V160H72ZM83 161H84V162H83ZM87 161H88V159H87ZM108 161H109V159H107V162H108ZM116 161H117V160H115V162H116ZM137 161H138V160H137ZM154 161H155V160H154ZM154 161H153V162H154ZM203 161H204V160H203ZM203 161H202L201 163H203ZM231 161H232V162H231ZM262 161H263V160H262ZM14 162H15V161H14ZM77 162H78V161H77ZM77 162H76V163H77ZM80 162H79V163H80ZM97 162H98V161H97ZM99 162H100V161H99ZM99 162H98V163H99ZM109 162H110V161H109ZM109 162H108V163H109ZM113 162H114V161H113ZM173 162H174V161H173ZM176 162H177V161H176ZM179 162H180V161H179ZM179 162H178V163H179ZM198 162H199V161H198ZM204 162H205V161H204ZM211 162H210V163H211ZM245 162H247V161H245ZM9 163H10V162H9ZM12 163H13V161H12ZM41 163H43V162H41ZM45 163L47 164L48 162H45ZM81 163H80V164H81ZM93 163H94V162H93ZM124 163H125V160H124ZM155 163H156V162H155ZM178 163H177V164H178ZM187 163H188V160H187ZM205 163L207 164V162H205ZM225 163H224V165H226ZM0 164H1V163H0ZM13 164H14V163H13ZM24 164H23L22 166H25ZM37 164H38V163H37ZM39 164H40V163H39ZM77 164H78V163H77ZM80 164H78V168H79V166H80V167L82 166V165H80ZM96 164H97V163H96ZM96 164H95V165H96ZM105 164H106V163H105ZM113 164H114V163H113ZM120 164H121V163H120ZM158 164H159V163H158ZM174 164H175V163H174ZM182 164H183V163H182ZM182 164H181V165H182ZM243 164H245V163L243 162ZM8 165H9V164H8ZM8 165H6V167L3 166L4 168H3L2 170H5V168H8ZM11 165H12V164H11ZM41 165H42V164H41ZM102 165H103V164H102ZM122 165H123V164H122ZM151 165H152V164H151ZM183 165H184V164H183ZM191 165H193V164H191V162H190V166H189V167L187 166V167H188V168H191V167H192ZM227 165H226V166H227ZM246 165H247V164H246ZM260 165H261V164H260ZM12 166H13V165H12ZM16 166H17V164H16ZM42 166H43V165H42ZM54 166H55V165H54ZM72 166H73V165H72ZM72 166H71V164L68 165V167H69V168L71 167V169H69V168L66 167V168L63 169L62 172H60V173H63V171H65V170H68L67 173L70 172L69 170H72V171H73L72 168H74V166L76 167V164H74L73 167H72ZM96 166H97V165H96ZM117 166H119V165H116V167H117ZM124 166H125V164H124ZM134 166H135V169L133 168L134 170H139V169H136V165H134ZM165 166H166V165H165ZM174 166H175V165H174ZM176 166H177V165H176ZM193 166H194V165H193ZM199 166H200V165H199ZM250 166H251V165H250ZM1 167H2V166H0V169H1ZM9 167H10V165H9ZM32 167H33V166H32ZM58 167H59V166H58ZM83 167H88V168H90L89 165H88V166H86V165L84 166V165H83ZM177 167H178V166H177ZM177 167H176V168H177ZM181 167H182V166H181ZM187 167H185V168H187ZM200 167H201V166H200ZM247 167H248V166H247ZM260 167H261V166H260ZM10 168H11V167H10ZM41 168H42V170H43V167H41ZM78 168H77V167L74 168L75 170H74L73 172L76 173V172L78 171V170L76 171V169H78ZM88 168H87V169H88ZM129 168H130V166H129ZM129 168H128V169H129ZM138 168H139V167H138ZM151 168L153 169L154 166L152 165ZM160 168H161V167H160ZM169 168H170V167H169ZM171 168H172V167H171ZM188 168H187V169H188ZM203 168H204V167H203ZM208 168H209V167H208ZM218 168H219V166H218ZM250 168H251V167H250ZM258 168H259V167H258ZM26 169H27V168H26ZM109 169L111 170L110 166H109ZM109 169H108V171H109ZM114 169H115V168H114ZM114 169H113V170H114ZM152 169H151V170H152ZM191 169H194V170H195V168H191ZM191 169H190V170H191ZM204 169H205V168H204ZM209 169H210L209 172H213V171H214V170L212 171L211 168H209ZM216 169H217V165H216ZM216 169H215V170H216ZM226 169L223 170V171H225V173H226ZM233 169H235V170H233ZM254 169H255V168H254ZM2 170H1V171H2ZM35 170H36V169H34V172H35ZM91 170H92V169H91ZM94 170H95V169H94ZM94 170H92V171H94ZM102 170H103V169H101V170L99 169V170H97V171H99V173H100ZM113 170H112L111 172H113ZM179 170H181V169H179ZM197 170H198V169H197ZM199 170H200V169H199ZM240 170H241V169H240ZM245 170H246V169H245ZM248 170H249V169H248ZM12 171H14V170H12ZM12 171L10 170V173H11ZM39 171H40V169H39L37 172H39ZM105 171H107V170H105ZM115 171L117 172V170H115ZM175 171H176V170H175ZM228 171H227V172H228ZM249 171H251V169H250ZM249 171H248V173H249ZM254 171H255V170H254ZM24 172H25V171H24ZM27 172H28V171H26L25 173H27ZM73 172L69 173V175H70V174H73ZM131 172H132V171H131ZM131 172H130V173H131ZM145 172H146V169H145ZM151 172H152L153 174L150 173V172H149V174H152L153 177H154V176L159 177V176L157 175V173L155 174V170H154V172H153V171H151ZM161 172H162V170H161ZM183 172H184V171H183ZM202 172H203V171H202ZM218 172H219V171H218ZM221 172H222V171H221ZM221 172H220V173H221ZM251 172H252V171H251ZM1 173H2V172H1ZM32 173H33V171H31V173L28 172V173H27L28 176H27V175H25L24 173H22L21 171L17 170V171H15L14 173L6 174L5 176H3V177L0 178V202H2L4 199H5V201L7 200L6 196H7L8 188H11V187H13V186H14L15 188H17V187L19 186L18 184H20V185H22V186H21V187H18L16 190H19V191H20V190L22 189V187H23V189H24V187L28 188L26 191H24V192L22 193V196L19 195V198H20V199H19V201H18V203H17L18 206H19V205L21 206V204L23 205V207L26 206V205L30 206V208L27 209L28 211L25 210V211H27V212H25V213L22 214L23 216H22L21 214H20V216H18V217H21V216H22V218H20V219H23V221L17 218L18 220L22 221V223H20V225H18L19 223H16V224L18 225L17 227L20 229L19 232H20V231H21V232L23 231L22 233H24L25 231H27V228H28V230H29V229H31V227L34 226V225H32V224H31V226L28 225V223H29L28 220L30 221V218H33V217H31V216H33L34 213H35V211L33 212V209L36 210V212H38V211H37L38 209H36V208H37L39 205L41 206V204H43V202L47 199L46 196L48 197V199L50 198V200L53 198V197L51 198V196L49 197L48 194H46V193H45L46 195H44V192H42L41 196L43 195L42 197H43V198H46V199L43 200V201H40V200H42L41 197H40L39 202H34V200L36 199L35 194H37V195L39 194V193H38V189H39L40 187H39L38 189H36V188H37V185H36L37 183H36L35 181H34V182H35L36 184H34V185H35L36 188H35L34 186L32 187L31 181H32V177H33V175L35 174V173H33V174H32ZM67 173H65L66 178H67V179H69V178L71 179V178H72V181H74V177H75V176L73 175V177H72V176L70 175L71 177H69V176H67ZM87 173H88V172H87ZM99 173H97V174H99ZM101 173H102V172H101ZM101 173H100V174H101ZM105 173H107V172H105ZM109 173H110V171H109ZM122 173H123V172H122ZM122 173H121V174H122ZM133 173H134V172H133ZM133 173H132V175H131V178H133V177H132V176L134 175ZM142 173H143V172H142ZM169 173L171 174V172H169ZM179 173H180V171H179ZM181 173H182V172H181ZM181 173H180V174H181ZM215 173H217V172H215ZM215 173H214V174H215ZM222 173H223V172H222ZM238 173H239V172H238ZM240 173L243 174L242 170L240 171ZM240 173L237 174L236 176H238V175L241 176L242 174H240ZM254 173H255V172H254ZM257 173H258V172H257ZM257 173L255 174L256 176L259 174V173H258V174H257ZM2 174H3V173H2ZM97 174H96V175H97ZM124 174L128 175V172L126 173V172L124 171ZM143 174H146V173H143ZM172 174H173V173H172ZM177 174H178V173H177ZM180 174H179V175H180ZM182 174H183V173H182ZM207 174H208V172H207ZM209 174H210V173H209ZM245 174H246V173H244L243 175H245ZM75 175H76V174H75ZM136 175H137V174H135V177H134L133 180H135L136 177L138 176V175H137V176H136ZM161 175H162V173H161ZM166 175H167V174L165 173V176H166ZM198 175H199V174H198ZM223 175H224V173L221 174V175H219V176H223ZM228 175H229V174H228ZM255 175H254V176H255ZM104 176H105V178H106V175H103V177H104ZM143 176H145V175H143ZM146 176H147V175H146ZM149 176L152 177L151 175H148L147 179L150 178ZM167 176H169V175H167ZM172 176H173V175H172ZM206 176H209V175H206ZM213 176H214V175H213ZM224 176H225V175H224ZM249 176H250V174H249ZM249 176H248V178H249ZM251 176H252V174H251ZM42 177H43V176H42ZM96 177H97V176H96ZM96 177H95V179L100 178L101 176L98 175V177H97V178H96ZM126 177H127V176H126ZM128 177H129V176H128ZM177 177H178V176H177ZM215 177H216V176H215ZM229 177H230V178H231V177L233 178V175L230 174ZM234 177H235V176H234ZM242 177H243V176H242ZM261 177H262V176H261ZM49 178H50V177H49ZM49 178H48V180H50ZM56 178H57V177H56ZM105 178H104V179H105ZM108 178H109V177H108ZM129 178H130V177H129ZM140 178H142V177H140ZM166 178H167V177H166ZM169 178H170V177H169ZM193 178H194V177H193ZM210 178H211V177H210ZM219 178H221V177H219ZM248 178H247V180H248ZM42 179H43V178H42ZM42 179H41V177H40L41 182H42ZM63 179H64V178H63ZM63 179H61V180H63ZM70 179L67 180V181L70 182V181H71ZM89 179L91 180V177H90ZM89 179L87 180V183H88V181H90ZM95 179H94V180H95ZM101 179H102V178H101ZM123 179H124V178H123ZM147 179H145V180L148 182ZM151 179H152V178H151ZM153 179H154V178H153ZM167 179H168V178H167ZM177 179H178V178H177ZM177 179H176V181L181 180V182H182V180H184V177H183V179H182V177H181V179H178V180H177ZM228 179H229V178H228ZM234 179H235V178H234ZM51 180H52V178H51ZM51 180H50V181H51ZM61 180H60V181H61ZM84 180H85V179H84ZM140 180H141V179H140ZM199 180H200V179H199ZM204 180H205V179H204ZM220 180H221V179H220ZM253 180H254V179H253ZM46 181H47V180H46ZM46 181H45V182H46ZM54 181H55V180H54ZM64 181H65V180H64ZM98 181L100 182V180H98ZM98 181H95V182L98 183ZM102 181H103V180H102ZM106 181H108V180H105V182H106ZM110 181H112V180H111V177H110L109 182H110ZM114 181H115V180H114ZM124 181H125V182H124ZM124 181H123V182H124L125 184H124L123 182L121 183L120 181H119V182L117 181V184H116L115 182L112 181V182H113V185H109V187H110V186H112V187L115 186V187H113L114 189H112V187H110V188L114 191V190H115L116 188H118L119 186H123V184L125 185L124 187L128 186V185H126V183L128 184V181H127V180H124ZM135 181H136V180H135ZM135 181L131 182V179H130V184L132 185V183H135ZM146 181H143V182L146 184ZM151 181H152V180L149 179V182H151ZM170 181L173 183L172 180H170ZM187 181H188V180H187ZM189 181H190V180H189ZM209 181H211V180H209ZM209 181H208V185L210 184ZM218 181H219V179H218ZM218 181L216 180L215 183L217 184ZM229 181H230V179H229ZM259 181H261V180H255V182H257V183H256V186L260 185V184H258ZM48 182H49V181H48ZM79 182H81V181H79ZM85 182H86V181H85ZM149 182H148V183H149ZM166 182H167V181H166ZM171 182H169V183H171ZM219 182H220V181H219ZM238 182H240V181H238ZM252 182H253V181H252ZM56 183H57V182H56ZM56 183H53V182L51 181V184H49V183L46 182V183H45V184H46V189H47V188L50 189V185H51V187H52L51 189H52V190H50V191H54V192H56L58 189L61 188V187H60V188H57V190H56V188L54 187L55 189H53V186L56 185ZM59 183H60V182H59ZM61 183L63 184V182H61ZM61 183H60V184H61ZM70 183H71V182H70ZM87 183L83 185V186H86V187H87V188H86L87 193H86V192H83V191H85V188H84V190L82 191V192H83L82 195H84V193H85V194H88V195H86V196H88V198H90V201H91L92 198L89 197V191H88V187H89V186H90V189H91L90 192H91L92 195H93V194L97 195L98 193L100 194L99 190H100L101 187H102V188H101L102 191H104L105 189H107V190L109 189V188H105V187H104V190H103V186H102V184L100 183V184H97V185H98V188H99V186H101V187H100L98 190L96 189V190H95L96 193H95V191L92 190L91 187H93V189H95L94 186L96 185V183H95L94 186H93V185L91 186V184L87 186ZM90 183H91V181H90ZM102 183H104V182H102ZM114 183H115V184H114ZM118 183H119V184L121 183V184L118 186ZM148 183H147V185H144V187H146V188H143L144 190L146 189L144 192H143V189L140 188V186H139V189H138V190L142 193V196L144 195V196L146 197V191L148 190V187L154 186V185L156 184V183L154 184V183L152 182L154 185L148 186ZM160 183H161V182H160ZM160 183H159V185H160ZM169 183H168V184H169ZM189 183H190V182H189ZM191 183H192V182H191ZM220 183H221V182H220ZM260 183H261V182H260ZM42 184H43V183H42ZM47 184H48V185H47ZM53 184H54V185H53ZM88 184H89V183H88ZM107 184H108V183H106V186H107ZM110 184H112V183H110ZM149 184H150V183H149ZM168 184H167V186H168ZM199 184H200V183H199ZM216 184H215V185H216ZM249 184H250V183H249ZM253 184H254V183H252V185H253ZM52 185H53V186H52ZM97 185H96V188H97ZM103 185H104V184H103ZM116 185H117V186H116ZM134 185H135V184H134ZM157 185H158V183H157ZM161 185H162V183H161ZM190 185H191V184H190ZM190 185H189V186H190ZM212 185H213V184H212ZM218 185H219V184H218ZM56 186H57V185H56ZM60 186H61V185H60ZM64 186H66V184H64L63 187H64ZM80 186H81V185H80ZM147 186H148V187H147ZM155 186H156V185H155ZM191 186H192V185H191ZM202 186H203V185H202ZM202 186H201V187H202ZM209 186H210V185H209ZM209 186H208V187H209ZM219 186H220V187L215 186V187L217 188V190H219V191H221V192L226 191V189H225L224 191H223V189H221V187H222V188H226V187H223L222 184L219 185ZM228 186H229V185H228ZM243 186H245V185H243ZM256 186H253V187H256ZM124 187H123V188H124ZM136 187H137V186H136ZM159 187H160V186H159ZM170 187H171V184H170ZM178 187H179V186H178ZM178 187H176V188H178ZM180 187H181L180 190H182V188L184 189V187H186V186H183V187H182V185H180ZM205 187H207V186H205ZM211 187H212V189H213V186H210V188H211ZM258 187H260V186H258ZM258 187H257V189L260 190L261 188H258ZM19 188H20V189H19ZM44 188H45V185H44ZM44 188H43V189H44ZM133 188L135 189V186H134ZM151 188H152V190H153V187H151ZM167 188H169V186H168ZM176 188H175V189H176ZM190 188H191V187H189V191H191ZM202 188H203V187H202ZM202 188H200V189H202ZM210 188H209L208 190H210ZM23 189H22L21 191H23ZM46 189H44L45 192L47 191L48 193H50L49 190H48V189L46 190ZM81 189H82V188H81ZM119 189H120V188H119ZM126 189H127V188H126ZM141 189H142V191H141ZM160 189H161V188H159V190H160ZM187 189H188V188H187ZM212 189H211V190H212ZM220 189H221V190H220ZM11 190H12V189H11ZM11 190L9 191L10 194L13 192V190H12V191H11ZM16 190L14 189V191H15V192H13L14 196H15V194H19L18 191L16 192ZM62 190H63V189H62ZM101 190H100V191H101ZM112 190H111V191H112ZM116 190H118V189H116ZM116 190H115L114 195H115L116 192H117ZM121 190H122V189H120L119 192H120ZM129 190H130V189H129ZM136 190H137V189H136ZM136 190H134V194H135ZM159 190H158V191H159ZM208 190H207V192H208ZM211 190H210V191H211ZM240 190H241V189H240ZM242 190H243V189H242ZM255 190H256V189H255ZM36 191H37V192H36ZM41 191H42V190H41ZM59 191H60V190H59ZM92 191H94V193H92ZM126 191H127V190H126ZM139 191H138V193H139ZM150 191H151V190H150ZM165 191H166V190H165ZM170 191H171V189L169 188V192H170ZM184 191H185V190H184ZM212 191L215 192V188H214ZM212 191H211V192H212ZM219 191H218V192H219ZM250 191L252 192V190H249V192H250ZM253 191H254V189H253ZM73 192H74V191H73ZM82 192H81V193H82ZM108 192L111 193L110 191H107L106 193L109 194ZM159 192H160V191H159ZM167 192H168V190H167ZM178 192H179V190H178ZM194 192H195V191H194ZM194 192H193V193H194ZM207 192H206V193H207ZM255 192H256V191H255ZM261 192H262V191H261ZM20 193H21V192H20ZM51 193H52V192H51ZM56 193H57V192H56ZM101 193H105V191H104V192H101ZM106 193H105V197H106V195H107ZM112 193H113V192H112ZM120 193H121V192H120ZM124 193H125V192H124ZM130 193H131V192H130ZM143 193H144V194H143ZM150 193H151V192H150ZM150 193H149V194H150ZM197 193H199V192H196V194H197ZM215 193L217 194V192H215ZM253 193H254V192H253ZM253 193H252V194H253ZM10 194H8V195L10 196ZM53 194L55 195V193H53ZM53 194H52V195H53ZM57 194H58V193H57ZM77 194H78V193H77ZM118 194H119V193H118ZM126 194H127V195H126ZM126 194H125L126 196L123 197V198H121L122 196H121V197L119 196L120 199H119L118 197H117V198H118V199H117L116 196H115V200L117 199V200H118V203H119V205L117 204V206H120V208L118 207V209H119V210L121 209V211H125V209H127V207H128V208H130V210H129V211H130V212H129L130 215H131L132 211L134 212V213L132 214V216H133L134 214L136 215L137 212H138V209L140 210V208H142V207H140V205L138 204L139 201L136 202L137 205H135V207H138V205H139L140 208L138 207V208L136 209V208L134 207L135 210H134V209L131 210V208H133V206H132V205H129V204H130L129 202H130V200L132 199L131 203L136 204V203L133 202V201H134L136 198H138L139 196L137 195L138 197H136V198L134 199V196H132V197H133V198H132V197H131L132 194H131V195H130V198H131V199L129 200V196H128L129 194H128V192H126ZM136 194H137V193H136ZM147 194H148V193H147ZM166 194H167V193H166ZM176 194H177V192H176ZM182 194H183V192L179 193V195H182ZM202 194H203V193H202ZM209 194H210V193H209ZM211 194H212V193H211ZM224 194H226V193L224 192ZM249 194H250V193H249ZM256 194H257V195H261V194H258V192H257ZM262 194H264V193L262 192ZM37 195H36V196H37ZM58 195H59V194H58ZM65 195H66V194H65ZM92 195H90V196H92ZM102 195H103V194H102ZM112 195H113V194H112ZM116 195H117V194H116ZM140 195H141V194H140ZM155 195H156V193H155ZM161 195H162V194H161ZM190 195H191V194H190ZM190 195H187V196L190 197ZM217 195L220 196V194H217ZM227 195H228V197H229V194H227ZM227 195H225V196H227ZM246 195H247V194H246ZM254 195H255V194H254ZM257 195H256V197H258ZM99 196H100V195H99ZM144 196H143V197H144ZM166 196H167V195H166ZM194 196H195V195L193 194V197H194ZM200 196H201V195H200ZM219 196H218L217 199H216V198H214V199H216V201L219 200ZM249 196H250L249 199H250L251 201H252V199L255 197V196H254L253 198H251V197L253 196V195H251V194H250ZM262 196H263V195H262ZM262 196H261L260 204H261V202H262V204H263V200H264V199H262V198H264V197H262ZM17 197H18V196H17ZM17 197H15V198H13V199H15V201H16V198H17ZM56 197H57V195H56ZM82 197H83V196H82ZM100 197H101V196H100ZM111 197H112V196H111V194H110V199H111ZM153 197H154V196H153ZM156 197H157V196H156ZM177 197H178V196H177ZM177 197H176V201H178V198H181V197H178V198H177ZM193 197H192V198H193ZM202 197H203V196H202ZM205 197H206L207 199H208V198L210 199V201L208 200V202L206 201V200H207V199H206L205 202H207V203H211V202H212L211 204H208V205L206 204V205H207L208 207H210V208H206V206H204V207L206 208V209H204V208L201 206V204L199 203V204H200V205L198 204L199 207H197V206H196V207L201 209V210H200V209H197V210H200V212L203 213V215L197 212V216H196V218H195V217H193V218H195L196 220L198 219V221H196V222L192 221V222L195 223V224H193V225H197V224L199 223V221H204V220H205L206 222H209V223H210L211 220H212V219H210V217H211V218H212V216L219 217V216L222 214V209H223V208L220 209V210L218 209V210H219V212H218L217 207H216V206H219V205H217V204H220V203H218V201H217V202H216L217 204H216V206H215V200H214L212 197H210V196L208 197V194L205 195ZM215 197H216V196H215ZM221 197H223L225 200H227V198H225V197L223 196V193H222V196H221ZM230 197H231V196H230ZM246 197L248 198V196H246ZM84 198H85V195H84L83 199H84ZM88 198H87V200L89 201ZM147 198H148V197H147ZM154 198H155V197H154ZM154 198H153V201L155 200ZM163 198H164V197H163ZM168 198H169V196H168ZM8 199H9V198H8ZM10 199H11V198H10ZM10 199H9V200H10ZM48 199H47V200H48ZM68 199H69V197H68ZM95 199H97V198H95ZM101 199H102V198H100V200H101ZM104 199H105V198H104ZM133 199H134V200H133ZM140 199H141V198H139V200H140ZM169 199H170V198H169ZM169 199H167V201H168ZM172 199H175V196H173ZM181 199H182V198H181ZM186 199H187V198H186ZM211 199H212L213 201H211ZM231 199H232V198H231ZM256 199H257V198H256ZM36 200H37V199H36ZM53 200H55V199H52V202L50 201L52 204H51L50 202H48V204H49L48 206H50V204H51V205H52V208H53V205L55 204V203H54L55 201H53ZM57 200H58V199H57ZM61 200H62V199H61ZM69 200H70V199H69ZM75 200H76V199H75ZM79 200H80V199H79ZM87 200H86V198H85V201H86V202H87ZM100 200H98V202H99ZM115 200H114V201H115ZM144 200H145V199H144ZM147 200H148V199H147ZM179 200H180V199H179ZM189 200H190V199H189ZM247 200H248V199H247ZM250 200H249V202H250ZM15 201H13V203H14ZM48 201H49V200H48ZM59 201H60V200H59ZM85 201L82 200V202H83V203L81 204L82 207L84 206ZM114 201H113V202H114ZM142 201H143V200H142ZM150 201H151V200H150ZM157 201H158V200H157ZM159 201H160V200H159ZM170 201H171V199H170ZM170 201H169V202H170ZM174 201H175V200H174ZM174 201L172 200V202H174ZM176 201H175V202H176ZM180 201H181V200H180ZM191 201H192V200H191ZM191 201H190V202H191ZM227 201H228V200H227ZM231 201H232V200H231ZM243 201H244V199H243ZM19 202H20V203H19ZM41 202H42V203H41ZM67 202H68V201H67ZM91 202H92V201H91ZM91 202H90V203H87V204L85 203V204H86L85 208L87 207V205H88V206H89V205H92V207H93V206H94V207H97L95 204H91ZM100 202H101V201H100ZM100 202H99V203H100ZM109 202H110V201H109V199H108V203H109ZM115 202L117 203V201H115ZM161 202L163 203L164 201H162V199H161ZM178 202H179V201H178ZM178 202H177V203H178ZM183 202H185V201L183 200ZM203 202H204V200H203ZM213 202H214V203H213ZM228 202H229V201H228ZM240 202H241V201H240ZM240 202H239V204H240ZM4 203H5V202H3L2 206H3V205L5 206L6 203H5V204H4ZM34 203H36V205H37L38 203H41V204H38V206L35 205V207H36V208H35V207H34ZM92 203H93V202H92ZM108 203H107V204H108ZM152 203H153V202H152ZM177 203H176V204H177ZM195 203H196V202H195ZM254 203H256V200H255V202H254V200H253V204H254ZM9 204L11 205V200H10V203H9ZM24 204H25V205H24ZM103 204H104V203H103ZM149 204H151V203H149ZM176 204H175V205H176ZM189 204H192V203H189ZM213 204H214V206H215L216 208L213 207ZM242 204H243V203H242ZM242 204H241V206H243ZM262 204H261V205H262ZM7 205H8V204H7ZM7 205H6V206H7ZM10 205H9V206H10ZM17 205H16V206H17ZM101 205H102V204H101ZM108 205H109V204H108ZM141 205H142V204H141ZM161 205H162V204H161ZM178 205H181V204L179 203ZM211 205H212V206H211ZM261 205H260V207H263V206H264V204H263L262 206H261ZM0 206H1V205H0ZM6 206H5L4 208L7 209ZM16 206H15V207H16ZM18 206H17V208H19ZM32 206H33V208H31ZM43 206H45V205H43ZM46 206H47V205H46ZM70 206H71V205H70ZM129 206H132V207H129ZM149 206H150V205H148V208H149ZM158 206H159V205H157V207H158ZM200 206H201V207H200ZM220 206L222 207V204H220ZM220 206H219V207H220ZM226 206H228V205H226ZM230 206H231V205H230ZM237 206H239V205L237 204ZM244 206H245V205H244ZM244 206H243V207H244ZM253 206H254V205H253ZM253 206H250V207H253ZM255 206H256V204H255ZM82 207H81V209H82ZM110 207H112V205H111ZM115 207H116V205H115ZM178 207H179V206H178ZM211 207H213V208H211ZM219 207H218V208H219ZM235 207H236V206H235ZM235 207H234V209H233L234 211H233L232 209H229V210L233 211V217H231V219H233L234 217H236L234 220H231L230 218H228V221H229V219H230V222H229V224H228L229 226H230L234 221H238L239 219L236 220L237 218H239V217H237V216H241V213H242V212L239 213V210L237 209V207H236V210H235ZM250 207H249V210H248V211H252V210L254 209V207L251 208V209H250ZM258 207H259V206H258ZM258 207H257V208H258ZM260 207H259V208H260ZM49 208H51V207H49ZM49 208H46L45 213H46L47 210H49ZM52 208H51V209H52ZM107 208H108V207H107ZM154 208H156V207H154ZM231 208H232V207H231ZM247 208H248V206H247ZM20 209H23V208L20 207ZM31 209H32V210H31ZM51 209H50V210H51ZM54 209H56V210H54V211L56 212L57 209H60V208L55 207ZM87 209H88V208H87ZM108 209H109V208H108ZM142 209H143V208H142ZM144 209H145V208H144ZM159 209H160V208H159ZM183 209H184V208H183ZM203 209H204V212L202 211ZM209 209H210V210L213 209L215 215H213L214 213L212 214L211 212H210V213H211L212 215H210V213H209ZM239 209H240V207H239ZM2 210H3V209H2ZM18 210H19V209H18ZM42 210H43V209H42ZM42 210H39V211L42 212V213L39 212V214H40L41 217H42L41 219H43V220L48 219L47 217H49V215H51V214L48 215V213H46L48 216H47L46 214L44 215V213H43ZM62 210H63V209H62ZM110 210H112V209H110ZM114 210H115V209H114ZM146 210H147V208H146ZM146 210H145V211H146ZM152 210H153V209H152ZM194 210H195V209H194ZM215 210H217V211H215ZM225 210H226V209H225ZM237 210H238V213L236 212V214H234L235 211H237ZM16 211H17V210H16ZM23 211H24V210H23ZM70 211H71V210H70ZM115 211H116V213H117V207H116V210H115ZM115 211H114V213H115ZM121 211H119V213H121ZM127 211H128V210H127ZM135 211H137V212H135ZM156 211H157V210H156ZM185 211H186V210H185ZM257 211L262 212V211H261V208H260V209H257ZM257 211H255V213H256ZM48 212H49V211H48ZM79 212H80V211H79ZM79 212H78V213H79ZM142 212H143V211H141V214H143ZM166 212H168V209L166 210ZM192 212H193V210H192ZM195 212H196V211H195ZM205 212H207V213L205 214ZM220 212H221V214H220ZM246 212H247V211H246ZM11 213H12V212H11ZM26 213H27V214H26ZM32 213H33V214H32ZM49 213H50V212H49ZM56 213H57V212H56ZM65 213H66V212L64 211V214H65ZM69 213H70V212H69ZM81 213H82V212H81ZM96 213H97V212H96ZM112 213H113V212H112ZM119 213H117V214H118L117 217H119V215H120ZM125 213H126V214H129V213L126 212V211H125ZM158 213H161V212H158ZM164 213H165V212H164ZM185 213H186V212H185ZM188 213H190V211H189ZM208 213H209V214H208ZM224 213H225V212H224ZM230 213H231V212H230ZM251 213H252V212H251ZM251 213H250V214H251ZM255 213H254V214H255ZM0 214H1V213H0ZM18 214H19V212H18ZM24 214H25V215H24ZM42 214L45 216V219H44V216H43ZM126 214H124V213L122 214V213H121L122 216H123V215H126ZM193 214H194V213H193ZM198 214H200V215H198ZM204 214H205V215H204ZM216 214H219V215L216 216ZM243 214H244V213H243ZM250 214L248 213L247 215H250ZM254 214H253V216H254ZM260 214H261V213H260ZM35 215H36V213H35ZM35 215H34V216H35ZM65 215H66V214H65ZM70 215H71V214H70ZM100 215H101V214H100ZM160 215H161V214H160ZM208 215H210V216H208ZM234 215H235V216H234ZM245 215H246V214H245ZM255 215H257V214H255ZM258 215H259V214H258ZM29 216H30V217H29ZM52 216H53V215H52ZM56 216H57V215H56ZM56 216H55V217H56ZM67 216H69V215L67 214ZM111 216H112V215H111ZM165 216H166V214H165ZM185 216H186V215H185ZM190 216H192V215H190ZM199 216H200V218H199ZM204 216H206V218H207V217H208V218L205 219ZM115 217H116V216H115ZM117 217H116V219H120V218H117ZM120 217H121V216H120ZM128 217H129V216H127V215L124 216V218H125L124 220H126ZM162 217H163V216H162ZM242 217H243V215H242ZM242 217H241V218H242ZM247 217H248V216H247ZM247 217H245V220L242 219V221H243V222H244V221L247 222V219H248ZM256 217H258V216H256ZM260 217H261V216H260ZM260 217H259V218H260ZM36 218H37V217H36ZM71 218H72V217H71ZM135 218H136V217H135ZM154 218H155V217H154ZM159 218H160V217H159ZM189 218H190V217H189ZM202 218H204V219H202ZM220 218H223V217L220 216ZM246 218H247V219H246ZM41 219H40V217H39L37 221L41 222ZM54 219L56 220V218H53V220H54ZM69 219H70V218H69ZM121 219H122V221H124V220H123V217H121ZM129 219H130V217H129ZM132 219H133V217H132ZM162 219H163V218H162ZM162 219H159V223H161V222L163 221ZM166 219H168V216L166 217ZM166 219H165V220H166ZM171 219H175V218L173 217V218H171ZM190 219H191V218H190ZM195 219H191V220H195ZM199 219H200V220H199ZM201 219H202V220H201ZM208 219H209V221H207ZM218 219H219V218H218ZM253 219H254V218H253ZM263 219H264V217L262 218V220H263ZM18 220H17V221H18ZM32 220L35 221V218L32 219ZM32 220H31V221H32ZM43 220H42V222H41L40 225H39L40 229H41V226L45 228L46 224H45V226H44V222H46V223L48 222L47 220H46V221H43ZM160 220H161V222H160ZM176 220H177V219H175V220H171V221H170V219H169V224H170L171 222H173V221L175 222ZM180 220H181V219H180ZM220 220H221V219H219L218 221L221 223ZM240 220H241V219H240ZM17 221H16V222H17ZM20 221H19V222H20ZM117 221L119 222V220H117ZM132 221H133V220H131V222H132ZM152 221H153V220H152ZM156 221H157V220H156ZM213 221H214V220H212V222L210 223L211 226H212ZM231 221H233V222H231ZM253 221H254V220H253ZM56 222H57V221H56ZM66 222H67V221H66ZM128 222H129V220H128ZM147 222H148V221H147ZM176 222H177V221H176ZM192 222H191V223H192ZM256 222H257V220H256ZM261 222H262V221H261ZM32 223H34V222L32 221ZM114 223H115V222H114ZM120 223H123V222H120ZM137 223H138V222H137ZM144 223H145V222H144ZM164 223H166V222H164ZM167 223H168V222H167ZM177 223H178V222H177ZM187 223H188V221H187ZM202 223H203V222H202ZM202 223H199V224L202 226ZM204 223H205V222H204ZM209 223H207V224H209ZM220 223H218V224H220ZM224 223H225V222H224ZM224 223H222V224H224ZM244 223H245V222H244ZM244 223L241 224L240 227H242V228H240V229H244L243 227H245V229H247V227H246V224H247V223H246V224H244ZM2 224H3V223H2ZM21 224H23L24 226H25V225H26V226L28 225V226H27V227H26V226H25V227L23 226V228H21ZM29 224H30V223H29ZM38 224H39V223H38ZM47 224H48V223H47ZM126 224H128V223H126ZM129 224H130V223H129ZM140 224H141V222H140ZM140 224H139V227H140ZM151 224H152V223H151ZM151 224H150V227H151ZM174 224H175V223H174ZM174 224H172V225H173L172 227H174ZM179 224H180V223H179ZM207 224H206V223H205V225L203 224L204 227H205ZM215 224H216V220H215ZM222 224H221V225H222ZM243 224H244V225H243ZM252 224H253V222H252ZM254 224H255V223H254ZM261 224H262V223H261ZM110 225H111V223H110ZM116 225H117V224H116ZM119 225H120V224H118V226H119ZM163 225H164V224H163ZM167 225H168V224H167ZM200 225H197V226H196V230H195V228H194L195 226L193 227L194 229L191 227V229H189V230H193V231H192V232L189 231V233L191 232V234H193V238H192V235H188V236H187V238H188L187 240H188V241L185 240L186 243H187V245H188V244H191V245L193 244V245H194V246H192V248L194 247L193 250L196 249V248H197V245L200 243L199 245H201L202 248H199V247H198V248H199V250L201 249V251L204 250L205 253H204V251L201 252V253H200V251H199V252H198V253H199V254H198L199 256H200L202 253H203L204 255H206V250L203 248V244H204V245H205L206 243H210V244L212 243V244H214V243H213L214 241H212V240H213V236H212V235H216L215 233H213V231L211 232V231L208 230L207 228H203V227H202L203 229H201V226H200ZM247 225H248V224H247ZM250 225H251V224H250ZM262 225H263V224H262ZM4 226H5V225H4ZM29 226H30V227H29ZM53 226H54V225H52V227H53ZM129 226H130V225H129ZM135 226H136V225H135ZM146 226H147V225H146ZM165 226H166V225H165ZM165 226H164V227H165ZM177 226H178V224H177ZM198 226H200V227H198ZM207 226H208V225H207ZM234 226H235L236 228H235ZM237 226H238V225H237ZM237 226H236L235 223H234V225H232V227H231V230H232V231H233V230L235 231V229L237 230ZM255 226H256V225H255ZM13 227H14V224H13ZM13 227H12V228H13ZM49 227H50V226H46V229L42 228V230H40V231H43V229H44V232L49 231ZM57 227L60 228V226H57ZM125 227H126V226H125ZM131 227H133V226H131ZM131 227H129L128 230L126 229L127 232H128V234L130 233L129 231L132 229ZM156 227H157V225H156ZM158 227H159V226H158ZM166 227H167V226H166ZM166 227H165V228H166ZM169 227H170V226H168V228H169ZM197 227H198L199 229H198ZM233 227H234L235 229H234ZM252 227H253V226H252ZM15 228H16V226H15ZM18 228H17V229H18ZM24 228H26V229L24 230ZM126 228H127V227H126ZM151 228H152V227H151ZM153 228H154V227H153ZM168 228H167V229H168ZM218 228H219V227H217L216 233H217V231H218ZM222 228H224L223 225H222ZM226 228H227V227H226ZM238 228H239V227H238ZM261 228H262V227H261ZM263 228H264V227H263ZM17 229H16V230H17ZM33 229H34V227L32 228V230H33ZM51 229L53 230V228H51ZM136 229H137V226H136ZM140 229H142V228H140ZM157 229H158V228H157ZM162 229H163V228H162ZM176 229H177V228H176ZM197 229H198V231H197ZM204 229L208 232V233H207V236H208V237H206V238L204 237L205 240L208 239V240H207L208 242L205 241V240H203V239H204L203 237H200V238H198V239L196 238V239H197V242H199V243H197V242L190 243L191 240L196 241V240H195V236H196V234H198L199 230L202 231V230H204ZM228 229H230V228H228ZM34 230H35V229H34ZM54 230H55V229H54ZM62 230H63V229H62ZM132 230H133V232H134V228H133ZM150 230H151V229L148 228V232H147V233H149ZM152 230H153V229H152ZM155 230H156V228H155ZM164 230L166 231V229H164ZM164 230H163V231H164ZM171 230H172V229H171ZM171 230H170V231H171ZM183 230H184V229H183ZM183 230H181V232H182ZM231 230H230V232H229L228 235H227V233H226L224 236L227 235V236L231 237V236H230V234H231ZM262 230H263V229H262ZM13 231H14V230H13ZM29 231H30V230H29ZM104 231H105V230H104ZM107 231H108V230H107ZM107 231L105 232L106 234H107ZM118 231H119V229H118ZM139 231H140V230H139ZM146 231H147V230H146ZM175 231L178 232V230H175ZM175 231H174V232H175ZM195 231H196V233H195ZM201 231H200V232H201ZM209 231H210V232H209ZM214 231H215V230H214ZM222 231H223V230H222ZM241 231H242V230H241ZM241 231H240V233L242 234V236H244L243 234L246 233V231L243 230V231H242L243 233H242ZM244 231H245V232H244ZM19 232H18V230H17L16 233H19ZM21 232H20V233H21ZM34 232H35V231H34ZM52 232H53V231H52ZM55 232H57V230H56ZM133 232H132V233H133ZM156 232H157V230H156ZM161 232H162V231H161ZM202 232H204V231H202ZM219 232H220V231H219ZM238 232H239V231H238ZM14 233H15V232H14ZM25 233H26V232H25ZM25 233H24V234H25ZM72 233H73V232H72ZM103 233H104V232H103ZM132 233H131V234H132ZM184 233H185V232H184ZM184 233H183V234H184ZM194 233H195V234H194ZM209 233H210V234H209ZM253 233H254V232H253ZM253 233H252V234H253ZM24 234H23V235H24ZM106 234H105V236H106ZM128 234H127V236H128ZM135 234H137V233H135ZM157 234H158V233H157ZM175 234H176V233H175ZM178 234H180V231H179ZM178 234H177V235H178ZM183 234H182V235H183ZM211 234H212V235H211ZM218 234H219V233H218ZM218 234H217V236L219 237V236L221 235V233H220L219 235H218ZM223 234H224V231H223ZM23 235L19 234L18 236H21V238H23V237H22ZM25 235H26V234H25ZM31 235H32V234H31ZM35 235H36V234H35ZM69 235H70V234H69ZM71 235H72V234H71ZM140 235H141V234H140ZM147 235H148V234H147ZM150 235H151V234H150ZM173 235H174V234H173ZM231 235H233V234H231ZM238 235L240 236V234H238ZM13 236H14V235H13ZM16 236H17V235H16ZM53 236H54V235H53ZM74 236H75V235H74ZM105 236H104V237H105ZM124 236H125V235H124ZM124 236H123V237H124ZM171 236H172V235H171ZM171 236L169 235V237H171ZM174 236H175V235H174ZM203 236H204V235H203ZM209 236H212V237H211V238H212L211 240L209 239ZM236 236H237V235H236ZM263 236H264V235H263ZM54 237H55V236H54ZM56 237H57V236H56ZM56 237H55V238H56ZM61 237H62V236H61ZM115 237H116V236H115ZM123 237L121 236L122 239H123ZM125 237H126V236H125ZM133 237H134V239H136L135 236H133ZM141 237H142V236H141ZM141 237H140V238H141ZM161 237H162V236H161ZM176 237H177V236H176ZM180 237H181V236H180ZM189 237H190V238H189ZM254 237H257V235H255ZM254 237H253V239H254ZM259 237H260V236H259ZM15 238L18 239V237H15ZM15 238H13V240L11 239V241L9 242L11 245H12V243H11L12 241H13V243H14ZM128 238H129V237H128ZM130 238H132L131 235H130ZM146 238H147V240H149V241L151 242L150 239H152V238L149 239L148 236H147ZM178 238H179V237H178ZM202 238H203V239H202ZM224 238H227V237H224ZM237 238H239V237L237 236ZM240 238H242V237L240 236ZM246 238H248V237H246ZM161 239H162V238H161ZM180 239H181V238H180ZM180 239H178V240L181 241ZM201 239H202V240H201ZM257 239H258V238H257ZM107 240H108V239H107ZM109 240H110V239H109ZM115 240H116V239H115ZM115 240H114V241H115ZM139 240H140V239H139ZM147 240H145V241H147ZM155 240H156V239H155ZM155 240H152V242L155 241ZM162 240H163V239H162ZM172 240H173V239H172ZM178 240L175 239V241H178ZM243 240H244V239H243ZM251 240H252V239H251ZM61 241H62V240H61ZM123 241H124L126 244H128V242L125 241V239H124ZM137 241H138V240H137ZM149 241H148V242H149ZM159 241H160V240H159ZM159 241L157 240V244H158ZM185 241L183 240V242H185ZM201 241H202V242H201ZM210 241H212V242H210ZM222 241L224 242V241H226V240L223 239ZM259 241H260V240H259ZM110 242H111V241H110ZM120 242H121V241H120ZM120 242H119V243H120ZM148 242H147V243H148ZM161 242H162V241H161ZM165 242H166V241H165ZM165 242L163 241V246H164V247L167 245V243L164 244ZM183 242H182V243H183ZM188 242H189V243H188ZM204 242H205V243H204ZM223 242H221V243L223 244ZM239 242H241V241H239ZM113 243L115 244V242H113ZM125 243H124V244H125ZM134 243H135V242H134ZM134 243L131 244V242H130V245L132 246V247H131L132 249H133V246H134L133 244H134ZM177 243H178V242H177ZM196 243H197V244H196ZM226 243H227V242H225L222 246L224 247V245H227ZM235 243H236V242H235ZM235 243H234V244H235ZM241 243H242V242H241ZM256 243H257V241H256ZM256 243H253V244L255 245ZM258 243H259V242H258ZM258 243H257V246L259 245ZM120 244H121V243H120ZM124 244L122 245V248H124V247L126 246V244H125V246H124ZM152 244H153V243H152ZM155 244H156V242H155ZM155 244H153V245H155ZM157 244H156L155 246H153V247H155L153 250H155V249L158 250L157 247H158L159 245H157ZM159 244L162 245L161 243H159ZM172 244H173V243H172ZM242 244H243V243H242ZM261 244H263V243H261ZM118 245H119V244H118ZM118 245H117L116 247H117V249L119 250L120 245H119V246H118ZM130 245H129V244L127 245V250H128V249H129V250L131 249V248H129ZM135 245H137V244L135 243ZM182 245H183V244H182ZM191 245H190V246H191ZM207 245H209V244H207ZM215 245H216V244H215ZM215 245H214L213 248H215ZM237 245H238V244H237ZM263 245H264V244H263ZM14 246H15V245H14ZM17 246H18V245H17ZM25 246H27V244H26ZM64 246H65V245H64ZM150 246H151V245H150ZM156 246H157V247H156ZM168 246H171L169 242H168ZM168 246H167V248H169ZM175 246H177V244H175ZM175 246H174V245L171 246L170 249H171V250H172V248L174 249ZM185 246H186V244H185ZM219 246H220V245H219ZM222 246H220V247H222ZM239 246H240V245H239ZM242 246H243V245H242ZM244 246H245V245H244ZM250 246H252V245H249V247H250ZM62 247H63V246H62ZM142 247H143V246H142ZM164 247H163V249L160 248V250H161V249H162V250L167 249V248L164 249ZM178 247H179V246H178ZM217 247H218V246H217ZM223 247L220 248V249L224 251ZM232 247H233V246H232ZM240 247H241V246H240ZM254 247H256V245H255ZM10 248H11V247H10ZM125 248H126V247H125ZM134 248H135V247H134ZM184 248H185V247H184ZM184 248H183V249H184ZM187 248H189V250H190V247H189V246H188ZM205 248H206V247H205ZM210 248H211V247H210ZM243 248H244V247H243ZM243 248H242V249H243ZM245 248H246V246H245ZM258 248H259V250L261 249L260 247H258ZM83 249H84V248H82V249L79 248V251H81V250H83ZM87 249H88V248H87ZM135 249H137V248H135ZM151 249H152V248H151ZM178 249H179V248H178ZM217 249H218V248H217ZM228 249H229V248H228ZM253 249H255V248H253ZM263 249H264V248H263ZM17 250H18V249H17ZM53 250H54V249H53ZM53 250H52V251H53ZM85 250H86V249H85ZM125 250H126V249H125ZM157 250H155L154 253H155ZM171 250H166V252L168 253V251L170 252ZM181 250H182V249H181ZM191 250H192V249H191ZM196 250H197V249H196ZM196 250H195V251H196ZM226 250H227V249H226ZM255 250H258V249H255ZM259 250H258V251H259ZM261 250H262V249H261ZM52 251H51V252H52ZM87 251H88V250H87ZM89 251H90V250H89ZM130 251H131V250H130ZM139 251H140V249H139ZM174 251H176V249H175ZM258 251H257V252H258ZM262 251H263V250H262ZM53 252H54V251H53ZM76 252H77V251H76ZM115 252H116V249H115ZM125 252H126V251H125ZM193 252H194V251H193ZM218 252H219V251H218ZM230 252H231V250H230ZM238 252H239V251H238ZM263 252H264V251H263ZM10 253H11V252H10ZM14 253H15V252H14ZM79 253H80V252H79ZM98 253L100 254L99 251L97 252V254H98ZM116 253H117V252H116ZM116 253H115L114 256H116V255L118 254V253H117V254H116ZM130 253H131V252H130ZM151 253H152V252H151ZM154 253H152V254H154ZM157 253H158V251H157ZM172 253H174V252L172 251ZM175 253H176V252H175ZM177 253H178V252H177ZM208 253H209V252H208ZM216 253H217V251L215 252V255H216ZM220 253H221V252H220ZM232 253H233V252H232ZM254 253H255V251H254ZM258 253H259V252H258ZM260 253H261V251H260ZM260 253H259V254H260ZM74 254H76V253H74ZM81 254H82V253H81ZM84 254H86V253H84ZM84 254H82V255H84ZM90 254H91V253H90ZM124 254H125V253H124ZM148 254H149V253H148ZM165 254H166V253H165ZM186 254H187V252H186ZM186 254H185V255H186ZM203 254H202V255H203ZM209 254H210V253H209ZM221 254H222V253H221ZM221 254H218V253H217V255H220V256H221ZM12 255H13V254H12ZM22 255H23V254H22ZM22 255H21V257H22ZM54 255H55V254H54ZM56 255H57V254H56ZM61 255H62V254H61ZM110 255H111V257H112L113 254H110ZM125 255L127 256V252H126ZM137 255H139V254H137ZM142 255H143V254H142ZM149 255H150V257H151V254H149ZM166 255H167V254H166ZM171 255H172V256H175V255H173V254H171ZM185 255H182V256L185 257ZM202 255H201V256H202ZM234 255H236V254H234ZM234 255H233V256H234ZM241 255H242V254H241ZM260 255H261V254H260ZM32 256H33V255H32ZM92 256H93V255H92ZM92 256L90 255L91 258H93ZM108 256H109V254H108ZM126 256H125V257H126ZM129 256H130V255H129ZM147 256H148V255H147ZM155 256H156V253H155ZM157 256H158V255H157ZM167 256H169V255H167ZM167 256H166V257H167ZM172 256H171V257L169 256V257L172 258ZM187 256H188V254H187ZM239 256H240V254H239ZM258 256H259V255H258ZM116 257H117V256H116ZM137 257H138V256H137ZM137 257H136V258H137ZM141 257H142V256H141ZM152 257H153V259H154V256H152ZM176 257H178V256H175V258H176ZM210 257L212 258L213 256H210ZM214 257H216V258L214 259ZM214 257H213L214 260H216V261L221 260V262H223V261H222L223 256H221V259H218L219 256H218V257H217V256H214ZM234 257H235V256H234ZM236 257H238V256L236 255ZM255 257H256V256H255ZM262 257H263V256H262ZM91 258H89V259L91 260ZM109 258H110V257H109ZM132 258H133V257H132ZM136 258H135L136 263L141 261L140 258H139L138 261L136 260ZM147 258H148V257H147ZM156 258H157V257H156ZM170 258H167V260H168V259L170 260ZM178 258H179V257H178ZM199 258H200V257H199ZM201 258H202V259H201V263H202V260H204V259H203V257H201ZM208 258H209V257H208ZM211 258H210V259H211ZM226 258H230V259H231V256H230V257L227 256ZM239 258H240V257H238V259H239ZM247 258H248V257H246V259H247ZM11 259H12V258H11ZM13 259H15V257H14ZM13 259H12V260H13ZM111 259H112V258H111ZM113 259H114V258H113ZM125 259H126V258H125ZM125 259H123V260H125ZM133 259H134V258H133ZM153 259H152V261H151L152 263H153ZM192 259H193V258H192ZM243 259H244V258H243ZM246 259H244L243 261H246ZM252 259L255 260L254 257H251V258H250L251 261H250V260H248V261L252 262ZM256 259H257V258H256ZM260 259H262V258H259V260H260ZM25 260H26V259L23 260V258H21V262L23 261L24 264H25V262H26ZM27 260H28V259H27ZM93 260H94V259H93ZM93 260H91V261L93 262ZM167 260H166V261H167ZM169 260H168V262H169ZM171 260H172V259H171ZM171 260H170V261H171ZM187 260H188V259H187ZM189 260H190V259H189ZM206 260H207V259H206ZM211 260H212V259H211ZM227 260L230 261L229 259H227ZM10 261H11V260H10ZM24 261H25V262H24ZM135 261H134V262H135ZM144 261H145V260H144ZM144 261H143V263H144ZM157 261H158V260H157ZM157 261H156V262H157ZM159 261H160V260H159ZM192 261H193V260H192ZM197 261H198V260H197ZM216 261H213V262H216ZM231 261H233V258H232ZM11 262H12V261H11ZM11 262H10V263H11ZM13 262H14V261H13ZM21 262H20V260H19L17 264H19V263H21ZM88 262H90V261H88ZM161 262H162V261H161ZM168 262H166V263L164 262V263H165V264H169V263H170V264H172V263H174V264H182V263H179V262H180V259H179L178 263H176L177 261H174V262H172V263H171V262L168 263ZM185 262H186V261H185ZM208 262L210 263L211 261L208 260ZM213 262H211V263H213ZM224 262H225V261H224ZM253 262H254V261H253ZM259 262H260V261H259ZM26 263H27V262H26ZM32 263H33V262H32ZM47 263H48V262H47ZM120 263H121V262H120ZM126 263H128V261H126ZM130 263H131V261H130ZM191 263H192V262H191ZM217 263L219 264V262H217ZM245 263H246V262H245ZM254 263H255V262H254ZM254 263H253V264H254ZM256 263H258V262L256 261ZM21 264H22V263H21ZM87 264H89V263H87ZM124 264H125V263H124ZM128 264H129V263H128ZM146 264H147V263H146ZM153 264H154V263H153ZM157 264H158V263H157ZM160 264H161V263H160ZM192 264H193V263H192ZM197 264H198V263H197ZM204 264H205V263H204ZM207 264H208V263H207ZM227 264H228V263H227ZM234 264H237V263H234Z\"/></svg>",
	"mask_w": 264,
	"mask_h": 264
}]
</instances>
